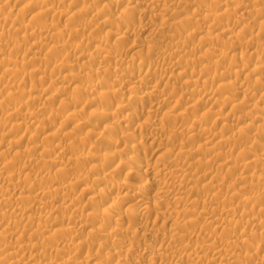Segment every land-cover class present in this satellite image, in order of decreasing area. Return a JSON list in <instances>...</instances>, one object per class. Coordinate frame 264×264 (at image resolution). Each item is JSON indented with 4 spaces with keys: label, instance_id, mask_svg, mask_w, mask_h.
<instances>
[{
    "label": "rangeland",
    "instance_id": "374dc122",
    "mask_svg": "<svg viewBox=\"0 0 264 264\" xmlns=\"http://www.w3.org/2000/svg\"><path fill=\"white\" fill-rule=\"evenodd\" d=\"M15 1V2H14ZM17 1H19V2H17ZM30 1V2H29ZM31 1L33 2V3H31ZM43 1V2H42ZM44 1L45 0H25V2L23 1V0H1L0 2V10H1V12H0V18H1V16H2V19L3 18H5L6 16H7V18H8V20L7 21H5L6 23H7V25H6V23L3 21V20H0L1 21V23H0V30L2 31L1 33H0V35L2 36L3 35V33H4V35H5V37H6V43L4 42V43H2V44H0L1 46L4 44V46L1 48V46H0V49L2 50V51H6L5 52V54H7V55H9V57L10 58H15L16 59V57H18V55H19V57L17 58V61H19V58L20 59H22L23 58V56H25L26 58H23L22 59V61H24L25 60V63L23 62V64H21L22 63V61L20 60L19 61V63L16 61V63H18V65L17 64H15V67L14 66H12V68H16V70H19V71H21L23 74H21V72L19 73L20 75L18 76V75H16L17 77H15V76H9L8 74H6L7 72L5 71V68L2 66V64H1V61L3 60V59H6V58H4L5 57V55H4V52H2V51H0V119L1 120H3V118H4V124H3V121H0L1 123H2V125H1V130H0V168H1V171H3V173L4 172H10L11 174L13 173V172H15V173H13V174H15V176H18L19 177V175H20V173H21V175H20V178H19V180H18V183H23L22 185H24V191L21 193V189H19V190H21V191H17L16 193H14V194H11L10 193V191L8 190V191H4V192H2V194L4 195V193H5V198H7L9 195L11 196L10 197V199H8V201H6L4 204H1V207H2V209H3V211H1L0 210V232H2V230L4 231V229L6 228L5 226H7L8 225V223L10 222H12L10 225H8L7 226V228H10L11 226L13 227H11V229L12 230H15V231H12L11 229V231L9 230V232H15V234H16V230L17 229H19V230H17V234L19 235H17V238H16V236L15 237H13V241H11V242H13V245L11 244V246L13 247V246H15V244L16 245H21V244H25L26 246L25 247H31L32 245L34 246V244H35V247L37 248V250H34L33 252H31V254L32 255H34V256H32V255H30V253L29 252H27L28 250H26V251H23L22 253H19L17 256L19 257V258H21L22 256H21V254H25V255H23V257L21 258L22 260H24L26 263L27 262H29L30 260H31V257L33 258H35V259H37V261L39 260V261H49L48 259H50V263L51 264H57L58 262L57 261H59L60 259H62V258H68V256H74L75 255V258L77 259V263H75V264H96L95 262H103V263H106V264H168L169 262H171V260L173 261V262H175V260H176V262L178 263V264H181L182 262H184V261H186V260H184V259H182V260H178L177 258H175V259H173L172 257L170 258V257H168L167 259H166V257H164V261H163V259L162 260H160V263L158 262V261H156L155 263H152V261L150 262V261H146V260H144L143 258L141 259L140 258V253L143 251V249L144 248H146V247H148V245H149V247H150V249H152V250H157L158 248H162V249H165L166 251H168L169 250V252L170 251H180L182 248L183 249H185L186 247H187V249H188V251L190 250V251H193V248H196L197 247V245H199L198 247V252L199 251H201V252H199V255L201 256V257H203V259H202V262L203 263H199V264H216L217 263V260H215L214 258H216V255L214 254V252L213 251H206L205 249H203L201 246L204 244V246L206 245V244H210V245H216L215 244V237L214 236H216V238H217V240H219L220 242H221V240H225V239H229L228 241L229 242H233V246L232 247H230V249H231V251L233 252H231V251H229L230 249H228V251L227 250H224L222 253L224 254V256H226L227 255V257H229L230 255H232V254H234V255H237V254H241V257H240V255L238 256V257H240L239 259H238V261L237 262H235V263H233V264H238L239 262V264H264V254L262 255V253H264L263 251H264V241H260V243L259 242H255V241H253V239L255 240V239H257L258 237H259V233H264V222L262 221H260L261 220V218H264V129H261L260 130V128H258L261 124L263 125L264 124V110H262V107L264 106V103L262 102V100H261V96H264V73H263V71H262V73H261V71H259V73H258V71H254L255 69H254V67H255V65H261V66H263L264 67V53H262V51L264 52V33H262V31L264 32V15H259L260 14V10H262L263 8H264V0H263V2L261 1V0H257L258 2H256V0H243L244 2H243V6H245V7H243L242 5L240 6V7H238V9L236 10V8H237V5H235V4H232L231 2L233 1V0H216L217 2H215V0H214V2H213V0H176V2H175V0H172L173 2H171V4L172 5H170L172 8H174V9H171V7L170 8H166V12H164V11H162L163 13H161V15H157V14H159L161 11H159L160 10V7H159V5L161 6L162 4H163V2H164V0H161L160 1V3L158 2V4H154V5H151L150 3V1L149 0H145V1H143V0H138L139 2H141L140 4H138L137 2H135V0L133 1V0H125V2L124 3H122V5H120L121 4V1L119 0V1H117L116 2V0H74V2H73V0H52L53 1V3H52V1H50V0H47V3H50V4H48L47 5V3L45 4L44 3ZM62 1V2H61ZM75 1H78V3L77 2H75ZM128 1V2H127ZM130 1V2H129ZM179 1V2H178ZM201 1V2H200ZM205 1V2H204ZM241 2H242V0H240ZM256 3H255V2ZM4 2V3H3ZM17 2V3H16ZM21 2H23V3H21ZM37 2H39V3H43L42 4V6L44 5L45 7L46 6H49V7H47V8H44V7H41V4H39V3H37ZM46 2V1H45ZM84 2H86V3H84ZM111 2H113V3H111ZM116 2V3H115ZM148 2V3H147ZM198 2H200V3H198ZM206 5H204V7H203V3ZM228 2V3H227ZM26 3H28V4H26ZM34 3H36L35 4V6L38 4V5H40V6H36V9H37V7H38V10L36 11V10H34L32 7L33 6H31V5H34ZM52 3V4H51ZM126 3H127V5H126ZM131 3V4H130ZM137 6V8H135V10L133 9L134 7H132V6H134V4ZM196 3V4H195ZM212 3H214L215 5L213 6V4ZM254 3V4H253ZM258 3V4H257ZM23 4V5H22ZM25 4V5H24ZM85 4H87L86 6H84ZM111 4V5H110ZM199 4V5H198ZM223 4V5H222ZM225 4H227L226 6H225ZM231 4V5H230ZM248 4H249V6H251L252 4L254 5V6H251V7H247L248 6ZM260 4H262V5H260ZM20 5H22V6H20ZM28 5H30V6H28ZM102 5H103V8H102ZM104 5H106V6H104ZM125 5L127 6V7H125ZM151 5V6H150ZM155 5H157V6H155ZM196 5H198V6H196ZM201 5H202V7L206 10V9H208V10H206L204 13H206L207 11V14H210V13H214L215 11H216V13L218 12V11H221V13L222 12H226V13H224L225 15H226V17L224 16L223 18H219V19H217L216 21H213V20H215V19H211V20H207L208 22H206V20L205 21H200V23L201 24H198L197 22H196V24L194 23V22H191L190 21V17H192L193 18V16H194V18H196V19H199V12L201 11V9H203V8H201ZM219 5V6H218ZM222 5V6H221ZM228 5H230V7L229 8H231V9H229L228 8ZM256 5V6H255ZM24 6V9L25 8H28L27 10H22L23 12H19L18 13V8H21L22 9V7ZM26 6V7H25ZM50 6H52V7H50ZM55 6V7H54ZM128 6H130V7H128ZM196 6V7H195ZM199 6H200V8H199ZM212 6H213V8H212ZM42 9H41V8ZM87 7H88V9L89 10H91V11H95V12H89V10L87 9ZM93 7V8H92ZM124 7H125V11H127L128 9L127 8H130V10L131 9H133L132 11H130V10H128L127 12H129L128 14H127V12H126V14H125V11L123 10L124 9ZM177 7H179L178 9H177ZM209 7V8H208ZM221 9H220V8ZM234 7V8H233ZM236 7V8H235ZM254 7H255V10H258V11H256L255 12V10H254ZM260 7V10L259 9H257V8H259ZM3 8V9H2ZM40 8V9H39ZM44 8V9H43ZM49 8V9H48ZM54 8V9H53ZM60 8H63V10L62 9H60ZM72 10H71V9ZM76 8V9H75ZM81 8H84L83 10L85 11L86 10V12H85V14L86 15H84V12H82V13H80L81 11H82V9ZM100 9L99 10V12L97 11L98 9ZM123 8V9H122ZM153 8V9H152ZM159 8V10H157V9ZM195 8V9H194ZM251 9V12H250V10L249 9ZM252 8H253V10H252ZM8 9V10H7ZM21 9H20V11H21ZM32 9V10H31ZM47 9V11H46V13H44V11ZM68 9V10H67ZM70 9V10H69ZM80 9H81V11H80ZM94 9V10H93ZM108 9V10H107ZM154 9H156V10H154ZM184 9V10H183ZM200 11H199V10ZM203 9V10H204ZM210 9H212L211 11H210ZM240 9V10H239ZM42 11V10H44V11H42V12H40V14H42V16L40 15V14H38L37 15V12L38 11ZM51 10H55V11H63V12H68V11H70V12H66V16L65 15H62V17H60L58 14H56L55 13V11L53 12V11H51ZM79 11V13L78 14H82V15H75L77 12ZM103 12H102V11ZM122 11V12H119V11ZM150 10V11H149ZM174 10H176V11H174ZM27 11V12H26ZM32 11H35L36 13H33ZM50 11V13H48ZM73 11V12H72ZM74 11H75V13H74ZM88 11V12H87ZM97 11V12H96ZM194 11H197V12H194ZM210 11V12H209ZM212 11H214V12H212ZM233 11V13H231ZM247 13L248 11L250 12H248V14H250V15H247L245 12ZM254 11V12H253ZM10 12V13H9ZM31 12V13H30ZM53 12V13H52ZM124 12V13H123ZM131 12V13H130ZM145 12V13H144ZM157 12V13H156ZM159 12V13H158ZM192 12H194V14H197V15H194ZM242 12H243V14H244V17H242L243 15H242ZM259 12V13H258ZM21 13V14H20ZM27 13V14H26ZM28 13H29V15H28ZM39 13V12H38ZM48 13V14H47ZM59 13V12H58ZM72 13H74V15H75V17H74V15H72ZM97 13V14H96ZM102 13V14H101ZM122 13L123 14H125V16H123L122 15ZM133 13V14H132ZM156 13V14H155ZM173 13V14H172ZM180 15H179V14ZM230 15H228V14ZM241 13V14H240ZM254 13H256V14H254ZM9 16H8V15ZM25 14V15H24ZM36 15V19L33 21L32 20V15ZM44 14V15H43ZM100 14V15H99ZM188 14H190V15H188ZM193 14V15H192ZM219 14V13H218ZM238 14V15H237ZM246 14V15H245ZM251 14H253V15H251ZM5 15V17H3ZM40 15V16H39ZM56 17H55V16ZM90 15V16H89ZM93 15V16H92ZM95 15H96V17H95ZM122 17H121V16ZM157 15V16H156ZM183 15V16H182ZM192 15V16H191ZM241 15V16H240ZM59 16V17H58ZM71 16V18H69V17ZM99 16V17H98ZM105 16V17H104ZM107 16V17H106ZM117 16H118V18L120 17V21L118 20V18H117ZM189 16V20L187 19V17ZM196 16V17H195ZM247 16L249 17V18H247ZM31 17V18H30ZM35 17V16H34ZM40 17H41V19H40ZM77 17V18H76ZM101 17V18H100ZM239 17H242L243 18V22H242V20H241V18H239ZM9 18H11V19H13L14 20V22L12 23V20H11V23H10V19ZM66 18H68V19H66ZM95 18V19H94ZM98 18V19H97ZM100 18V19H99ZM108 18L111 20V24H109L110 23V20L108 21ZM123 18H124V20H125V22L127 23L128 22V24H126L124 21H123ZM182 20H181V19ZM193 18V19H194ZM228 19V21H230L231 19V21H241L240 22V24H238V25H236V27L235 26H232V23L233 22H228L227 21V19ZM239 18V19H238ZM246 18V19H245ZM37 19H39L40 20V22H39V20H37ZM78 19V20H77ZM93 20V22H92V20ZM114 19V20H113ZM115 19H117L116 21H119V22H116L115 23ZM172 19V20H171ZM177 19V20H176ZM179 19V20H178ZM189 22H191V24H190V22L188 23L186 20ZM221 19H223V20H221ZM226 19V20H225ZM230 19V20H229ZM238 19V20H237ZM17 22H16V21ZM29 20H32V22L31 21H29ZM47 20V21H46ZM73 20V21H72ZM98 20V21H97ZM105 20V21H104ZM221 20V21H220ZM263 20V21H262ZM36 21V22H35ZM42 21V22H41ZM67 21V22H66ZM69 21V22H68ZM88 21V22H87ZM105 22V23H103V22ZM114 21V22H113ZM122 21V22H121ZM167 21V22H166ZM171 21V22H170ZM175 22V24L177 23L178 25L176 26L175 24H174V22ZM180 21V22H179ZM248 21H249V23H248ZM251 21V22H250ZM5 24H4V23ZM29 22V23H28ZM89 22H92V23H90V28H89ZM98 22V23H97ZM108 22V23H107ZM123 22H124V24H123ZM183 23V25H181L182 23ZM204 22V25L202 24ZM210 22H212V23H216L217 22V26L219 27H217V31H215V30H210L209 28H208V26H209V24H210ZM246 22V23H245ZM253 22V23H252ZM4 25H3V24ZM10 23V24H9ZM30 24V25H32V29L30 30V28H31V26H30V28H29V26L27 25V24ZM34 23V24H33ZM36 23H37V25H36ZM38 23H39V25H38ZM40 23H42V24H40ZM71 23V24H70ZM106 23H107V25H106ZM113 23H115V24H113ZM121 23H122V25H121ZM171 23H172V25H171ZM193 23V24H192ZM207 23V24H206ZM221 23V24H220ZM227 23V24H226ZM228 23H229V26L230 27H227V30H226V26H228ZM235 23V22H234ZM241 23H243V24H241ZM262 24V27H261V24ZM16 24V25H15ZM25 25L26 26V28H27V31H26V33L24 32L25 31V29L26 28H24L25 26H23V25ZM45 24H47V26H50L49 28L45 25ZM51 24H53L52 26H51ZM87 24H88V26H87ZM93 24V25H92ZM96 24V26H94ZM105 24V25H104ZM119 24V25H118ZM130 24V25H129ZM167 24H168V26H167ZM171 26H170V25ZM188 24V25H187ZM198 24V25H197ZM224 24H226V26L224 25ZM249 24V25H248ZM252 24V25H251ZM10 25V26H9ZM18 25V26H17ZM20 25V26H19ZM23 26V28H24V30H23V28H22V26ZM37 27H36V26ZM43 25V26H42ZM44 25H45V27H47L48 29V31H49V33L50 32H52L53 30V35L54 36H52L51 35V33L49 34L48 33V31L47 30H45V28H44ZM85 27H84V26ZM220 25V26H219ZM247 25V26H246ZM15 26V27H14ZM33 26L35 27V28H38V29H40V30H43L44 29V31H42V33H40L38 36H40V35H42L41 37H38L37 35L36 36H34V34L33 33H30L32 30H33ZM39 26V27H38ZM59 26V27H58ZM77 26V27H76ZM81 26V28H79ZM93 26V27H92ZM175 26V27H174ZM179 26V27H178ZM181 26H185V27H182L181 28ZM4 29H3V28ZM12 27V28H11ZM41 27H43V29L41 28ZM56 27V29H52V28H55ZM74 27L75 28H77L76 30L74 29ZM124 27H128L127 29L126 28H124ZM160 27V28H159ZM177 27H178V29H177ZM189 27V28H188ZM201 27H202V32H201ZM231 27H233V28H231ZM238 27V28H237ZM247 27V28H246ZM8 28V29H7ZM15 28V29H14ZM20 28V29H19ZM22 28V29H21ZM92 28V29H91ZM173 28V29H172ZM183 28H186V29H183ZM204 28V29H203ZM223 28V29H222ZM228 28H230V29H228ZM10 29V30H9ZM50 29H52L51 31H50ZM75 30V32H74V30ZM79 29V30H78ZM86 29V30H85ZM195 29V30H194ZM209 29V30H208ZM223 31H222V30ZM224 29L226 30V31H224ZM242 30V32L241 31H239V30ZM246 29V30H245ZM251 29V30H250ZM258 29H259V31H258ZM262 29V30H261ZM7 30H9V31H7ZM56 30V31H55ZM62 31V32H57V31ZM65 30V31H64ZM69 30V31H68ZM163 30V31H162ZM182 30V31H181ZM187 30V31H186ZM191 30V31H190ZM194 30V31H193ZM199 30V31H198ZM218 30H220V31H218ZM245 30V31H244ZM249 30V31H248ZM5 31V32H4ZM21 31V32H20ZM34 31V30H33ZM47 33H46V32ZM71 31V32H70ZM115 31V32H114ZM127 31V32H126ZM210 31H211V34H210ZM238 31H239V33H238ZM6 32H9L10 33V35L8 34V33H6ZM45 32V33H44ZM56 34H55V33ZM74 32V33H73ZM81 32V33H80ZM126 32V33H125ZM163 32V33H162ZM191 32H193V33H190ZM196 32H201V33H196ZM213 32V33H212ZM223 32V33H222ZM225 32V33H224ZM249 32V33H248ZM6 33V34H5ZM77 33V34H76ZM168 33V34H167ZM173 33H175V34H173ZM235 33H236V35L238 34V36H236L235 35ZM241 33V34H240ZM258 33H259V35H258ZM57 34H60V36L59 35H57ZM62 34V35H61ZM118 34V35H117ZM123 34V35H122ZM127 34V35H126ZM181 34V35H180ZM212 34L214 35V36H212ZM217 34V35H216ZM221 34V35H220ZM255 34V35H254ZM263 34V35H262ZM7 35V36H6ZM9 35V36H8ZM25 35V36H24ZM29 35V36H28ZM51 35V36H50ZM121 35V36H120ZM170 35L172 36H175L176 35V37H178V40L176 39V37H174L175 38V40H173L174 38H173V36H172V40L170 39L171 37H170ZM183 35V36H182ZM204 35V38L205 37H207V38H209V37H215V35L217 36V37H215V39H213V38H211L210 39V41L209 42H207V43H205V41H204V43H202V41H203V39H202V37L201 36H203ZM209 37H208V36ZM229 35V36H228ZM250 35H252V36H250ZM47 36V37H46ZM106 36V37H105ZM117 36H119V37H117ZM164 36V37H163ZM180 36V37H179ZM186 36V37H185ZM190 36V37H189ZM220 36V37H219ZM235 37L236 36V38H233V39H231L230 37ZM37 39H36V38ZM45 37V38H44ZM101 37V38H100ZM123 37V38H122ZM183 37V38H182ZM200 37H201V39H200ZM252 39H255L254 40V42H252V44H251V46L250 45H248V44H250V41H252L251 40V38ZM45 39V40H43V39ZM98 38V39H97ZM102 38H104L105 40H106V46L104 47V49H106V48H108L107 49V51L108 52H110V53H107V54H109L108 56H106L107 54H106V51H105V58H103L104 57V50L102 49H100V50H98V48L100 47V44H99V41L100 40H102ZM121 38V39H120ZM170 40H169V39ZM179 38H180V40H179ZM182 38V39H181ZM245 38V39H244ZM257 38V39H256ZM7 39H9V40H7ZM31 39H33V40H31ZM41 39H42V41H44V42H42V43H44L43 45H42V43H41ZM103 39V40H104ZM108 39V40H107ZM117 39V40H116ZM184 39V40H183ZM225 39H227V40H225ZM233 41V42H231V40ZM237 39H239V40H237ZM244 39V40H243ZM182 40V41H181ZM205 40V39H204ZM230 40V41H229ZM246 40V41H245ZM249 40V41H248ZM19 41V42H18ZM30 41V42H29ZM33 41H34V43H37V44H33ZM57 41V42H56ZM171 41H173V42H171ZM175 41V42H174ZM181 41V42H180ZM184 41V42H183ZM240 41V42H239ZM258 41H260V42H258ZM11 42H13V43H11ZM55 42V43H54ZM170 42V43H169ZM179 42V43H178ZM185 43V44H183V43ZM186 42H187V46H186ZM195 44H194V43ZM211 42H213V44H211ZM238 43V47H236L235 48V46H236V44ZM245 42V43H244ZM258 42L259 44H256V43ZM261 42H262V44H261ZM31 43V44H30ZM76 43H77V46H76ZM169 43V44H168ZM176 46V43H177V45L179 46V49L182 51V47H184V45L186 46V47H184V54H182V52H181V54H179V56H178V54H175L174 55V49H172V47L174 46L173 44ZM181 43V44H180ZM192 43V44H191ZM201 43H202V45H201ZM228 43H231V45L230 44H228ZM255 43V45H253ZM6 44V45H5ZM9 44H13V45H10V47L12 48L13 47V49H10L8 46H9ZM62 44H65V45H62ZM68 44V45H67ZM80 44H81V46H80ZM134 44V45H133ZM219 44V45H218ZM222 44V45H221ZM235 44V45H234ZM8 45V46H7ZM17 45H18V47H17ZM19 45H22L21 47H20V50H19ZM25 45V46H24ZM28 45V46H27ZM31 45V46H30ZM36 45V46H35ZM52 45V46H51ZM53 45H56V46H53ZM97 45H99V47L97 46ZM111 45V46H110ZM169 45H170V47H169ZM181 45H183V46H181ZM248 45V46H247ZM252 45H253V47H252ZM260 45H262L261 47H260ZM35 46V47H34ZM47 46L50 48V47H52V48H47ZM63 46H64V48H63ZM76 46V47H75ZM116 46V47H115ZM135 46H136V49H134L135 48ZM178 46H177V48H178ZM196 46H197V48H196ZM247 46V47H246ZM16 47V48H15ZM26 47V48H25ZM32 49H31V48ZM58 47V48H57ZM78 47V48H77ZM132 47H134L133 48V50L131 49ZM187 47H188V49H187ZM217 47V48H216ZM222 47V48H221ZM246 47V48H245ZM250 47V48H249ZM9 48V49H8ZM15 48V49H14ZM47 48V49H46ZM97 48V49H96ZM113 48V49H112ZM115 48H117V50L115 49ZM121 48V49H120ZM131 49V51H130V49ZM140 48V49H139ZM185 48H186V50H185ZM202 48V49H201ZM213 48H214V52L211 54V52H212V50H213ZM238 48V49H237ZM257 48H259V49H257ZM5 49H7V50H5ZM26 49V50H25ZM57 49H59L58 51H57ZM127 49H129V50H127ZM207 49V50H206ZM232 49V50H231ZM234 49V50H233ZM14 50V51H13ZM17 50H19V51H17ZM34 50V51H33ZM95 50H96V52H95ZM119 50V51H118ZM127 50V51H126ZM135 50V51H134ZM158 50V51H157ZM190 50V51H189ZM201 50V51H200ZM210 50H211V52H210ZM222 50H224V53H221V51ZM228 50V51H227ZM260 50H261V53H260ZM18 52V53H16V52ZM36 51V52H35ZM99 51V52H98ZM101 51H103V53L101 54ZM112 51V52H111ZM129 51V52H128ZM206 51V52H205ZM259 51V52H258ZM25 52V53H24ZM34 52V53H33ZM64 52H65V54H64ZM90 54H89V53ZM91 52H92V56H94L95 57V55H97L95 58L93 57H91ZM195 52V53H194ZM219 55V54H224L225 55V57H223L224 58V60H223V58H217V54ZM223 52V51H222ZM241 52V53H240ZM36 53L38 54L37 56H36ZM47 54V53H49L50 55H49V57H48V55L47 56H45V54ZM51 53H52V55H51ZM95 53V54H94ZM116 53H117V55H116ZM135 53V54H134ZM140 53V54H139ZM161 56H159L158 54ZM162 53V54H161ZM173 53V54H172ZM208 55H207V54ZM215 53V54H214ZM239 53V54H238ZM249 53V55H247V54ZM251 53H252V55H251ZM27 54H29V55H27ZM34 54V55H33ZM115 54V55H114ZM171 54V55H170ZM241 54V55H240ZM256 54V55H255ZM6 55V57H8ZM42 55V56H41ZM43 55H44V57H43ZM168 58H165V56ZM175 56V57H173L175 60H173V58H172V56ZM181 55H183V56H181ZM185 55H186V58H185ZM192 55V56H191ZM193 55H194V57H193ZM202 56V55H204V62H201L200 61V59L198 58V57H200V56ZM4 56V57H3ZM28 56V57H27ZM39 56V57H38ZM55 56V57H54ZM113 56H117L116 57V59H115V57L114 58H112ZM119 56H121V57H119ZM135 57L136 56V60L138 59V60H140L143 64H145V65H147V67L145 68V69H149V71H151L153 68H158V67H161L162 66V63H165V59H167L168 61H167V63H165V64H163V66H162V68H164L165 70H166V74H164V77L167 75V74H172L173 72H175L176 74H172L173 76L171 77V75H168V77H167V79H166V77L164 78V77H162V79L160 78V77H153L152 79L154 80V81H158L157 82V84H155L156 82H152V83H150V84H148L147 85V88H145V86L144 85H141V84H139V82H138V80H139V78L143 75V77H144V75H146L147 76V74H144V73H147V72H143L141 75H140V77L139 78H137L136 80H137V83L139 84V85H141L143 88H145V89H143L142 87H140V86H138L137 85V83H136V80H135V78L133 79L132 78V80L130 79V81L131 82H135L134 84L135 85H137V86H135V85H133V83H132V85H131V82H127L126 81V83H124L123 85H118L119 87L117 88V86H114V83H112V81H110V79H115V80H117L118 79V76H119V78H120V74H121V72L118 70V69H123V68H126L125 66H124V60L127 58V57ZM158 56V57H157ZM164 56V57H163ZM169 56V57H168ZM189 56H190V58H189ZM198 56V57H197ZM207 56V57H206ZM209 56V57H208ZM240 56H242V57H240ZM247 56V57H246ZM250 56V57H249ZM258 56V57H257ZM29 57H35L34 59H31V58H29ZM37 57V58H36ZM41 57L43 58L42 59V61L40 60L41 59ZM53 59H52V58ZM128 57V58H129ZM156 57H157V59H156ZM189 59H188V58ZM195 57H197V58H195ZM238 57V58H237ZM58 58V59H57ZM100 58H101V60H103V61H100ZM140 58V59H139ZM143 58L145 59V61L143 60ZM183 59V63L184 64H186L185 66H187L186 68H182L183 66H181L180 67V69L178 68V69H176V70H174L173 72H167V69L171 66V64L173 63V62H176V61H179V59L180 60H182ZM195 58V59H194ZM240 58V59H239ZM244 58H245V60H246V62L244 61ZM27 59H28V61H27ZM31 59V60H30ZM55 59H56V61H55ZM64 59V60H63ZM135 59V58H134ZM142 59V60H141ZM160 61H159V60ZM163 59H164V61H163ZM187 59V63L185 62V60ZM195 61H193V60ZM217 59H219L220 60V62H219V60H217ZM241 59H242V61H241ZM44 60V61H43ZM48 62H47V61ZM58 60V61H57ZM104 60H105V63H104ZM169 60H173V62L172 61H169ZM190 60H191V62L193 61L194 63H193V65H192V63L190 62ZM198 60V61H197ZM207 60H209V61H207ZM223 60V61H222ZM251 60V61H250ZM53 61V62H55L54 64H53V62H52V64H51V62ZM91 61V62H90ZM162 61V62H161ZM190 62V65H192L191 67L188 65L189 64V62ZM211 61H212V63H211ZM226 61V62H225ZM229 63H228V62ZM244 61V62H243ZM260 61V62H259ZM59 62H64V63H67V64H64L63 63V65L62 66H60L61 64L59 63ZM101 64H100V63ZM103 62V63H102ZM137 62H139V61H137ZM144 62H146V63H144ZM237 62H240L241 64H239V63H237ZM247 62H249V63H247ZM253 62V63H252ZM45 63H46V65H45ZM48 63H50V64H48ZM85 63V64H84ZM123 63V64H122ZM197 63V64H196ZM239 64V65H243V63L245 64V66L243 65V68H244V71H242L243 72V74H244V76H243V74L242 75H240V77H238L239 75H234V72H235V70H234V68H233V66L235 65V64ZM252 63V64H251ZM260 63V64H259ZM58 65V66H56V65ZM60 64V65H59ZM88 64V65H87ZM167 64V65H166ZM168 64L170 65V66H168ZM184 64H182V65H184ZM195 64V65H194ZM218 64V65H217ZM255 64V65H254ZM263 64V65H262ZM17 65V66H16ZM33 65H34V67H33ZM36 65V66H35ZM42 65V66H41ZM54 66V68H53V66ZM66 65V66H65ZM85 65V66H84ZM158 65V66H157ZM160 65V66H159ZM208 65V66H207ZM213 65V66H212ZM222 65H224V66H222ZM232 65V66H231ZM88 66V67H87ZM102 66V67H101ZM107 66V67H106ZM113 66V67H112ZM117 66V67H116ZM150 66V67H149ZM156 66V67H155ZM184 66V67H185ZM189 66V67H188ZM204 66V67H203ZM216 66V67H215ZM219 66V67H218ZM230 66V67H229ZM247 66V67H246ZM2 67V68H1ZM57 67V68H56ZM89 67H91V68H89ZM104 67H105V71H103V69H104ZM152 67V68H151ZM166 67V68H165ZM168 67V68H167ZM212 69H211V68ZM218 67V68H217ZM242 67V66H241ZM246 67V68H245ZM33 68V69H32ZM35 68V69H34ZM80 68V69H79ZM93 68H95V69H93ZM102 68V69H101ZM114 68V69H113ZM116 68V69H115ZM151 68V69H150ZM182 68V69H181ZM196 68V69H195ZM203 68V69H202ZM248 68V69H247ZM4 69V70H3ZM25 69V70H24ZM42 69V70H41ZM86 69V70H85ZM107 69V70H106ZM112 69V70H111ZM127 69V68H126ZM129 69V70H128ZM127 70L128 71H126L127 73L129 72L130 73V75H135V74H133L134 73V71H131L130 72V70H133V69H130V68H128ZM185 69V70H184ZM220 69V70H219ZM228 69V70H227ZM231 69V70H230ZM38 70V71H37ZM44 70V72H42ZM47 70V71H46ZM52 70H54V71H52ZM85 70V71H84ZM92 70V71H91ZM116 70V71H115ZM183 73L184 71L185 72H187V74L185 73H181L180 71ZM182 70H184V71H182ZM188 70V71H187ZM200 70V71H199ZM203 70H205V71H207V72H203L202 73V71ZM247 70V71H246ZM2 71V72H1ZM18 71V72H19ZM178 72V75H184L182 78H178V77H176L177 76V72ZM229 71V72H228ZM230 71H232V73L230 72ZM253 71V72H252ZM25 72H27V73H25ZM38 72H40V73H38ZM72 72V73H71ZM74 72H76V73H74ZM94 72V73H93ZM97 72V73H96ZM197 72V73H196ZM200 72V73H199ZM209 72V73H208ZM252 72V73H251ZM3 73V74H2ZM38 73V74H37ZM54 73V74H53ZM80 73L82 74V73H85V75H86V73H87V76L89 75V74H95V75H91L92 77L90 78L89 76L88 77H85V75L84 74H82L84 77H85V79L84 78H82V75H80ZM89 73V74H88ZM180 73V74H179ZM189 73V74H188ZM194 73V74H193ZM222 73V74H221ZM224 73L226 74V75H224ZM248 75H247V74ZM250 73H251V75H250ZM26 74V75H25ZM43 74H44V76H43ZM48 75V76H50V77H47L46 75ZM104 74V75H103ZM200 74H202V75H200ZM221 74V75H220ZM232 74V75H231ZM262 74V75H261ZM4 75V76H3ZM21 75H24V78H23V76H21ZM53 75V76H52ZM54 75H55V77H54ZM77 75H79V76H81V77H77ZM113 75H114V78H110V77H113ZM187 75V76H186ZM228 75V76H227ZM258 75V76H257ZM28 76V77H27ZM34 76V77H33ZM43 76V77H42ZM48 78V79H45L46 77ZM61 76V77H60ZM76 76V77H75ZM95 76V77H94ZM102 76H104L105 77V80H109L108 82L107 81H104L101 77ZM175 76V77H174ZM185 76L188 78H186V80H189V78H191V76L192 77H194V79H201L200 81H201V83H200V85L199 86H201V87H199V86H196V87H198L199 88V90H198V88H194L195 86H191L190 84H185V82L183 83V81H185ZM197 76H199V77H197ZM208 76V77H207ZM226 78H225V77ZM234 76V77H233ZM251 76V77H250ZM13 77V78H12ZM20 77V78H19ZM27 77V78H26ZM148 77H149V75H148ZM175 79H174V78ZM197 77V78H196ZM203 77V78H202ZM213 77V78H212ZM228 77V78H227ZM244 77V78H243ZM255 77H256V79H255ZM6 78V79H5ZM9 78H11V79H9ZM24 79V80H22V79ZM29 78V79H28ZM32 78V79H31ZM43 78V79H42ZM64 78V79H63ZM82 78V79H81ZM86 78H88L87 80H86ZM93 78H94V80H93ZM97 78V79H96ZM99 78V79H98ZM109 78V79H108ZM131 78V77H130ZM142 78V77H141ZM170 78V79H169ZM223 78V79H222ZM231 78V79H230ZM238 78V79H237ZM240 78V79H239ZM8 79V80H7ZM50 79V80H49ZM51 79L53 80V82L51 81ZM67 79V80H66ZM151 79V80H152ZM157 79V80H156ZM161 79V80H160ZM169 79V80H168ZM177 79H179L180 80V83L179 82H177ZM217 79V80H216ZM219 79H220V81H219ZM222 79V80H221ZM227 79V80H226ZM229 79H230V81H229ZM236 79V80H235ZM2 80V81H1ZM9 81V82H7V81ZM11 80L13 81V84H12V82H11ZM20 80V81H19ZM41 80V81H40ZM49 81V84H48V81ZM69 80V81H68ZM86 80V81H85ZM89 80V81H88ZM90 80L92 81V84L91 85H93L92 86V94L91 93H88L86 90V87L88 88V87H91V85H90ZM96 80V81H95ZM152 80V81H153ZM159 80H160V83H159ZM47 81V82H46ZM51 81V82H50ZM88 81V82H87ZM99 81V82H98ZM168 81H170V82H168ZM207 81V82H206ZM238 81V82H237ZM11 82V83H10ZM43 82V83H42ZM55 82V83H54ZM58 82V83H57ZM98 82V83H97ZM168 82V83H167ZM175 84H173V83ZM178 84H177V83ZM187 82V81H186ZM221 82H223V84H224V82H225V84L226 83H228L227 84V86H224V87H220L219 85L221 84ZM235 82H236V84H235ZM241 82V83H240ZM7 83V84H6ZM14 83H15V85H14ZM32 83H34V84H32ZM52 83V84H51ZM87 83V84H86ZM168 84V86H167V84ZM172 83V84H171ZM205 83H206V85L208 84V86H206L205 85ZM233 83V84H232ZM12 84V85H11ZM61 84H63V85H61ZM95 84V85H94ZM127 84H129V85H127ZM162 84V85H161ZM170 84V85H169ZM184 84L186 85V86H184ZM202 84V85H201ZM204 84V85H203ZM224 84V85H225ZM20 85V86H19ZM75 85V86H74ZM78 85V86H77ZM84 85V86H83ZM88 85H90V86H88ZM114 86V88H116V89H118V90H120V87H121V89H122V91L120 90V92L122 93L123 91H125V92H123L122 94L121 93H119V97L118 96H115L114 94H113V97L111 98L110 97V95L108 96H106V92L104 93V91H111V90H114V88H113V86ZM116 85V84H115ZM127 86V87H123V86ZM171 85H172V87H171ZM181 85H183V86H181ZM190 85V86H189ZM241 85H243L242 87L243 88H246L247 86L250 88V90L252 89L253 90V94L250 92V94H249V92L248 93H246L247 91H242L241 92V90H239L240 88H242L241 87ZM63 86V87H62ZM66 86V87H65ZM82 86V87H81ZM110 86H112V89H111V87ZM135 86V88H133V87ZM153 86H156L155 88L156 89H160V90H164V92L163 93H168L167 95H169V97H171L170 95H172V105L170 104L165 110H167V109H171V107L172 108H174V109H171L172 111H174L175 113V115H176V113H179L180 111H185V112H183V114H185V115H183L182 113V116H180L179 118L180 119H175V118H173L172 116L170 117H168V115L167 116H164V119H163V115L164 114H161V113H158V114H152V113H147V112H145L144 110L146 109V108H148V105H152L153 107H155L156 105H157V101H159V100H157V99H152V100H150L151 101V103L149 102V101H147V102H145V103H143V105H145L144 107H142V108H138L140 105H137V103H132L133 105H131V108H129V112H131V111H135V112H137L138 114H140L141 116H140V118L137 120H129L130 122L128 123V124H121L120 126H122V128L123 127H125L124 128V132H129V133H127L128 135H130V136H128L127 134H126V136L124 135L125 133H123L122 134V130L120 129L121 127H119V125L118 124H116V122L118 123V119H120V118H117V120H116V118H111L110 120L108 119V118H100V117H92L93 115L91 114L92 113V111L94 110V109H104V110H106V109H110V108H115V105L117 106V104H118V101H121V99H123V100H125V99H127V97L129 96L128 94L130 93V94H133L134 93V91H136L137 89H138V87H140L141 89H143V90H147V89H152V88H154ZM165 86V87H164ZM173 86H174V88H173ZM189 86V87H188ZM205 86V87H204ZM219 86V87H218ZM237 86V87H236ZM18 87V88H17ZM37 87V88H36ZM58 87H62L61 88V90H60V88H58ZM65 87V88H64ZM78 89H77V88ZM79 87H80V89H79ZM131 88V91H133V93L130 91V88ZM137 87V88H136ZM171 87V88H170ZM190 87H192V88H194V90H195V93H194V90L192 89V93L193 94H191V92H190V90H191V88ZM217 87V88H216ZM227 87V88H226ZM238 87H240V88H238ZM3 88V89H2ZM39 88V89H38ZM41 88V89H40ZM43 88H44V90H45V92H42V91H44L43 90ZM83 88V89H82ZM96 88V89H95ZM111 90H110V89ZM124 88V89H123ZM140 88L138 89V90H140ZM163 88V89H162ZM176 88V89H175ZM220 88V89H219ZM254 88V89H253ZM1 89H2V92H1ZM5 89H7V91H5ZM59 89V90H58ZM86 89V90H85ZM107 89H109V90H107ZM115 89V90H116ZM129 89V90H128ZM136 89V90H135ZM169 89V90H168ZM172 89V90H171ZM174 89V90H173ZM202 89V90H201ZM203 89H205V91L203 92ZM223 89V90H222ZM224 89H225V91H224ZM18 90V91H17ZM20 90V91H19ZM47 90V91H46ZM60 92H58V91ZM78 90V91H77ZM99 90V91H98ZM104 90V91H103ZM177 90V91H176ZM188 90V91H187ZM198 90V92H196ZM221 90V91H220ZM5 91V92H4ZM8 91H11V92H13V93H15L14 95H15V97H14V99L12 98H9L10 100H7V95H6V92H8ZM128 91V92H127ZM174 91H175V94H174ZM181 91V92H180ZM200 91V92H199ZM239 91V92H238ZM256 91V92H255ZM21 94H19V93ZM21 92H23V93H21ZM41 92L42 93H44V94H41ZM58 92V93H57ZM80 92V93H79ZM84 92H87V93H84ZM101 92H103V93H101ZM171 92V93H170ZM183 92V93H182ZM206 92V93H205ZM244 92V93H243ZM258 92V93H257ZM54 93V94H53ZM81 93H83V95L81 94ZM126 93H128V94H126ZM179 93V94H178ZM187 93H188V95H187ZM246 93V94H245ZM29 94H33V95H29ZM77 94V95H76ZM78 94H79V96H78ZM82 96H81V95ZM91 94V95H90ZM103 94V95H102ZM104 94H105V96L106 97H104ZM182 94V95H181ZM191 94V95H190ZM201 94V95H200ZM223 94V95H222ZM227 94V95H226ZM5 95V96H4ZM16 95H17V98H18V100H17V98H16ZM42 96V97H40V96ZM53 95V98L54 99H52L51 98V96ZM86 96V98H85V96ZM92 95H93V97H92ZM98 95V96H97ZM128 95V96H127ZM204 95V96H203ZM239 95V96H238ZM244 95H246V96H244ZM30 96V97H29ZM36 96H39V97H36V98H38V99H32V102H31V98H35ZM91 96V97H90ZM114 96L116 97V98H114ZM211 96H213V98H211ZM259 96V97H258ZM23 97V98H22ZM50 97V99H48V98ZM69 97V98H68ZM76 97V98H75ZM79 97V98H78ZM94 97H95V99H94ZM109 99H108V98ZM126 97V98H125ZM175 97V98H174ZM199 97V98H198ZM204 97V98H203ZM208 97V98H207ZM214 97H215V99H214ZM246 99H245V98ZM5 99V101H4V103H3V100ZM78 98V99H77ZM94 99V101H93V99ZM97 98H99L98 100H97ZM104 98H106L107 99V102L105 101L106 99H104ZM125 98V99H124ZM210 98H211V100H213V101H211L210 100ZM216 98L217 99H219V100H216ZM225 98H227V99H225ZM40 99V100H39ZM42 99V100H41ZM118 100V101H116V100ZM178 99V100H177ZM198 99H203V100H198ZM222 99H225V101L227 100V103L226 104H222L221 105V103H218V102H220V100H222ZM260 99V100H259ZM58 100V101H57ZM71 100V101H70ZM77 100V101H76ZM112 100H114V101H112ZM195 100H197L198 101V104H197V106H195ZM208 100V101H207ZM214 100H215V102H214ZM243 100V101H242ZM246 100V101H245ZM2 101V102H1ZM13 101V102H12ZM15 101H17V102H15ZM20 101V102H19ZM22 101V102H21ZM30 101V102H29ZM34 101V102H33ZM40 101V102H39ZM45 101V102H44ZM70 101V102H69ZM96 101H98L99 102V104H98V102H96ZM109 101V102H108ZM156 101V102H155ZM190 101V102H189ZM207 101V102H206ZM210 101V103H208ZM234 101V102H233ZM239 101V102H238ZM8 102V104H6ZM11 102V103H10ZM75 102H77L76 104H74ZM85 102H89L88 103V105H87V103H85ZM112 102H116L115 103V105L112 103ZM259 102V103H258ZM17 103V104H16ZM26 103H27V105H26ZM62 103V104H61ZM92 103V106L91 107H89V104H91ZM96 103H97V105H96ZM108 103V104H107ZM111 103V104H110ZM139 103V102H138ZM148 103V104H147ZM215 103V104H214ZM230 103V104H229ZM235 103V104H234ZM238 103V104H237ZM239 103H240V105H239ZM243 105H242V104ZM263 103V104H262ZM4 104H5V106H4ZM73 106V108L70 106ZM110 104V105H109ZM135 104H136V106H135ZM156 104V105H155ZM7 105V106H6ZM9 105V106H8ZM22 105V106H21ZM24 105V106H23ZM65 105V106H64ZM69 105V106H68ZM75 105V106H74ZM94 105V106H93ZM100 105V106H99ZM174 105H176V106H174ZM188 105V107H185V106H187ZM259 107H257V106ZM20 106V107H19ZM43 106V107H42ZM46 108H45V107ZM48 106V107H47ZM79 106V107H78ZM107 106H109L108 108H107ZM174 106V107H173ZM223 106V107H222ZM227 106V107H226ZM4 107V108H3ZM9 107V108H8ZM14 107V108H13ZM54 107V108H53ZM72 108V110H78L79 108L81 109H79L78 110V112H80V114H78L79 116H80V118H79V116H78V118L76 117H73V118H75L73 121H72V119H71V117L72 116H69V113L71 112V108ZM95 107V108H94ZM102 107V108H101ZM105 107V108H104ZM136 107V108H135ZM141 107V106H140ZM146 107V108H145ZM191 107V108H190ZM17 108V109H16ZM22 108V109H21ZM29 108V109H28ZM70 108V109H69ZM112 108V109H113ZM144 108V109H143ZM178 108H180V109H177ZM187 108V109H186ZM202 108V109H201ZM264 108V107H263ZM13 109V110H12ZM17 111V113L15 112V110ZM20 109V110H19ZM24 109V110H23ZM83 109V110H82ZM112 109H110V110H112ZM133 109H135V110H133ZM138 109H140V111L137 110ZM176 109V110H175ZM190 109V110H189ZM4 110V111H3ZM29 110H32L31 112L29 111ZM36 110V111H35ZM114 110V109H113ZM143 110V112H142V114H141V111ZM180 110V111H179ZM234 110V111H233ZM251 110H253V111H251ZM6 111L7 112H9V113H7L8 114V117H6L7 116V114H3V112L4 113H6ZM35 111V112H34ZM39 111V112H38ZM42 111V112H41ZM47 112V114H46V112ZM56 111V112H55ZM65 111V112H64ZM70 111V112H69ZM262 111V112H261ZM12 112V113H11ZM21 112V113H20ZM24 112H25V114H24ZM28 112V113H27ZM36 112H38V113H36ZM48 112H50V113H48ZM64 112V113H63ZM69 112V113H68ZM82 112V113H81ZM90 113V115H89V113ZM187 112V113H186ZM204 112V113H203ZM27 113V114H26ZM31 113V114H30ZM36 113V114H35ZM40 113V115L38 116V114ZM52 113H54V114H52ZM61 113H63V114H61ZM173 113V112H172ZM220 113V114H219ZM231 114V118L229 117L230 116V114ZM238 113V114H237ZM250 115H249V114ZM255 113V114H254ZM259 113V114H258ZM12 114V115H11ZM33 114V115H32ZM55 114H56V118H54L55 117ZM59 114V115H58ZM62 116H61V115ZM68 114V115H67ZM199 114V115H198ZM234 116H233V115ZM252 114L253 115H255V117H252V118H257V119H259L258 117H260V121L259 122H257V124H255L256 126H258L257 128L255 127V125L253 124V123H250V121H251V117L250 116H252ZM32 115V116H31ZM37 115V116H36ZM43 115H47L48 117H44ZM50 115V116H49ZM52 115H54V117L52 116ZM66 115L67 116H69L68 117V119H70V120H68L67 118H66ZM88 115V116H87ZM120 115V117L122 118V116H125L124 114H122V113H120L119 114ZM257 115H259V116H257ZM10 116V117H9ZM29 116H31V118L29 117ZM58 116V117H57ZM158 116V117H157ZM161 116V117H160ZM257 116V117H256ZM35 117V118H34ZM62 117V118H61ZM89 117H90V119H89ZM165 117L167 118V119H165ZM184 119H183V118ZM201 117H204V120H201ZM247 117V118H246ZM248 117L249 118H251V119H249L248 120ZM46 118V121L44 120ZM64 118V119H63ZM85 120H84V119ZM94 118H96L95 120H93ZM160 118H162V119H160ZM198 118H200V123L202 122V124L201 125H199L198 124V122H197V125H193V124H195V122H196V120H198ZM229 118V119H228ZM234 118V119H233ZM14 119V120H13ZM23 119V120H22ZM48 119V120H47ZM55 119V120H54ZM63 119V120H62ZM77 119H80L79 120V124L82 122V124H77V123H75V121H77ZM158 119H160V120H158ZM170 119H174V120H170ZM183 119V120H182ZM203 119V118H202ZM19 120V121H18ZM40 122H38V121ZM43 120V121H42ZM52 120V121H51ZM54 120V121H53ZM62 120V121H61ZM67 120V122H65ZM103 120V121H102ZM148 121L149 120V122H151V123H153L154 121L155 122H157L158 123V121L159 122H162L163 124L165 123V125L166 126H163V125H161L163 128H164V130H167L166 131V135H165V132H164V134H163V136L165 135L166 137H162L161 136V138L163 139V142L162 143H160L159 144V142H160V140H158L159 138H157L156 140L155 139H153V136H151L152 135V133H151V130L149 129V128H147V130H146V128H144V129H140V127H139V123L141 122V121ZM177 120H181V122H177ZM192 120H194V122L192 123ZM239 120V121H238ZM242 120H243V122H242ZM21 121V122H20ZM63 121H64V123H63ZM81 121V122H80ZM88 121H90L89 123L90 124H92V122H93V124H95L94 126L92 125L90 128L89 127H85V126H83V124H85L86 122L88 123ZM98 121H99V123H98ZM106 121H108V122H106ZM114 121V122H113ZM116 121V122H115ZM135 121V122H134ZM138 121V122H137ZM166 121V122H165ZM168 121H170V122H168ZM225 121V125H224V122ZM247 121H249L248 123H249V125L247 124ZM13 122V123H12ZM37 122H38V124H37ZM78 122V121H77ZM85 122V123H84ZM97 122V123H96ZM101 122V123H100ZM132 122V123H131ZM174 122H175V124H174ZM186 122H188V123H186ZM251 122H253V121H251ZM17 123V124H16ZM19 123V124H18ZM25 123V124H24ZM28 123V124H27ZM32 123V124H31ZM39 125L40 124V126L38 127L37 125ZM56 123V124H55ZM72 123V124H71ZM86 123V124H87ZM109 123H115L116 124V129H119L118 131L116 130L115 132L113 131V130H108L107 131V129H106V127L108 128V125H109ZM130 123H131V126H130ZM138 123V124H137ZM183 123V124H182ZM261 123V124H260ZM13 124V125H12ZM15 124H16V126H15ZM30 124V125H29ZM41 124H43V125H41ZM52 124H54V125H52ZM68 124V125H67ZM70 124V125H69ZM169 124V125H168ZM185 124V125H184ZM188 124H189V126H188ZM230 124H232V125H230ZM251 124V125H250ZM253 124V125H252ZM260 124V125H259ZM76 125V126H75ZM77 125H78V127H77ZM124 125V126H123ZM173 125V126H172ZM260 126L261 128L263 127L264 128V125L263 126ZM37 127V129H36V127ZM45 126V127H44ZM103 126H104V128H103ZM135 126H137V127H135ZM180 126V127H179ZM181 126H183V127H193V126H195V128H197V130H199V131H197L194 127V132H198V134H196V136L194 135V133L193 132H191L190 134H188V133H186V127H185V129H184V132L186 133V136H187V138H186V136L184 135V132H181L180 130H182L181 128ZM196 126H198V127H196ZM200 126V127H199ZM244 126H248L245 130H242L241 128H245ZM249 126H254V127H249ZM10 127V128H9ZM12 127V128H11ZM30 127V128H29ZM49 127V128H48ZM52 127H53V129H52ZM61 127V128H60ZM69 127V128H68ZM74 127V128H73ZM167 129H166V128ZM171 127H174V128H171ZM178 127V128H177ZM203 127V128H202ZM3 128V129H2ZM45 128V129H44ZM57 128H58V130H57ZM61 129V132H60V129ZM88 128V129H87ZM128 128V129H127ZM180 128V129H179ZM200 128V129H199ZM255 128H256V130H255ZM26 129H27V131H26ZM42 129H44V130H42ZM65 130V131H69L70 132V134H66V135H64L63 133H67V132H65V131H63V130ZM106 129V131H104ZM125 129H126V131H125ZM132 129H134V130H132ZM171 129V130H170ZM176 131V133H175V131ZM177 129H178V131H177ZM221 129V130H220ZM238 129H240L239 130V132H238ZM247 129H249L250 131L248 132V130ZM254 129V130H253ZM55 132H58L59 131V134L60 135H62V137H60V135H59V137H57V136H55V138H52L53 136H50L52 139H50L49 138V134H52V133H55ZM88 130V131H87ZM170 130V131H169ZM196 130V131H195ZM234 130V131H233ZM259 130V131H258ZM53 131V132H52ZM112 131H113V133H112ZM133 131V132H132ZM139 131V132H138ZM200 131H201V133H200ZM211 131V132H210ZM243 131V132H242ZM253 133H252V132ZM2 132V133H1ZM4 132V133H3ZM32 132H34V133H32ZM44 132V133H43ZM46 132H49L48 134L46 133ZM50 132H52V133H50ZM63 132V133H62ZM68 132V133H69ZM98 132H101L100 134L98 133ZM117 132L118 133H120V135L119 134H117ZM133 134H132V133ZM169 132H171V133H169ZM175 133L174 134V136H173V133ZM205 132H207V133H205ZM236 132V133H235ZM243 133V136H242V133ZM11 133V134H10ZM13 133H14V136H13ZM38 133V134H37ZM110 133V134H109ZM114 133L116 134L115 136H114ZM205 133V134H204ZM232 133H234V135L232 134ZM245 133H247V134H245ZM7 134V135H6ZM15 134L17 135V136H15ZM44 134V135H43ZM47 134V135H46ZM106 134H108V136L106 135ZM132 134V135H131ZM151 134V135H150ZM178 134V135H177ZM188 134V135H187ZM207 134V135H206ZM211 134H212V136H211ZM216 134V135H215ZM237 134V135H236ZM240 134V135H239ZM4 136V138H3V136ZM30 135L32 136V137H30ZM34 135V136H33ZM47 137H46V136ZM98 135H99V137H98ZM103 135V136H102ZM104 135H106L108 138H111V137H117V140H116V138H112L113 139V142L110 144V143H106L105 142V140H104ZM119 135V136H118ZM121 135H123L122 137L123 138H121L120 136ZM210 136V140L208 141V139L207 138H204L205 136ZM224 136V138H227V139H225L224 141L225 142H223V140H222V137L221 136ZM245 135H247V136H245ZM250 135V136H249ZM44 136V137H43ZM170 136V137H169ZM184 136V137H183ZM202 136H203V138H204V140L202 139ZM219 136H220V138H219ZM245 136V137H244ZM256 136V137H255ZM86 139H85V138ZM94 137V138H93ZM101 137V138H100ZM137 137V138H136ZM169 137V139H167ZM172 137V138H171ZM174 137L175 138H177V139H175L174 140ZM184 138V140H183V138ZM201 137V138H200ZM213 137V138H212ZM218 137V138H217ZM259 137V138H258ZM3 140H2V139ZM13 138V139H12ZM17 138V139H16ZM58 138H59V140H58ZM70 138V139H69ZM93 138V139H92ZM99 138V139H98ZM119 138V139H118ZM122 140H121V139ZM143 138V139H142ZM164 138H165V140H166V142H165V140H164ZM209 138V137H208ZM251 138H252V140H251ZM9 139H11V141L9 140ZM18 139H20V140H18ZM82 139L83 140H88V139H90L89 141H90V144H87V143H85L84 141L82 142ZM138 141H137V140ZM215 139V140H214ZM218 139L220 140L221 139V141H218ZM18 140V141H17ZM77 140H79V141H77ZM122 142H121V141ZM124 140V141H123ZM140 140L143 142H141L142 143V146H144V147H141L142 149L141 150H137V149H133L132 147V149L130 148V146H131V144H134V143H138V142H140ZM155 140V142H153ZM182 140H183V142H182ZM228 140V141H227ZM229 140H231V141H229ZM254 140V141H253ZM3 141V142H2ZM96 141V142H95ZM118 141H120V143L118 142ZM159 141V142H158ZM169 141V142H168ZM173 141H174V143H173ZM220 142V144L218 143V142ZM239 141V142H238ZM12 142H13V145H12ZM16 142H18L17 144H16ZM74 142V143H73ZM79 142V143H78ZM81 142H82V144H81ZM98 142V143H97ZM104 142V143H103ZM124 142H126V143H124ZM165 142V143H164ZM171 142V143H170ZM175 142L176 143H178V145L177 144H175ZM180 142H182V143H180ZM215 142V143H214ZM71 143V144H70ZM86 145H85V144ZM93 143H95V144H93ZM100 143V144H99ZM122 143V144H121ZM165 145H164V144ZM203 143V144H202ZM225 143V144H224ZM227 143H228V145H227ZM242 143V144H241ZM11 144V145H10ZM15 144V145H14ZM35 144V145H34ZM51 144L53 145V146H51ZM69 144V145H68ZM74 144V145H73ZM92 144V145H91ZM120 144V145H119ZM161 144H162V146H161ZM173 144V145H172ZM181 146H183V147H180V145ZM201 144V145H200ZM217 144V145H216ZM223 144V145H222ZM231 144V145H230ZM233 144V145H232ZM57 145V146H56ZM61 145V146H60ZM65 146L66 148L68 147V146H71L72 148H74V149H72V148H69L68 150L69 151H67V149L66 150H64V147L63 146ZM67 145V146H66ZM103 147H102V146ZM106 145H108V149H110V150H113V151H119V150H122L121 152H117L118 153V155H120V157H121V155H123L121 158H124V156H126L125 158L127 159V157L128 156H130L132 153H134L135 151V153L134 154H132V155H136L137 156V158L138 159H140V160H138V161H127V163H124V162H126V160H125V158L124 159H121L119 156V159H118V157H116V159L114 158V160L112 159L111 161H109L108 159L107 160H105V161H102L101 159H95V160H93V161H90V160H88V158L85 160L84 159V157L81 159V156H84V153H85V149H87L86 151H93V153H96V154H100V153H102V151H104V150H106L105 148H107V146ZM126 145V146H125ZM159 145V146H158ZM172 145V146H171ZM200 145V147L198 148V146ZM217 147H215V146ZM238 145V146H237ZM14 146V147H13ZM83 146V147H82ZM91 146H93V147H91ZM175 146V147H174ZM187 148H186V147ZM194 146V147H193ZM203 146V147H202ZM213 146H214V148L215 149H212V150H210V148L212 147L213 148ZM225 146V147H224ZM230 146V147H229ZM233 146V147H232ZM235 146H236V148H235ZM12 147V148H11ZM48 147V148H47ZM51 147V148H50ZM59 147V148H58ZM61 147L63 148V151L64 152H62V151H60V149H61ZM85 147V148H84ZM89 147V148H88ZM169 147H170V149H169ZM185 147V148H184ZM189 147V148H188ZM221 148V149H219V148ZM5 150V153H3L4 152V150ZM9 148V152L8 151H6L7 149ZM95 148V149H94ZM104 148V149H103ZM118 148V149H117ZM128 148V149H127ZM168 148V149H167ZM173 148H176L175 150L173 149ZM183 148H184V150H186V151H184L183 150ZM190 148H193V149H196L197 150V152L200 154V155H198L197 154V152L195 151V150H192V149H190ZM199 150H198V149ZM232 148V151L230 152V149ZM234 148V149H233ZM3 151H2V150ZM43 149H44V151H43ZM54 149V150H53ZM76 149V150H75ZM93 149V150H92ZM99 149V150H98ZM166 149V150H165ZM180 150V151H178V150ZM191 151H193V153H189L188 154V152H190L189 150ZM217 149V150H216ZM246 149V150H245ZM17 150L19 151V153L17 152ZM125 150V151H124ZM128 150H130L129 152H128ZM171 150V151H170ZM213 150H215V151H213ZM249 150H250V152H249ZM2 151V152H1ZM24 151V152H23ZM65 151H66V153H65ZM166 151H168V152H166ZM188 151V152H187ZM191 151V152H192ZM194 151L196 152L195 154L197 155V157H196V155L194 154ZM213 151V152H212ZM227 151V152H226ZM43 152V153H42ZM49 152V153H48ZM70 152H72V153H70ZM83 152V153H82ZM139 152V157H138V154H136V153H138ZM178 152V153H177ZM183 152V153H182ZM249 152V153H248ZM74 153V154H73ZM79 153V154H78ZM126 153V154H125ZM188 154V155H186V154ZM243 153H247V154H243ZM15 154V155H14ZM25 154V155H24ZM38 154V155H37ZM162 154V155H161ZM167 155V156H165V155ZM177 154H180V156H182L181 158H178V157H180L179 155H177ZM182 154V155H181ZM184 154V155H183ZM191 154V155H190ZM250 154V155H249ZM14 155V156H13ZM28 155V156H27ZM44 155V156H43ZM49 155V156H48ZM52 156V158H51V156ZM57 155V156H56ZM161 155V156H160ZM187 157H186V156ZM227 155V156H226ZM232 155V156H231ZM33 156V157H32ZM71 156V157H70ZM73 156H74V159H73ZM140 156H142V157H140ZM144 156V157H143ZM163 156V157H162ZM185 158H184V157ZM191 156H193V157H191ZM205 156V157H204ZM13 159H12V158ZM38 157V158H37ZM57 159H56V158ZM60 157V158H59ZM68 157H70V158H68ZM76 157V158H75ZM78 157L80 158V159H78ZM177 159H176V158ZM200 157V158H199ZM31 158V159H30ZM42 158V159H41ZM163 158V159H162ZM183 158V159H182ZM11 159V160H10ZM14 159H15V161H14ZM24 159H26L25 161H24ZM27 159H29V160H27ZM36 161H35V160ZM37 159H39V161L37 160ZM41 159V160H40ZM68 159V160H67ZM71 159H73V160H75L76 162H77V160H79V162H75V161H70ZM118 159V160H117ZM179 159V160H178ZM181 159V160H180ZM198 159V161H196ZM245 159V160H244ZM253 161H252V160ZM6 160L9 162L10 161V163H8V162H6ZM52 160V161H51ZM56 160V161H55ZM58 160V161H57ZM117 160V161H116ZM121 160H124L123 162L121 161ZM161 160V161H160ZM172 160H173V162H172ZM174 160H175V162L177 163V166L175 165V162H174ZM204 160V161H203ZM231 160V161H230ZM6 162V163H4V162ZM24 161V162H23ZM29 161H31V162H29ZM34 161V162H33ZM68 161V162H67ZM122 163H120V162ZM142 162V164H138L137 162ZM146 161H149V162H151V163H157L158 162V165H160V168H164V167H162L163 165L164 166H167V164L168 165H173L172 166V168L173 169H175V168H177V170H179L180 172L181 171H188V174L190 175H188L189 177H187V179H186V181H192V182H194V184H196L195 185V187L194 186H192V187H194V188H192L191 187V184L192 185H194L192 182H191V184H190V182H189V187H190V190L192 189H195V190H189L188 189V191L186 190V189H173V188H170V194H171V196H174V195H176V193L178 194V195H181V197L180 196H177V197H179L180 198V200L178 201V200H173V199H170V200H167V201H164L163 199H159V198H162V197H159V194L157 193V187L155 188H152L150 191L148 190L147 191V195L145 194V197L146 198H144V199H146L148 202H152V201H156V199L158 200V201H160L161 202V205H162V207H158V209L159 208H161V209H156V210H153V208H152V211H153V213H152V215L150 214V216L149 215H147V219L145 220V223H146V228H148L149 229V227H156L155 229L154 228H150L149 230L148 229H143V228H141V226L139 227V225L136 223V222H134V220L132 219V214H131V216H129L130 214L129 213H134V210L136 211L137 209H138V207H137V205L135 204V201H132V200H129V199H131V198H127V195H130L131 194V196H133V195H135L137 192H138V188L137 187H139L140 185L142 186V185H144V183H145V180H144V177L143 176H146L147 175V177H152L153 175H151L152 174V167L150 166V167H144L145 165V162ZM166 161H168V162H166ZM178 161H179V164H178ZM248 162L249 161V163H247L248 165H245L246 163L245 162ZM20 162V163H19ZM26 162H28V163H30V165L28 164V163H26ZM37 164H36V163ZM44 162H46V163H44ZM82 162V163H81ZM88 164H87V163ZM90 162V163H89ZM92 162V163H91ZM103 162H105V163H103ZM108 162L110 163L109 165H108ZM128 162H131V165H130V163H129V165L127 166V164H128ZM140 162V163H141ZM171 162V163H170ZM198 162V163H197ZM199 162H200V164H199ZM223 162H224V164L225 165H223ZM250 162H252L251 164H250ZM253 162H256V163H253ZM3 163H4V165H3ZM12 163L14 164V165H12ZM25 163H26V165H25ZM70 163H71V165H70ZM121 165H120V164ZM123 163L124 164H126V166L124 165V166H122L123 165ZM137 163V164H136ZM167 163V164H166ZM259 163V164H258ZM17 164V165H16ZM33 164H36V166L35 165H33ZM45 164V165H44ZM62 164V165H61ZM63 164H64V167L67 165V167H69V168H67V169H69V170H67V169H64V170H66V171H58L57 170V167H58V165L59 166H62L63 167ZM66 164V165H65ZM97 165V166H100V167H102V169H97V167H94V166H91V165ZM103 164V165H102ZM184 164V165H183ZM250 164V165H249ZM3 165V166H2ZM9 165H11V168L9 167ZM23 165V166H22ZM32 165V166H31ZM118 165H120V168H119V166ZM134 165H136V166H138V165H141L142 166V171H143V173H140V174H136L137 175V177H135L136 175L135 174H133V173H130V175L128 174L129 172V170H133V166ZM256 165V166H255ZM257 165H258V167H257ZM7 166V167H6ZM28 166H31L32 168H33V166H34V168H35V170L34 171H31L32 169L29 167V169L28 168H26V167H28ZM38 166V167H37ZM77 166V167H76ZM79 166V167H78ZM110 166V167H109ZM122 166V167H121ZM136 166H134V167H136ZM229 166V167H228ZM245 166V167H244ZM247 166H249V167H247ZM21 167V168H20ZM37 167V168H36ZM63 167V168H64ZM90 167V168H89ZM91 167H92V169H91ZM116 167V168H115ZM131 167V168H130ZM190 167V168H189ZM232 167V169L230 170V168ZM6 168V169H5ZM26 168V169H25ZM46 168V169H45ZM66 168V167H65ZM74 168V169H73ZM78 168V169H77ZM83 168V169H82ZM86 168V169H85ZM116 170H115V169ZM147 170H146V169ZM228 168V169H227ZM254 168V169H253ZM19 169V170H18ZM31 169V170H30ZM37 169V170H36ZM39 169H41V170H39ZM78 170V172H77V170ZM91 169V170H90ZM200 169V170H199ZM8 170V171H7ZM11 170H12V172H11ZM15 170V171H14ZM29 170V171H28ZM70 170H72V173H71V171ZM74 170H76V171H74ZM88 170V171H87ZM104 170H105V173H104ZM107 170V171H106ZM113 170H115V171H113ZM132 170L130 171V172H132ZM204 172H203V171ZM17 171V172H16ZM38 171H40L39 173H38ZM47 171V172H46ZM98 171V172H97ZM108 171H110V174H107V172ZM112 171V172H111ZM146 171V172H145ZM147 171H148V174H146L147 173ZM254 171V172H253ZM23 172V173H22ZM24 172H26L25 174H24ZM32 172V173H31ZM128 172V173H127ZM203 172V173H202ZM241 172V173H240ZM9 173V174H10ZM51 175H50V174ZM52 173H53V175H52ZM68 173V174H67ZM92 173V174H91ZM98 173V174H97ZM145 173V174H144ZM195 173V174H194ZM205 173V174H204ZM217 173V174H216ZM220 173V174H219ZM7 174V173H6ZM12 174V175H13ZM17 174V175H16ZM82 174L84 175L83 177H82ZM101 174H102V176H101ZM144 174V175H143ZM197 174H199V175H197ZM204 174V175H203ZM214 174V175H213ZM255 176H254V175ZM44 175V176H43ZM80 175V176H79ZM89 177H88V176ZM99 175L101 176V177H103V178H101V177H99ZM105 175V176H104ZM129 175V176H128ZM132 175V176H131ZM196 175V176H195ZM21 176H22V178L24 179L25 178V180H23L22 178H21ZM33 176V177H32ZM36 176H37V179H36ZM40 176V177H39ZM77 176H79V179H81L80 181H78L79 182V185H78V182H77V180H79V179H75V177H77ZM127 176V177H126ZM157 176V175H156ZM161 176V177H160ZM216 176V177H215ZM218 176H220V179L221 180H219V177ZM226 176V177H225ZM243 176H244V178H243ZM31 177V178H30ZM34 177H35V179H34ZM43 177H45V178H43ZM46 177H48V178H46ZM60 177V178H59ZM80 177H82L83 178V180H82V178H80ZM101 178V182L98 184V183H96L95 182V179L96 178ZM130 178V181L128 180L129 178ZM135 177V178H134ZM142 177H143V179H142ZM159 177V179H157ZM158 177H156V180H160V182H162V181H164V182H162L163 183V185L161 184V186H166L167 184H169V183H178V181H176V177H173V176H171V177H164V175H158ZM198 177V178H197ZM228 177V178H227ZM239 177H242V178H239ZM253 179H252V178ZM255 177V178H254ZM257 177V178H256ZM43 178V179H42ZM85 178V179H84ZM163 178H165V180L163 179ZM176 178V179H175ZM191 178H193V179H191ZM261 180V178L263 179V180H261L260 182H261V184H260V182L258 183V182H255V181H259V179ZM0 181H1V185H0V187L1 186H3L4 184H3V177H0ZM25 182H21L22 180ZM31 179V180H30ZM32 179H34V182H32L33 180ZM40 179H42V180H46L45 182L44 181H42L41 183L39 182V180ZM51 179V180H50ZM74 179V180H73ZM87 179V180H86ZM125 179H127V180H125ZM137 179V180H136ZM168 179H169V182L167 183V181H168ZM196 179V180H195ZM230 179V180H229ZM241 179V180H240ZM256 179V180H255ZM38 180V182L40 183V184H37L38 182H36V184H35V181H37ZM55 180H56V182H55ZM65 180V181H64ZM125 180V182L127 181V183L130 185H128V186H126V187H118L123 181ZM141 180V181H140ZM144 182H143V181ZM167 180V181H166ZM178 180V179H177ZM222 180H223V182H222ZM244 180V181H243ZM252 180V181H251ZM20 181V182H19ZM41 181V180H40ZM73 181H75V182H73ZM85 181V182H84ZM88 181V182H87ZM171 181V182H170ZM176 181V182H175ZM208 181V182H207ZM15 182H17V181H15ZM14 182V183H15ZM51 182V183H50ZM63 182H66V183H63ZM67 182H69V183H67ZM71 182H73L75 185L74 186H67L66 187V185L68 184V185H71ZM84 182V183H83ZM87 182V183H86ZM93 182H95L96 184H94ZM111 182V183H110ZM141 182V183H140ZM229 182V183H228ZM239 182V183H238ZM245 182V183H244ZM254 182V183H253ZM61 183H63L64 185V187L62 186V184ZM73 183H72V185H73ZM108 185H110V186H108ZM115 183V184H114ZM117 183H118V185H117ZM165 183H167V184H165ZM231 183V184H230ZM256 183V184H255ZM3 184V185H2ZM27 184H29L28 185V187H27ZM33 184H35V185H33ZM42 184H44V185H42ZM52 184H55V185H53L52 186ZM57 184V185H56ZM60 184V185H59ZM81 184V185H80ZM86 186H85V185ZM94 184V185H93ZM103 184V185H102ZM165 184V185H164ZM215 184V185H214ZM219 184V185H218ZM245 184V185H244ZM258 184V185H257ZM26 185V186H25ZM139 185V186H138ZM206 185V186H205ZM218 185V186H217ZM234 185V186H233ZM251 185V186H250ZM11 186V185H10ZM45 187V188H48V186L49 187H54V188H58V189H60L59 187L61 186L62 188V190H61V192L63 193V192H65V193H70L71 195H70V199L69 200H66L68 203H66V201L64 200V199H62V197H61V193H60V195H58V193L56 192L55 194H54V196H52V193L50 194H44V195H39V194H41V192H40V190H42V189H44L43 187ZM56 186V187H55ZM87 186H92V187H94V191H95V193L94 194H92L91 192L92 191H90V193L91 194H89V192H87L86 193V190H85V188L87 187ZM106 186H108V187H110V188H108V187H106ZM113 186V187H112ZM115 186V187H114ZM132 186V187H131ZM136 187V189H135V187ZM213 187V188H216L214 191L212 190V188L211 187ZM217 186V187H216ZM248 186V187H247ZM7 187H9V186H7ZM41 188V189H37V188ZM73 187V188H72ZM220 187V188H219ZM66 188H67V190H66ZM68 188H69V190H68ZM72 190H71V189ZM219 188V189H218ZM235 188H236V190H238V191H236L235 190ZM34 189V190H33ZM64 189V190H63ZM103 189V190H102ZM109 189L111 190V191H109ZM135 189V190H134ZM140 189V188H139ZM172 189V190H171ZM202 189V190H201ZM0 190H1V188H0ZM33 190V191H32ZM108 192H107V191ZM174 190V191H173ZM220 190V191H219ZM235 190V191H234ZM27 191V192H26ZM67 191V192H66ZM93 191V192H94ZM101 191H102V193H101ZM105 191V194L103 193ZM175 192V193H173V192ZM187 191V192H186ZM202 191V192H201ZM233 191V192H232ZM18 192H20V194H21V196H22V198L21 197H17V195L19 194ZM38 192V193H37ZM40 192V193H39ZM97 192V193H96ZM107 192V193H106ZM135 192V193H134ZM218 193V194H216V193ZM235 192V193H234ZM9 195H8V194ZM32 193V195H29V194H31ZM109 193V194H108ZM117 193V194H116ZM128 193V194H127ZM134 193V194H133ZM174 195H173V194ZM238 193V194H237ZM241 193V194H240ZM7 194V195H6ZM15 194H16V196H15ZM27 194V195H26ZM99 194V195H98ZM100 194H101V196H100ZM133 194V195H132ZM156 194V195H155ZM203 194V195H202ZM216 196H215V195ZM226 194V195H225ZM237 194V195H236ZM29 195V196H28ZM46 195V196H45ZM78 195V196H77ZM95 195V196H94ZM211 195H213V196H211ZM220 195V196H219ZM224 195V196H223ZM256 195V197H258V198H256V197H253V196H255ZM29 198H28V197ZM31 196V197H30ZM32 196H33V199H32ZM37 196V197H36ZM45 198H44V197ZM57 196V197H56ZM83 198H82V197ZM110 196V197H109ZM130 196V197H131ZM148 196V197H147ZM154 196H155V198H154ZM184 196V198L185 199H189L190 201H192V199H194V200H198L197 202H193V204L194 205H192L191 203H189L188 204V206L187 205H185L184 206V202L185 201H182L181 199H182V197ZM197 196V197H196ZM201 196H203V197H201ZM228 196V197H227ZM230 196V197H229ZM235 196V197H234ZM244 196H246L247 198L246 199H243V197ZM13 197V198H12ZM39 197V198H38ZM40 197H42V199L40 198ZM49 197V198H48ZM53 199H52V198ZM61 197V198H60ZM78 197V198H77ZM91 197V198H90ZM94 197V198H93ZM96 197V198H95ZM98 197V198H97ZM225 199H224V198ZM252 199H251V198ZM9 198V197H8ZM24 198V199H23ZM35 198V199H34ZM38 198V199H37ZM89 198V199H88ZM109 198V199H108ZM183 198V199H184ZM245 198V197H244ZM108 199V200H107ZM115 199V200H114ZM199 199H201V200H199ZM210 199V200H209ZM247 199H251L250 201H248V203L246 202L247 201ZM22 200V201H21ZM37 200V201H36ZM40 200H42V201H46V202H48V204L49 205H47V207H44V206H42L41 208H39L38 207V205H40ZM94 200V201H93ZM99 200H102V201H99ZM216 200V201H215ZM258 200V201H257ZM41 201V202H42ZM74 201V202H73ZM99 202V204H97L98 202ZM174 203H173V202ZM182 201V202H181ZM204 201V202H203ZM38 204H37V203ZM65 202V203H64ZM72 202V203H71ZM86 202V203H85ZM105 202V203H104ZM109 204H108V203ZM114 202H116V203H114ZM165 202V203H164ZM169 202V203H168ZM211 202H213V203H211ZM220 202V203H219ZM243 202H246V204L245 203H243ZM250 202V203H249ZM257 202V203H256ZM18 203H19V206H26V207H28L27 209V211L29 212V214H30V216L33 218V215L35 216L34 217V222L33 221H29V222H26V221H28V220H24V221H22V222H18L19 220L17 219V222L18 223H14V221H16V218L15 217H11V216H9L8 214H7V210L8 209H10V207L9 206H11V208L12 207H19L18 206ZM22 203V204H21ZM74 203V204H73ZM91 203H93L92 205H91ZM103 203V204H102ZM116 204L115 206L116 207H118V208H116L115 210H117V212L115 211V213L113 214V215H111L110 216V218L108 217V219H107V216H105V215H103L102 213H103V211H104V209H106L105 207H108L109 205H111V204ZM236 203V204H235ZM238 203V204H237ZM5 204H7V205H5ZM11 204V205H10ZM25 204V205H24ZM42 204V203H41ZM105 204H107V205H105ZM113 204V205H114ZM169 204V205H168ZM208 204V205H207ZM221 205V206H219V205ZM5 205V206H4ZM15 205V206H14ZM37 207H36V206ZM60 205H65L67 208L69 207L70 209L68 210L66 207H65V211L67 210V213L64 215V214H62L61 215V213H64L65 211L64 210H62V211H60L59 209L62 207H60ZM104 205V206H103ZM199 205V206H198ZM204 205H206V206H204ZM241 207H240V206ZM242 205H244V206H242ZM258 205V206H257ZM49 206V207H48ZM71 206V207H70ZM80 206V207H79ZM92 206V207H91ZM94 206V207H93ZM134 206H136V208L134 207ZM171 208H169V207ZM196 206V207H195ZM203 206H204V210H202L203 209ZM223 206V207H222ZM232 206H234V208L236 207L237 209L238 208H240V209H238V212L239 213H237L236 215H235V217H231V216H225L224 217V215H222V213L224 212L223 210L224 209H228V208H232ZM238 206V207H237ZM6 207H7V209H6ZM25 207V208H26ZM64 207V206H63ZM79 207V208H78ZM92 208V210H91V208ZM97 207V208H96ZM174 207H177L176 209L177 210H179L180 211V209H181V211H180V214H177L176 215V213H179V212H176V209L174 210L173 208ZM186 207L188 208L187 209V211H186ZM216 207V208H215ZM219 207H220V209H221V207H222V211L219 209ZM228 207V208H227ZM244 207V208H243ZM246 207V208H245ZM254 207V208H253ZM263 207V208H262ZM34 208V209H33ZM43 208V209H42ZM44 208H46V209H44ZM58 209V211H57V209ZM87 210H86V209ZM132 209V212H130L131 210L130 209ZM180 208V209H179ZM208 208H209V210H208ZM212 208H215V209H213V210H211ZM219 210H218V209ZM243 208V209H242ZM248 208V209H247ZM31 209V210H30ZM53 209V210H52ZM56 209V210H55ZM99 209V210H98ZM102 209H103V211H102ZM128 209V210H127ZM134 209V210H133ZM167 209V210H166ZM172 209H173V211H172ZM185 211H183V210ZM194 209V210H193ZM206 209V210H205ZM217 209V210H216ZM36 210V211H35ZM39 210H40V212H39ZM42 210V211H41ZM47 210H50V211H47ZM98 212H97V211ZM127 210V211H126ZM171 210V211H170ZM246 210V211H245ZM60 211V212H59ZM69 211V212H68ZM90 211H93V213H95V211H96V214L97 213H99V214H102V215H100V216H102L101 217V220H103V221H100V222H98L99 221V219H95L94 220V218H90L89 217V215H86V213L88 214V212H90ZM102 211V212H101ZM151 211V212H152ZM156 211V213L158 212V215L156 214V213H154ZM200 211H201V213H200ZM204 213H203V212ZM209 211V212H208ZM216 211V212H215ZM242 211V212H241ZM4 212H5V216H6V214H7V216L6 217H2V215H4ZM50 212L52 213V214H50ZM125 212H127V214L125 213ZM150 212V213H151ZM161 212H163V213H161ZM169 212H171L172 214H171V216H170V213ZM199 212V213H198ZM251 212V213H250ZM34 213V214H33ZM45 213H47V214H50V216L53 218L52 220H51V217L50 218H48L49 220H51V221H49L48 219H46L45 218V216H46V214ZM54 213V214H53ZM74 213H76V214H74ZM120 213V214H119ZM161 213V214H160ZM175 213V214H174ZM196 213H197V216H196ZM221 215H220V214ZM246 213V214H245ZM44 214V215H43ZM74 215V217L75 218H77V220H79L78 221V223H77V221L75 220V218L73 217V215ZM80 214V215H79ZM98 214V215H99ZM125 214V215H124ZM154 214V215H153ZM185 214V215H184ZM187 214V215H186ZM192 214V215H191ZM200 214V215H199ZM202 214V215H201ZM205 214V215H204ZM217 214V215H216ZM218 214H219V216H218ZM224 214V213H223ZM239 214H240V217H239ZM243 216H242V215ZM254 214V215H253ZM42 215V216H41ZM54 215V216H53ZM70 215H72L71 216V218H72V220H73V218H74V222L71 220H68V218H70L69 216ZM76 215V216H75ZM85 215V216H84ZM199 215V216H198ZM204 215V216H203ZM238 215V216H237ZM249 215H251V216H249ZM44 216V217H43ZM58 216V217H57ZM61 216V217H60ZM66 216V217H65ZM86 216H88V217H86ZM106 217L105 219L106 220H104V218L103 217ZM122 216V217H121ZM126 218H125V217ZM190 218V216L191 217H193V218H198L199 219V221H198V224H195V226H189V228L187 229V228H185L184 227V230L186 231H184L182 228L183 227H177L176 229H179L180 228V230H175L176 232L177 231H179V234H178V232H177V234H178V236H179V238H182V239H179L178 237V239H177V242H175V244L176 245H174V244H170V245H167V243H169V242H167V241H164L165 239L164 238H167V236H168V234H169V236L170 235H172L173 233H176V232H174V230H173V227L172 226H170V223L172 222V220H175V219H177V221H180V220H182L184 217L185 218ZM201 216V217H200ZM221 216V217H220ZM8 217H11L10 219L8 218ZM42 217V218H41ZM65 217V218H64ZM121 219H120V218ZM124 217V218H123ZM148 217H150V218H148ZM172 219H171V218ZM174 217V218H173ZM227 217V218H226ZM237 217V218H236ZM241 217H243L242 218V220H241ZM247 217H249V219H251V220H249L248 219V221H247ZM251 217H254L253 218V220H252V218ZM257 217V218H256ZM13 218H14V221H12L13 220ZM36 218H38V220L36 219ZM55 218V219H54ZM64 218V219H63ZM84 218V219H83ZM117 218V219H116ZM119 218V219H118ZM195 218V219H196ZM222 218H224V219H222ZM39 219H40V221H39ZM45 219H46V221L47 222H45ZM62 219V220H61ZM80 219H82L81 221H80ZM126 219V220H125ZM156 219V220H155ZM171 219V220H170ZM200 219H201V221H200ZM205 219H207V220H205ZM219 219H221V220H219ZM54 220V221H53ZM58 220V221H57ZM110 220H112V221H110ZM133 220V221H132ZM169 220V221H168ZM202 220H204V221H202ZM232 220V221H231ZM257 220V221H256ZM38 221H39V223H38ZM42 221V222H41ZM59 221H61V222H63V223H61V224H63L64 226V230H63V233H65L64 231L66 230V228L67 227H69L70 226V228H67L68 230L70 229H72L71 231H69V232H67V234L65 233V234H61L62 232H60L59 231V233L57 232L58 231V229L59 228H62L63 229V227H62V225L59 223ZM76 221V222H75ZM82 221H83V223H82ZM88 221V222H87ZM105 221H109L108 223H106ZM176 221V220H175ZM208 221V222H207ZM212 221V222H211ZM214 221V222H213ZM217 221V222H216ZM221 221V222H220ZM229 221H231V222H229ZM252 221V222H251ZM254 221V222H253ZM56 222V223H55ZM69 222V223H68ZM70 222H73V224H71ZM96 222H98V224L96 223ZM120 222V223H119ZM154 224H153V223ZM168 222V223H167ZM203 222V223H202ZM206 222H207V224H206ZM223 222V223H222ZM242 222V223H241ZM25 223H27V225L25 224ZM34 225H33V224ZM52 223V224H51ZM57 223L59 224V226L57 225ZM74 223L76 224H78V227L76 226V225H74ZM100 223V224H99ZM202 224V225H200V224ZM210 223V224H209ZM215 223V224H214ZM252 223V224H251ZM4 224H6V225H4ZM18 225V228H16V229H14V227H15V225ZM19 224H21V225H23V226H21V225H19ZM28 224H30V225H28ZM42 224H45V225H43L44 227H42ZM53 224H55L56 226H57V228H56V226H54ZM83 224V225H82ZM85 224H87V229H86V225ZM101 224H102V226H101ZM130 224V225H129ZM203 224H204V226H203ZM221 224H222V226H221ZM248 224V225H247ZM4 225V226H3ZM26 225V226H25ZM51 225H53L54 226V228H53V226L51 227ZM68 225V226H67ZM74 225V226H73ZM81 225L83 226L82 228H81V230H83V231H79L78 230V232H76V230L77 229H79V227H81ZM85 225V226H84ZM92 225V226H91ZM109 225V227L107 228V226ZM151 225H153V226H151ZM194 225V224H193ZM226 225H228V226H230V227H233L234 229H236V227H238L237 228V230L233 233V234H229L228 232H226L225 230H223V229H221V228H223V226H226ZM238 225V226H237ZM10 226V227H9ZM33 226V227H32ZM37 226L39 227V228H41V233L42 232H44L46 235H44V233L43 234H41L40 233V229L39 228H37ZM50 228H49V227ZM104 226L106 227V228H104ZM127 227L126 229H128L129 231H131V233H133V231H134V233L133 234H131L128 230H126L125 229V227ZM128 226H130V227H128ZM149 226V227H148ZM221 228H220V227ZM5 227V228H4ZM17 227V226H16ZM73 227V228H72ZM85 227V228H84ZM97 227V229H95ZM100 227V228H99ZM134 227V228H133ZM136 227V228H135ZM200 227H201V229H203L204 227V230H200ZM203 227V228H202ZM6 228V229H7ZM26 228V229H25ZM32 228V229H34L35 231H34V233H33V230L30 229ZM36 228V229H35ZM49 229V231L48 230H42V229ZM53 228V229H52ZM55 228H56V230H55ZM74 228H77V229H74ZM91 228H92V230L94 229V231L95 230H101V228H104L105 230L107 229H111V231H110V229L107 231V232H113V233H116V232H118L117 233V236H115V237H118L119 236V234H120V236H119V239L118 238H115V237H110V238H108V237H103V236H100L101 237V239L102 240H100V238H98L99 236L98 235H93V237H92V234H91V231H90V233L88 232L89 230H91ZM123 228V229H122ZM131 228H133V229H131ZM138 228H140V229H138ZM172 228V229H171ZM252 228V229H251ZM5 229V230H6ZM23 229H25L26 231H24ZM39 229V230H38ZM52 229V230H51ZM86 229V230H85ZM116 229V230H115ZM124 229L126 230V232H129V233H126L125 231H124ZM137 229L138 230H140V233H139V231H137ZM173 230L171 233H170V231L169 230ZM192 230V231H190V230ZM197 229V230H196ZM199 229V230H198ZM221 229V230H220ZM23 230V231H22ZM27 230H30L31 232H32V235H30L31 233H30V231H28L27 232ZM75 230V231H74ZM118 230V231H117ZM123 230V231H122ZM133 230V231H132ZM143 230H145V231H143ZM187 230H188V232H187ZM244 230V231H243ZM263 230V231H262ZM18 231H19V233H18ZM37 231V232H36ZM46 231V232H45ZM50 231H52V232H50ZM55 231H56V233H55ZM116 231V232H115ZM120 231H122V232H120ZM142 231H143V233H142ZM156 231V232H155ZM184 231V232H183ZM190 231V232H189ZM197 233H196V232ZM201 231V232H200ZM8 232V231H7ZM7 232H3V233H7ZM8 232V233H9ZM71 232H75L76 234H75V236H74V234L72 233L71 235H73V236H71V235H69ZM80 232V233H79ZM120 232V233H119ZM144 232H145V234H144ZM155 232V233H154ZM180 232H182V233H180ZM192 232H194V234L192 233ZM207 234H206V233ZM214 232V233H213ZM216 232V233H215ZM222 234H221V233ZM223 232H224V234H223ZM243 232V233H242ZM7 233V234H8ZM26 233H28V234H26ZM56 235V237L54 236V234ZM57 233H58V235H59V237H58V235H57ZM78 233V234H77ZM123 233V234H122ZM136 233H139V234H136ZM146 233H147V235L148 236H146ZM205 233V234H204ZM241 233V234H240ZM245 233V234H244ZM1 234V233H0ZM21 234H23V237H20L21 236ZM25 234V235H24ZM37 234H41L40 236L39 235H37ZM136 234V235H135ZM176 234V235H177ZM180 234H181V236L182 237H180ZM187 234V238H186V235ZM188 234L190 235V236H188ZM203 234L205 235V236H203ZM211 234V235H210ZM212 234H214V235H212ZM226 234V235H225ZM42 235H43V237H42ZM48 235V236H47ZM49 235H52V236H49ZM91 235V236H90ZM116 235V234H115ZM122 235V236H121ZM124 235H129V236H131V235H134L135 236V239H136V242L135 243H133V245L132 246H130V241H128V239L126 240V237L124 236ZM138 235V236H137ZM194 237H193V236ZM197 235H199V236H197ZM207 235V236H206ZM225 235V236H224ZM229 235V236H228ZM37 236V237H36ZM54 236V237H53ZM68 236V237H67ZM71 236V237H70ZM77 236H79V237H77ZM83 236V237H82ZM98 236V237H97ZM138 238H137V237ZM141 236V237H140ZM164 236V237H163ZM168 236V237H169ZM213 236V237H212ZM253 236V237H252ZM25 237V238H24ZM45 237V238H44ZM75 237V238H74ZM103 237V238H102ZM153 237V238H152ZM157 237V238H156ZM163 237V238H162ZM190 237H191V239H190ZM199 237V238H198ZM212 237V238H211ZM223 237V238H222ZM229 237V238H228ZM234 237V238H233ZM240 237V238H239ZM242 237V238H241ZM256 237V238H255ZM16 238V239H15ZM44 238V239H43ZM52 238H54L53 240H52ZM56 238V239H55ZM63 238H64V240H63ZM107 239V240H105V239ZM122 238V239H121ZM155 238V239H154ZM209 240H208V239ZM236 238H237V240H236ZM239 238V239H238ZM245 238H247V239H245ZM33 239V240H32ZM75 239V240H74ZM82 240V242H81V240ZM138 239V240H137ZM149 241H148V240ZM164 239V240H163ZM200 241H199V240ZM242 239H245L247 242H242L241 243V240ZM250 239V240H249ZM10 240H12L11 238H9V241H8V239H7V241L8 242H10ZM17 240V241H16ZM19 240V241H18ZM38 240V241H37ZM56 240V241H55ZM65 240H67V242L65 241ZM105 240V241H104ZM125 240V241H124ZM141 240V241H140ZM164 242H163V241ZM167 240V239H166ZM181 240V241H180ZM182 240H183V242H182ZM199 241V243H197L198 241ZM226 240V241H227ZM234 240H236V241H234ZM7 241H4V243H1L0 245V249H2V246H3V248L4 249H2V251L3 250H5L4 252L6 253V252H10V251H12L11 250V248H8L9 250H7V248H6V246H10V243H8ZM24 242V243H21V242ZM25 241H26V243H25ZM45 241V242H44ZM49 241V242H48ZM58 241V242H57ZM81 242V243H75V242ZM102 241H104V242H106V246L105 247H103L102 246V243L100 244L99 242H102ZM126 241H127V243H126ZM137 241H138V243H137ZM145 241V242H144ZM189 241V242H188ZM197 241V242H196ZM15 242H18V243H20V244H18V243H15ZM75 245H73L72 243ZM85 242V243H84ZM162 242V243H161ZM182 242V243H181ZM189 244H188V243ZM203 242V243H202ZM213 242V243H212ZM235 242V243H234ZM239 242H240V244H239ZM5 243H7L6 244V246H5ZM44 243V244H43ZM57 243V244H56ZM64 243H66L64 246L66 247V246H68V247H64V249H63V247H61ZM69 243V244H68ZM72 244V246H70L71 244ZM82 243H84L83 245H82ZM125 243V244H124ZM164 243V244H163ZM185 243L186 244H188V246L187 245H185ZM196 243V244H195ZM200 243L202 244V245H200ZM217 243V242H216ZM238 243V244H237ZM245 243V244H244ZM260 245H259V244ZM2 244H4V245H2ZM46 244V245H45ZM52 245L53 244V246H57L56 247V249H54V250H52V248L50 249V245ZM68 244V245H67ZM80 244H81V246H80ZM181 244V245H180ZM183 244H184V246H183ZM190 244H193V245H191L190 246ZM237 244V245H236ZM29 245V246H28ZM41 245V246H40ZM44 245H45V248H44ZM47 245H48V248H46L47 247ZM77 245V246H76ZM79 245V246H78ZM100 245V246H99ZM136 245H138V246H136ZM172 245H174V247L172 246ZM194 245H195V247H194ZM235 245V246H234ZM262 245V246H261ZM8 246V247H9ZM10 246V247H11ZM24 246V245H23ZM59 246V247H58ZM102 246V247H101ZM178 246V247H177ZM180 246V247H179ZM39 247L40 248H42L43 249V251H42V249H39ZM61 247V248H60ZM75 247V248H74ZM78 249H77V248ZM84 247H85V249H84ZM110 247H112V249H113V251L114 250H116V251H118L117 253H115L113 256H111L110 254H109V250H107L108 248H110ZM130 247V248H129ZM170 247H172V248H170ZM193 247V248H192ZM59 248H60V251H59ZM72 248V249H71ZM130 249V250H128V249ZM142 248V249H141ZM203 249V250H201V249ZM47 249H49V250H47ZM62 249V250H61ZM66 249H70V251H72V252H69V250L67 251ZM75 249H76V251H75ZM140 249V250H139ZM171 249V250H170ZM182 249V250H183ZM187 249H186V251H187ZM197 249V248H196ZM196 249H194V250H196ZM41 250V251H40ZM52 250V251H51ZM116 251H114V252H116ZM234 251H235V253H234ZM8 252V253H9ZM89 252H91V253H94L93 255H96V258L95 259H92L91 261H89V262H85V260H84V258H85V256H87L88 254H91V253H89ZM108 252V253H107ZM229 252V253H228ZM262 252V253H261ZM34 253V254H33ZM204 253V254H203ZM255 253V254H254ZM261 253V254H260ZM80 254V255H79ZM139 254V255H138ZM215 256H214V255ZM258 254H260V255H258ZM37 255V256H36ZM65 255V256H64ZM78 255V256H77ZM3 256H5V255H2V257ZM31 256V257H30ZM49 256V257H48ZM52 256V257H51ZM63 256V257H62ZM243 256V257H242ZM252 256V257H251ZM254 256V257H253ZM1 257V256H0ZM1 257V258H2ZM18 257H15L13 260H10V261H2V263H4V264H17L16 263V261H17V259L18 260H21V259H19ZM29 257V258H28ZM48 257V258H47ZM62 257V258H61ZM95 257V256H94ZM98 257V258H97ZM139 257V258H138ZM0 258V260H2V259H5V257H3L2 259ZM17 258V259H16ZM34 258H33V262H35V260H34ZM121 258V259H120ZM206 258V259H205ZM82 259V260H81ZM97 259H98V261H97ZM140 259V260H139ZM246 259H248V260H246ZM29 260V261H28ZM167 260V261H166ZM207 260V261H206ZM241 260V261H240ZM252 260V261H251ZM82 261V262H81ZM105 261V262H104ZM117 261V262H116ZM161 261H163V262H161ZM182 261V262H181ZM6 262V263H5ZM8 262V263H7ZM10 262V263H9ZM53 262V263H52ZM150 262V263H149ZM154 262V261H153ZM181 262V263H180ZM200 262V261H199ZM207 262V263H206ZM24 262L23 261H19V264H23ZM26 263H24V264H26ZM49 263V264H50ZM225 264V263H224ZM232 264V263H231Z\"/></svg>",
    "mask_w": 264,
    "mask_h": 264
},
{
    "label": "bare ground",
    "instance_id": "6f19581e",
    "mask_svg": "<svg viewBox=\"0 0 264 264\" xmlns=\"http://www.w3.org/2000/svg\"><path fill=\"white\" fill-rule=\"evenodd\" d=\"M0 1H1V0H0ZM7 1H8V0H7ZM11 1H12V0H11ZM20 1H21V0H20ZM23 1L25 2V0H23ZM40 1H41V0H40ZM45 1H46V2H45ZM45 1H44V3L46 4V3H47V0H45ZM50 1H52V0H50ZM56 1H57V0H56ZM117 1H119V0H116V2H117ZM120 1H121V4H120V5H122V3L125 2V0H120ZM133 1H134V0H133ZM137 1H138V0H137ZM137 1L135 0V2H137ZM143 1H145V0H143ZM149 1L151 2V3H150L151 5H154V4H158V2L160 3L161 0H149ZM180 1H181V0H180ZM194 1H195V0H194ZM245 1H246V0H245ZM261 1L263 2V0H261ZM14 2H15V1H14ZM17 2H19V1H17ZM17 2H16V3H17ZM29 2H30V1H29ZM42 2H43V1H42ZM61 2H62V1H61ZM73 2H74V0H73ZM75 2L78 3V1H75ZM116 2H115V3H116ZM127 2H128V1H127ZM129 2H130V1H129ZM138 2H139V1H138ZM138 2H137V3H138ZM171 2H173V1H172V0H164L163 4H162L161 6L159 5L160 10H159V8H158V9L156 8L157 10L161 11L160 13L158 12L159 14H157V15H161V13H163L162 11L166 12V11H165L166 8H170V7H171V6H170V5H172ZM175 2H176V0H175ZM178 2H179V1H178ZM200 2H201V1H200ZM200 2H198V3H200ZM204 2H205V1H204ZM213 2H214V0H213ZM215 2H217V1L215 0ZM243 2H244L243 0H242V2H241L240 0H233L231 3L237 5V8L235 7L236 10H237L238 7H240V6L243 4ZM254 2H255V1H254ZM256 2H258V1L256 0ZM256 2H255V3H256ZM259 2H260V1H259ZM259 2H258V3H259ZM0 3H1V2H0ZM3 3H4V2H3ZM21 3H23V2H21ZM31 3H33V2L31 1ZM37 3H39V2H37ZM52 3H53V1H52ZM52 3H51V4H52ZM84 3H86V2H84ZM111 3H113V2H111ZM117 3H118V2H117ZM140 3H141V2H139L138 4H140ZM147 3H148V2H147ZM173 3H174V2H173ZM202 3H203V2H202ZM217 3H218V2H217ZM227 3H228V2H227ZM258 3H257V4H258ZM263 3H264V2H263ZM26 4H28V3H26ZM35 4H36V3H34V5H31V6H33L32 8H33L34 10L37 11V10H38V7H37V9H36V6H40V5L37 4V5L35 6ZM39 4H41V7H44V8L49 7V6H46V7H45L44 5L42 6L43 3H39ZM48 4H50V3H47V5H48ZM130 4H131V3H130ZM133 4H134V3H133ZM160 4H161V3H160ZM195 4H196V3H195ZM200 4H201V3H200ZM212 4H213V6L215 5L214 3H212ZM218 4H219V3H218ZM253 4H254V3H253ZM253 4H252L251 6H254ZM0 5H1V4H0ZM22 5H23V4H22ZM22 5H20V6H22ZM24 5H25V4H24ZM86 5H87V4H85L84 6H86ZM110 5H111V4H110ZM126 5H127V3H126ZM126 5H125V7H127ZM151 5H150V6H151ZM198 5H199V4H198ZM198 5H196V6H198ZM202 5H203V7H204L205 4L203 3ZM202 5H201V8H203ZM222 5H223V4H222ZM222 5H221V6H222ZM226 5H227V4H225V6H226ZM230 5H231V4H230ZM230 5H228V8L230 7ZM260 5H262V4H260ZM263 5H264V4H263ZM28 6H30V5H28ZM104 6H106V5H104ZM155 6H157V5H155ZM196 6H195V7H196ZM205 6H206V5H205ZM213 6H212V8H213ZM215 6H216V5H215ZM218 6H219V5H218ZM242 6H243V5H242ZM251 6H249V4H248L247 7H251ZM255 6H256V5H255ZM0 7H1V6H0ZM25 7H26V6H25ZM41 7H40V8H41ZM50 7H52V6H50ZM54 7H55V6H54ZM125 7H124V9L122 8L124 11H125ZM128 7H130V6H128ZM132 7H134V8H133L134 10H135V8H137V6H136L135 4H134V6H132ZM216 7H217V6H216ZM243 7H245V6H243ZM40 8H39V9H40ZM44 8H43V9H44ZM90 8H91V7H90ZM90 8H89V9H90ZM92 8H93V7H92ZM102 8H103V5H102ZM178 8H179V7H177V9H178ZM199 8H200V6H199ZM201 8H200V9H201ZM208 8H209V7H208ZM219 8H220V7H219ZM231 8H232V7H231ZM231 8H229V9H231ZM233 8H234V7H233ZM0 9H1V8H0ZM2 9H3V8H2ZM20 9H21V8H18V13H19V12H23L24 10H27L28 8H25V9H24V6H23L22 9H21V11H20ZM23 9H24V10H23ZM41 9H42V8H41ZM48 9H49V8H48ZM53 9H54V8H53ZM60 9L63 10V8H60ZM70 9H71V8H70ZM70 9H69V10H70ZM75 9H76V8H75ZM81 9H82V11H81ZM81 9H80V11H81L80 13L84 12V15H86V14H87V13L85 14L86 10L84 11V10H83L84 8H81ZM87 9H88V7H87ZM89 9H88V10H89ZM97 9H98V8H97ZM103 9H104V8H103ZM127 9L130 10V8H127ZM133 9H131L130 11H132ZM152 9H153V8H152ZM156 9H154V10H156ZM171 9H174V8L171 7ZM194 9H195V8H194ZM203 9H204V8H203ZM203 9H201V11L198 9V10L200 11V12H199V16H200L199 19H196L197 17L195 16L196 18H194V16H193L194 19H193L192 17H190V18H191L190 21H191V22H194L195 24H196V22H197V23L199 22L198 24H201L200 21H205V20H206V22H208L207 20H211L212 18L215 19V20H213V21H216V20L219 19V18H223L224 16L226 17V15L224 14V13H226L225 11L222 12V13H221V11H218L217 13H216V11H215V12L212 11V12H214V13L207 14L208 11H207L206 13H204V12H205L206 10H208V9H206V10H205V9L203 10ZM213 9H214V8H213ZM220 9H221V8H220ZM248 9H249V8H248ZM257 9L260 10V7L257 8ZM7 10H8V9H7ZM22 10H23V11H22ZM31 10H32V9H31ZM62 10H61V11H60V10H59V11H58V10H57V11L54 10V11H55L56 14H58L60 17H62V15H65L66 12H67V11H66V12H63ZM67 10H68V9H67ZM71 10H72V9H71ZM91 10H92V9H91ZM91 10H89V12H90ZM93 10H94V9H93ZM99 10H100V9H98L97 11L99 12ZM107 10H108V9H107ZM123 10H122V11H123ZM128 10H127V11H128ZM183 10H184V9H183ZM211 10H212V9H210V11H211ZM231 10H232V9H231ZM239 10H240V9H239ZM249 10H250V12H251V9H249ZM252 10H253V8H252ZM254 10H255V7H254ZM42 11H44V10H42ZM42 11L39 10V11H38L39 13L37 12V15L40 14V12H42ZM46 11H47V9L44 11V13H46ZM51 11H53V10H51ZM54 11H53V12H54ZM75 11H76V10H75ZM75 11H74V13H75ZM97 11H96V12H97ZM101 11H102V10H101ZM122 11L120 10L119 12H122ZM127 11H125V14H126ZM149 11H150V10H149ZM174 11H176V10H174ZM210 11H209V12H210ZM256 11H258V10H255V12H256ZM260 11H261V12H260L259 15H261V16L264 15V8H263L262 10H260ZM0 12H1V10H0ZM26 12H27V11H26ZM32 12H33V13H36L35 11H32ZM53 12H52V13H53ZM58 12H59V13H58ZM68 12H70V11H68ZM68 12H67V13H68ZM72 12H73V11H72ZM76 12H77V11H76ZM87 12H88V11H87ZM91 12H95V11H91ZM102 12H103V11H102ZM194 12H197V11H194ZM194 12H192V13L194 14ZM244 12H245V11H244ZM248 12H249V11H248ZM248 12H247V13L245 12V13H246L247 15H250V14H248ZM250 12H249V13H250ZM253 12H254V11H253ZM9 13H10V12H9ZM30 13H31V12H30ZM48 13H50V11H49ZM48 13H47V14H48ZM64 13H65V14H64ZM74 13H72V15H74ZM78 13H79V11H78L75 15H77V16H78V15H82V14H78ZM123 13H124V12H123ZM123 13H122V15L125 16V14H123ZM128 13H129V12H127V14H128ZM130 13H131V12H130ZM144 13H145V12H144ZM156 13H157V12H156ZM156 13H155V14H156ZM218 13H219V14H218ZM231 13H233V11H232ZM258 13H259V12H258ZM20 14H21V13H20ZM26 14H27V13H26ZM96 14H97V13H96ZM101 14H102V13H101ZM132 14H133V13H132ZM172 14H173V13H172ZM178 14H179V13H178ZM193 14H192V15H193ZM227 14H228V13H227ZM240 14H241V13H240ZM246 14H245V15H246ZM254 14H256V13H254ZM7 15H8V14H7ZM24 15H25V14H24ZM28 15H29V13H28ZM40 15L42 16V14H40ZM40 15H39V16H40ZM43 15H44V14H43ZM75 15H74V17H75ZM87 15H88V14H87ZM99 15H100V14H99ZM157 15H156V16H157ZM162 15H163V14H162ZM162 15H161V16H162ZM179 15H180V14H179ZM188 15H190V14H188ZM192 15H191V16H192ZM194 15H197V14H194ZM228 15H229V14H228ZM237 15H238V14H237ZM242 15H243L242 17H244L243 12H242ZM251 15H253V14H251ZM8 16H9V15H8ZM34 16H35V17H34ZM54 16H55V15H54ZM56 16H57V15H56ZM56 16H55V17H56ZM59 16H58V17H59ZM65 16H66V15H65ZM89 16H90V15H89ZM92 16H93V15H92ZM120 16H121V15H120ZM182 16H183V15H182ZM197 16H198V15H197ZM229 16H230V15H229ZM240 16H241V15H240ZM3 17H5V15H4ZM32 17H33L32 20H33V19H34V20L36 19V15H35V14L32 15ZM68 17H69V16H68ZM95 17H96V15H95ZM98 17H99V16H98ZM104 17H105V16H104ZM106 17H107V16H106ZM121 17H122V16H121ZM218 17H219V18H218ZM242 17H239V18H241V20H242V22H243V18H242ZM262 17H263V16H262ZM30 18H31V17H30ZM69 18H71V16H70ZM76 18H77V17H76ZM100 18H101V17H100ZM100 18H99V19H100ZM117 18H118V16H117ZM216 18H217V19H216ZM239 18H238V19H239ZM247 18H249V17L247 16ZM3 19H4V20H3ZM3 19H2V16H1L0 20H3L4 22L8 20L7 16H6L5 18H3ZM9 19H10V23H11V20H12V23L14 22L13 19H11V18H9ZM40 19H41V17H40ZM66 19H68V18H66ZM94 19H95V18H94ZM97 19H98V18H97ZM119 19H120V17L118 18V20H119ZM180 19H181V18H180ZM187 19L189 20V16L187 17ZM226 19H227V18H226ZM226 19H225V20H226ZM238 19H237V20H238ZM245 19H246V18H245ZM32 20H29V21L32 22ZM34 20H33V21H34ZM37 20H39V19H37ZM77 20H78V19H77ZM91 20H92V19H91ZM109 20H110V19L108 18V21H109ZM113 20H114V19H113ZM116 20H117V19H115V23H116V22H119L121 19H120L119 21H116ZM171 20H172V19H171ZM176 20H177V19H176ZM178 20H179V19H178ZM181 20H182V19H181ZM185 20H186V19H185ZM221 20H223V19H221ZM221 20H220V21H221ZM229 20H230V19H229ZM231 20H232V19H231ZM231 20H230V21H231ZM15 21H16V20H15ZM46 21H47V20H46ZM72 21H73V20H72ZM97 21H98V20H97ZM104 21H105V20H104ZM123 21L125 22L124 18H123ZM186 21H187V20H186ZM190 21H189V22H190ZM211 21H212V20H211ZM213 21H212V22H213ZM227 21H228V19H227ZM230 21H228V22H230ZM262 21H263V20H262ZM4 22H3V23H4ZM16 22H17V21H16ZM35 22H36V21H35ZM39 22H40V20H39ZM41 22H42V21H41ZM66 22H67V21H66ZM68 22H69V21H68ZM87 22H88V21H87ZM92 22H93V20H92ZM92 22H89V23H88V24H89V28H90V23H92ZM102 22H103V21H102ZM113 22H114V21H113ZM121 22H122V21H121ZM124 22H123V24H124ZM166 22H167V21H166ZM170 22H171V21H170ZM173 22H174V21H173ZM179 22H180V21H179ZM187 22H188V21H187ZM189 22H188V23H189ZM191 22H190V24H191ZM212 22H210L208 28H209L210 30H212V31H213V30L217 31V27H218V26H217V25H218L217 22H216V23H212ZM231 22H233V23H232V26H235V27H236V25L240 24L241 21L239 20V21L237 22V21L234 20V21H231ZM231 22H230V23H231ZM234 22H235V23H234ZM250 22H251V21H250ZM0 23H1V21H0ZM3 23H2V24H3ZM5 23H6V22H5ZM5 23H4V24H5ZM10 23H9V24H10ZM28 23H29V22H28ZM97 23H98V22H97ZM103 23H105V22H103ZM107 23H108V22H107ZM107 23H106V25H107ZM115 23H113V24H115ZM119 23H120V22H119ZM125 23H126V22H125ZM177 23H178V22H177ZM177 23L175 24V22H174V24H175L176 26L178 25ZM181 23H182V22H181ZM208 23H209V22H208ZM245 23H246V22H245ZM248 23H249V21H248ZM252 23H253V22H252ZM4 24H3V25H4ZM26 24H27V23H26ZM26 24H25V25H26ZM33 24H34V23H33ZM40 24H42V23H40ZM70 24H71V23H70ZM88 24H87V26H88ZM109 24H111V20H110V23H109ZM126 24H128V22H127ZM174 24H173V25H174ZM192 24H193V23H192ZM198 24H197V25H198ZM202 24L204 25V22H203ZM206 24H207V23H206ZM216 24H217V25H216ZM220 24H221V23H220ZM226 24H227V23H226ZM226 24H224V25L226 26ZM241 24H243V23H241ZM260 24H261V23H260ZM263 24H264V23H263ZM6 25H7V23H6ZM15 25H16V24H15ZM22 25H23V24H22ZM22 25H21V26H22ZM25 25H23V26H25ZM27 25L29 26L30 24H27ZM27 25H26V26H27ZM36 25H37V23H36ZM36 25H35V26H36ZM38 25H39V23H38ZM45 25L47 26V24H45ZM45 25H44V28H45V30H47L50 26H47V27H48V28H47V27H45ZM52 25H53V24H51V26H52ZM92 25H93V24H92ZM104 25H105V24H104ZM118 25H119V24H118ZM121 25H122V23H121ZM129 25H130V24H129ZM169 25H170V24H169ZM171 25H172V23H171ZM171 25H170V26H171ZM173 25H172V26H173ZM181 25H183V23H182ZM187 25H188V24H187ZM243 25H244V24H243ZM248 25H249V24H248ZM251 25H252V24H251ZM9 26H10V25H9ZM17 26H18V25H17ZM19 26H20V25H19ZM23 26H22V28H23ZM26 26H25L24 28H26ZM30 26H31V28H30ZM30 26H29V28H30V30H31V29H32V25H30ZM42 26H43V25H42ZM83 26H84V25H83ZM94 26H96V24H95ZM167 26H168V24H167ZM219 26H220V25H219ZM246 26H247V25H246ZM263 26H264V25H263ZM14 27H15V26H14ZM36 27H37V26H36ZM38 27H39V26H38ZM58 27H59V26H58ZM76 27H77V26H76ZM84 27H85V26H84ZM92 27H93V26H92ZM174 27H175V26H174ZM178 27H179V26H178ZM178 27H177V29H178ZM182 27H185V26H181V28H182ZM227 27H230V26H229V23H228V26L225 27L226 30H227ZM261 27H262V24H261ZM2 28H3V27H2ZM11 28H12V27H11ZM22 28H21V29H22ZM24 28H23V30H24ZM41 28L43 29V27H41ZM79 28H81V26H80ZM124 28H126V27H124ZM127 28H128V27H127ZM127 28H126V29H127ZM159 28H160V27H159ZM188 28H189V27H188ZM218 28H219V27H218ZM231 28H233V27H231ZM237 28H238V27H237ZM246 28H247V27H246ZM262 28H263V27H262ZM0 29H1V28H0ZM3 29H4V28H3ZM7 29H8V28H7ZM14 29H15V28H14ZM19 29H20V28H19ZM52 29H56V27H55V28H52ZM52 29H50V31H51ZM74 29L76 30L77 28L74 27ZM74 29H73V30H74ZM91 29H92V28H91ZM172 29H173V28H172ZM183 29H186V28H183ZM203 29H204V28H203ZM209 29H208V30H209ZM222 29H223V28H222ZM222 29H221V30H222ZM228 29H230V28H228ZM233 29H234V28H233ZM9 30H10V29H9ZM9 30H7V31H9ZM33 30H34V31H33ZM33 30H32L30 33H33L34 36H36V35L38 36L40 33H42V31H44V29H43V30H40V29H38V28H35L34 26H33ZM48 30H49V29H48ZM48 30H47V31H48ZM75 30H74V32H75ZM78 30H79V29H78ZM85 30H86V29H85ZM194 30H195V29H194ZM194 30H193V31H194ZM226 30L224 29V31H226ZM238 30H239V29H238ZM245 30H246V29H245ZM245 30H244V31H245ZM250 30H251V29H250ZM261 30H262V29H261ZM26 31H27V28L25 29L24 32L26 33ZM53 31H54V30H53ZM53 31L50 32L52 36H54V35H53ZM55 31H56V30H55ZM64 31H65V30H64ZM68 31H69V30H68ZM162 31H163V30H162ZM181 31H182V30H181ZM186 31H187V30H186ZM190 31H191V30H190ZM198 31H199V30H198ZM218 31H220V30H218ZM222 31H223V30H222ZM239 31L242 32V30H239ZM239 31H238V33H239ZM248 31H249V30H248ZM258 31H259V29H258ZM1 32H2V31L0 30V33H1ZM4 32H5V31H4ZM20 32H21V31H20ZM27 32H28V31H27ZM45 32H46V31H45ZM45 32H44V33H45ZM57 32H62V31L59 30V31H57ZM70 32H71V31H70ZM74 32H73V33H74ZM114 32H115V31H114ZM126 32H127V31H126ZM126 32H125V33H126ZM201 32H202V27H201ZM201 32H196V33L199 34V33H201ZM6 33H8V34L10 35L9 32H6ZM6 33H5V34H6ZM46 33H47V32H46ZM48 33H49V31H48ZM50 33H49V34H50ZM54 33H55V32H54ZM80 33H81V32H80ZM162 33H163V32H162ZM189 33H190V32H189ZM191 33H193V32H191ZM191 33H190V34H191ZM212 33H213V32H212ZM222 33H223V32H222ZM224 33H225V32H224ZM248 33H249V32H248ZM262 33H264V32L262 31ZM55 34H56V33H55ZM76 34H77V33H76ZM167 34H168V33H167ZM173 34H175V33H173ZM201 34H202V33H201ZM210 34H211V31H210ZM240 34H241V33H240ZM9 35H8V36H9ZM51 35H50V36H51ZM57 35L60 36V34H57ZM61 35H62V34H61ZM117 35H118V34H117ZM122 35H123V34H122ZM126 35H127V34H126ZM180 35H181V34H180ZM216 35H217V34H216ZM216 35H215V37H217ZM220 35H221V34H220ZM235 35H236V33H235ZM254 35H255V34H254ZM258 35H259V33H258ZM262 35H263V34H262ZM6 36H7V35H6ZM24 36H25V35H24ZM28 36H29V35H28ZM41 36H42V35H40V36H38V37H41ZM120 36H121V35H120ZM172 36H173V35H172ZM172 36L170 35V37H171L170 39H171V40H172ZM182 36H183V35H182ZM207 36H208V35H207ZM209 36H210V35H209ZM209 36H208V37H209ZM212 36H214V35L212 34ZM212 36L209 37V38H207V37L204 38V35L201 36L202 39H203L202 43H204V41H205V43L209 42L211 38L215 39V37H212ZM228 36H229V35H228ZM236 36H238V34H237ZM236 36H235V37H232V36H231L230 38L233 39V38H236ZM250 36H252V35H250ZM46 37H47V36H46ZM105 37H106V36H105ZM117 37H119V36H117ZM163 37H164V36H163ZM174 37H176V35L173 36V38H174ZM179 37H180V36H179ZM185 37H186V36H185ZM189 37H190V36H189ZM201 37H200V39H201ZM219 37H220V36H219ZM263 37H264V36H263ZM35 38H36V37H35ZM44 38H45V37H44ZM100 38H101V37H100ZM122 38H123V37H122ZM182 38H183V37H182ZM182 38H181V39H182ZM250 38H251V37H250ZM36 39H37V38H36ZM42 39H43V38H42ZM42 39H41V43L44 42V41H42ZM97 39H98V38H97ZM103 39H104V38H102V40L99 41L100 47H99V45H97V46L99 47L98 50H100V49H101V50H102V49L104 50V53H103V51H101V54L103 53V54H104V57H103V58H105V51H106V54H107V53H110V52L107 51L108 48L104 49V47H105L107 44H106V40H105V39L103 40ZM120 39H121V38H120ZM168 39H169V38H168ZM170 39H169V40H170ZM176 39L178 40V37H176ZM204 39H205V40H204ZM231 39H230V40H231ZM244 39H245V38H244ZM244 39H243V40H244ZM256 39H257V38H256ZM7 40H9V39H7ZM31 40H33V39H31ZM43 40H45V39H43ZM107 40H108V39H107ZM116 40H117V39H116ZM173 40H175V38H174ZM179 40H180V38H179ZM183 40H184V39H183ZM211 40H212V39H211ZM225 40H227V39H225ZM230 40H229V41H230ZM233 40H234V39H233ZM237 40H239V39H237ZM251 40H252V41H250V44H248V45H250V46H251L252 42H254L255 39H252V38H251ZM181 41H182V40H181ZM181 41H180V42H181ZM245 41H246V40H245ZM248 41H249V40H248ZM4 42L6 43L7 41H6V37H5L4 33H3L2 36L0 35V44H2V43H4ZM18 42H19V41H18ZM29 42H30V41H29ZM56 42H57V41H56ZM171 42H173V41H171ZM174 42H175V41H174ZM183 42H184V41H183ZM183 42H182V43H183ZM231 42H233V41L231 40ZM239 42H240V41H239ZM258 42H260V41H258ZM258 42H257V43L255 42V43H256V44H259ZM11 43H13V42H11ZM54 43H55V42H54ZM169 43H170V42H169ZM169 43H168V44H169ZM178 43H179V42H178ZM193 43H194V42H193ZM202 43H201V45H202ZM236 43H237V42H236ZM244 43H245V42H244ZM255 43H254L253 45H255ZM30 44H31V43H30ZM33 44H37V43H34V41H33ZM43 44H44V43H42V45H43ZM172 44H173V43H172ZM180 44H181V43H180ZM183 44H185V43H183ZM191 44H192V43H191ZM194 44H195V43H194ZM211 44H213V42H211ZM228 44L231 45V43H228ZM261 44H262V42H261ZM5 45H6V44H5ZM10 45H13V44H9V46H8V45H7V46H8L10 49H13V47L11 48ZM62 45H65V44H62ZM67 45H68V44H67ZM133 45H134V44H133ZM173 45H174V44H173ZM178 45H179V44H178ZM178 45H177V43H176V46L174 45V46L172 47V49H174V52H175L174 55H175V54H178V56H179V54H181V52H182V54H184V50H183V49H184V47L187 46V42H186V46L184 45V47H182V48H183L182 51L179 49V46H178ZM218 45H219V44H218ZM221 45H222V44H221ZM234 45H235V44H234ZM248 45H247V46H248ZM253 45H252V47H253ZM0 46H1V45H0ZM3 46H4V44L1 46V48H2ZM21 46H22V45H19V50H20V47H21ZM24 46H25V45H24ZM27 46H28V45H27ZM30 46H31V45H30ZM35 46H36V45H35ZM35 46H34V47H35ZM43 46H44V45H43ZM51 46H52V45H51ZM53 46H56V45H53ZM76 46H77V43H76ZM76 46H75V47H76ZM80 46H81V44H80ZM110 46H111V45H110ZM177 46H178V48H177ZM181 46H183V45H181ZM247 46H246V47H247ZM261 46H262V45H260V47H261ZM17 47H18V45H17ZM115 47H116V46H115ZM169 47H170V45H169ZM236 47H238V43L236 44L235 48H236ZM246 47H245V48H246ZM9 48H8V49H9ZM15 48H16V47H15ZM15 48H14V49H15ZM25 48H26V47H25ZM30 48H31V47H30ZM47 48H49V47L47 46ZM47 48H46V49H47ZM50 48H52V47H50ZM50 48H49V49H50ZM57 48H58V47H57ZM63 48H64V46H63ZM77 48H78V47H77ZM130 48H131V47H130ZM130 48H129V49H130ZM133 48H134V47H132L131 49L133 50ZM196 48H197V46H196ZM216 48H217V47H216ZM221 48H222V47H221ZM249 48H250V47H249ZM31 49H32V48H31ZM96 49H97V48H96ZM112 49H113V48H112ZM115 49L117 50V48H115ZM120 49H121V48H120ZM129 49H127V50H129ZM131 49H130V51H131ZM134 49H136V46H135ZM139 49H140V48H139ZM187 49H188V47H187ZM201 49H202V48H201ZM237 49H238V48H237ZM257 49H259V48H257ZM5 50H7V49H5ZM19 50H17V51H19ZM25 50H26V49H25ZM58 50H59V49H57V51H58ZM127 50H126V51H127ZM185 50H186V48H185ZM206 50H207V49H206ZM231 50H232V49H231ZM233 50H234V49H233ZM0 51H2V50L0 49ZM13 51H14V50H13ZM33 51H34V50H33ZM118 51H119V50H118ZM134 51H135V50H134ZM157 51H158V50H157ZM186 51H187V50H186ZM189 51H190V50H189ZM200 51H201V50H200ZM222 51H223V52H222ZM222 51H221V53H224V50H222ZM227 51H228V50H227ZM2 52H4V51H2ZM5 52H6V51H5ZM5 52H4L5 57H4V56H3V57L6 58V59H3V60L1 61V64H2V66L5 68V71L7 72L6 74H8L9 76H15V77H17L16 75L19 76V75H20L19 73H20L21 71L16 70V68H15V69L12 68V66L15 67V64L18 65L19 61H20V60L22 61V59H23V58H26V57L23 56L22 59H20V58H21V57H20V58H19V61H17V58L19 57V55H18V57H16V59H15V58H10L9 55L5 54ZM15 52H16V51H15ZM35 52H36V51H35ZM95 52H96V50H95ZM98 52H99V51H98ZM111 52H112V51H111ZM128 52H129V51H128ZM205 52H206V51H205ZM210 52H211V50H210ZM213 52H214V48H213L211 54H212ZM258 52H259V51H258ZM16 53H18V52H16ZM24 53H25V52H24ZM33 53H34V52H33ZM88 53H89V52H88ZM194 53H195V52H194ZM215 53H216V52H215ZM215 53H214V54H215ZM240 53H241V52H240ZM260 53H261V50H260ZM262 53H264V52L262 51ZM44 54H45V53H44ZM64 54H65V52H64ZM89 54H90V53H89ZM94 54H95V53H94ZM134 54H135V53H134ZM139 54H140V53H139ZM157 54H158V53H157ZM161 54H162V53H161ZM172 54H173V53H172ZM206 54H207V53H206ZM216 54H217V53H216ZM238 54H239V53H238ZM246 54H247V53H246ZM0 55H1V54H0ZM6 55H7L8 57H6ZM27 55H29V54H27ZM33 55H34V54H33ZM37 55H38V54L36 53V56H37ZM47 55H48V57H49L50 54H49V53L45 54V56H47ZM51 55H52V53H51ZM97 55H98V54H97ZM97 55H95V57H96ZM108 55H109V54H107L106 56H108ZM114 55H115V54H114ZM116 55H117V53H116ZM158 55H159V54H158ZM170 55H171V54H170ZM174 55L172 56V58L176 56V55H175V56H174ZM207 55H208V54H207ZM240 55H241V54H240ZM247 55H249V53H248ZM251 55H252V53H251ZM255 55H256V54H255ZM41 56H42V55H41ZM52 56H53V55H52ZM159 56H160V55H159ZM164 56H165V55H164ZM164 56H163V57H164ZM181 56H183V55H181ZM191 56H192V55H191ZM199 56H200V55H199ZM216 56H217V58H220V59L223 58V57H225L224 54H219V55L217 54ZM27 57H28V56H27ZM38 57H39V56H38ZM43 57H44V55H43ZM54 57H55V56H54ZM91 57H92V58L94 57V56H92V52H91ZM95 57H94V58H95ZM114 57H115V56H113L112 58H114ZM116 57H117V56H116ZM116 57H115V59H116ZM119 57H121V56H119ZM128 57H129V56H128ZM128 57L124 60V61H125V62H124V66H125L127 69H128V68L133 69V70H130V72H131V71H134L133 74H135V75H130L129 72L127 73L126 71H128L129 69H128V70H127L126 68L118 69V70L121 72V74H120V78H119V76H118V79H117V80H115L116 78H115V79H110V81H112V83H114V86H117V88L119 87L118 85H123L124 83H126V81H127V82H128V81L131 82L130 79L132 80V78H133V79L135 78V80H136L137 78L140 77V75H141L145 70H146L145 72H147V73H144V74H147V76L144 75V77H143V75H142V76H141L142 78L140 77L139 80L137 79L138 82H139V84L144 85L145 88H147V85L150 84V83H152V82H156L155 84H157L158 81H154V80H153V79H154L153 77H160V78L162 79V77H164V74H166V70H165L164 68H162L163 64L167 63V61H168V60H167L168 58H167L166 56H165V58H167V59H165V60H166L165 63H162V66H161V67H158V68L155 66L156 68H153L151 71H149V69H145V68L147 67V65L143 64V63H142L143 61L141 62V61L138 60V59L136 60V56H135V57H134V56H133V57H129V58H128ZM157 57H158V56H157ZM157 57H156V59H157ZM160 57H161V56H160ZM168 57H169V56H168ZM179 57H180V56H179ZM193 57H194V55H193ZM197 57H198V56H197ZM197 57H195V58H197ZM206 57H207V56H206ZM208 57H209V56H208ZM240 57H242V56H240ZM246 57H247V56H246ZM249 57H250V56H249ZM257 57H258V56H257ZM29 58L34 59L35 57H34V58H33V57H29ZM36 58H37V57H36ZM44 58H45V57H44ZM51 58H52V57H51ZM134 58H135V59H134ZM175 58H176V57H175ZM185 58H186V55H185ZM187 58H188V57H187ZM189 58H190V56H189ZM189 58H188V59H189ZM195 58H194V59H195ZM198 58L200 59L201 62H204V61H205V60H204V55H202V56H200V57H198ZM237 58H238V57H237ZM31 59H30V60H31ZM42 59H43V58L41 57L40 60L42 61ZM52 59H53V58H52ZM57 59H58V58H57ZM105 59H106V58H105ZM139 59H140V58H139ZM145 59H146V58H145ZM145 59L143 58L144 61H145ZM181 59H182V58H181ZM239 59H240V58H239ZM63 60H64V59H63ZM141 60H142V59H141ZM158 60H159V59H158ZM173 60H175V59L173 58ZM173 60H169V61H172V62H173ZM192 60H193V59H192ZM217 60H219V59H217ZM223 60H224V58H223ZM223 60H222V61H223ZM16 61H17L18 63H16ZM27 61H28V59H27ZM43 61H44V60H43ZM46 61H47V60H46ZM55 61H56V59H55ZM57 61H58V60H57ZM100 61H103V60H101V58H100ZM137 61H139V62H137ZM159 61H160V60H159ZM163 61H164V59H163ZM193 61H194V60H193ZM193 61L191 62V60H190V62L192 63V65H193V63L195 62V61H194V62H193ZM197 61H198V60H197ZM207 61H209V60H207ZM241 61H242V59H241ZM244 61L246 62L245 58H244ZM244 61H243V62H244ZM250 61H251V60H250ZM23 62L25 63V60L22 61L21 64H23ZM47 62H48V61H47ZM50 62H51V61H50ZM52 62H53V61H52ZM52 62H51V64H52ZM90 62H91V61H90ZM161 62H162V61H161ZM185 62L187 63V59L185 60ZM188 62H189V61H188ZM190 62H189L188 65L191 67L192 65H190ZM219 62H220V60H219ZM225 62H226V61H225ZM227 62H228V61H227ZM259 62H260V61H259ZM54 63H55V62H53V64H54ZM59 63L61 64V65H60V64H59V65L62 66L64 62H62V63L59 62ZM99 63H100V62H99ZM102 63H103V62H102ZM104 63H105V60H104ZM144 63H146V62H144ZM211 63H212V61H211ZM228 63H229V62H228ZM237 63L241 64L240 62H237ZM237 63L233 66V68H234V70H235L234 75H239L238 77H240V75L243 74V72H242V71H244L243 65L245 66V64L243 63V65H239V64H237ZM247 63H249V62H247ZM252 63H253V62H252ZM252 63H251V64H252ZM19 64H20V63H19ZM48 64H50V63H48ZM64 64H67V63H64ZM84 64H85V63H84ZM100 64H101V63H100ZM122 64H123V63H122ZM182 64H184V63H183V59H182V60L179 59V61L173 62V63L171 64V66L168 64V66H170V67H169V68L167 67V68H168V69H167V72H169V73H170V72H173L174 70H176V69H178V68L180 69L181 66H183L182 68H186V67H187V66H185L186 64H184V65H182ZM196 64H197V63H196ZM259 64H260V63H259ZM17 65H16V66H17ZM45 65H46V63H45ZM55 65H56V64H55ZM55 65H54V66H55ZM87 65H88V64H87ZM144 65H145L146 67H145ZM166 65H167V64H166ZM194 65H195V64H194ZM217 65H218V64H217ZM254 65H255V64H254ZM262 65H263V64H262ZM35 66H36V65H35ZM41 66H42V65H41ZM52 66H53V65H52ZM54 66H53V68H54ZM56 66H58V65H56ZM63 66H64V65H63ZM65 66H66V65H65ZM84 66H85V65H84ZM157 66H158V65H157ZM159 66H160V65H159ZM184 66H185V67H184ZM189 66H188V67H189ZM207 66H208V65H207ZM212 66H213V65H212ZM222 66H224V65H222ZM231 66H232V65H231ZM241 66H242V67H241ZM33 67H34V65H33ZM87 67H88V66H87ZM101 67H102V66H101ZM106 67H107V66H106ZM112 67H113V66H112ZM116 67H117V66H116ZM149 67H150V66H149ZM203 67H204V66H203ZM215 67H216V66H215ZM218 67H219V66H218ZM218 67H217V68H218ZM229 67H230V66H229ZM246 67H247V66H246ZM246 67H245V68H246ZM1 68H2V67H1ZM56 68H57V67H56ZM89 68H91V67H89ZM147 68H148V67H147ZM151 68H152V67H151ZM151 68H150V69H151ZM165 68H166V67H165ZM182 68H181V69H182ZM210 68H211V67H210ZM32 69H33V68H32ZM34 69H35V68H34ZM79 69H80V68H79ZM93 69H95V68H93ZM101 69H102V68H101ZM113 69H114V68H113ZM115 69H116V68H115ZM195 69H196V68H195ZM202 69H203V68H202ZM211 69H212V68H211ZM247 69H248V68H247ZM254 69H255L254 71H258V73H259V71H261V73H262V71H263V73H264V67L261 66V65H255ZM3 70H4V69H3ZM24 70H25V69H24ZM41 70H42V69H41ZM85 70H86V69H85ZM85 70H84V71H85ZM106 70H107V69H106ZM111 70H112V69H111ZM184 70H185V69H184ZM184 70H182V71H184ZM219 70H220V69H219ZM227 70H228V69H227ZM230 70H231V69H230ZM18 71H19V72H18ZM37 71H38V70H37ZM46 71H47V70H46ZM52 71H54V70H52ZM91 71H92V70H91ZM103 71H105V67H104ZM115 71H116V70H115ZM179 71H180V70H179ZM179 71H178V72H179ZM187 71H188V70H187ZM199 71H200V70H199ZM204 71H205V70H203L202 73H203ZM246 71H247V70H246ZM1 72H2V71H1ZM42 72H44V70H43ZM176 72H177V71H176ZM178 72H177V76H176V77H178V78L180 79V78H182L184 75H183V76H182V75H178ZM180 72H181V71H180ZM184 72H185V71H184ZM184 72H183V73H184ZM205 72H207V71H205ZM228 72H229V71H228ZM230 72L232 73V71H230ZM252 72H253V71H252ZM252 72H251V73H252ZM23 73H24V72H23ZM23 73L21 72V74H23ZM25 73H27V72H25ZM38 73H40V72H38ZM38 73H37V74H38ZM71 73H72V72H71ZM74 73H76V72H74ZM93 73H94V72H93ZM96 73H97V72H96ZM173 73L176 74L175 72H173ZM173 73H172V74H173ZM181 73H182V72H181ZM183 73H182V74H183ZM185 73L187 74V72H185ZM185 73H184V74H185ZM196 73H197V72H196ZM199 73H200V72H199ZM208 73H209V72H208ZM251 73H250V75H251ZM263 73H262V74H263ZM2 74H3V73H2ZM27 74H28V73H27ZM53 74H54V73H53ZM76 74H77V73H76ZM82 74L85 75V73H82ZM82 74L80 73V75H82ZM88 74H89V73H88ZM172 74H167V75L165 76L166 79H167L168 75H171V77H172V76L174 75V74H173V75H172ZM179 74H180V73H179ZM188 74H189V73H188ZM193 74H194V73H193ZM221 74H222V73H221ZM221 74H220V75H221ZM246 74H247V73H246ZM262 74H261V75H262ZM25 75H26V74H25ZM28 75H29V74H28ZM45 75H46V74H45ZM91 75H95V74H89L88 76L91 78V77H92ZM103 75H104V74H103ZM148 75H149V77H148ZM200 75H202V74H200ZM224 75H226V74L224 73ZM231 75H232V74H231ZM247 75H248V74H247ZM3 76H4V75H3ZM21 76H23V78H24V75H21ZM29 76H30V75H29ZM43 76H44V74H43ZM43 76H42V77H43ZM46 76H47V77H50V76H48V75H46ZM46 76H45V77H46ZM52 76H53V75H52ZM78 76H79V75H77V77H78ZM88 76H87V73H86L85 77H88ZM186 76H187V75H186ZM186 76H185V81H183V83L185 82V84L187 83V84H190L191 86H195V87H194L195 89L198 88V87H196V86H199L200 83H201V81H202L201 79H200V80H201V81H200V80L197 78V77H199V76L196 77L197 79H194V77L191 76V78H189V80H186V78H187ZM227 76H228V75H227ZM243 76H244V74H243ZM257 76H258V75H257ZM27 77H28V76H27ZM27 77H26V78H27ZM33 77H34V76H33ZM47 77H46L45 79H48ZM54 77H55V75H54ZM60 77H61V76H60ZM75 77H76V76H75ZM79 77H81V76H79ZM85 77L82 75V78L85 79ZM94 77H95V76H94ZM100 77H101V76H100ZM130 77H131V78H130ZM165 77H164V78H165ZM174 77H175V76H174ZM174 77H173V78H174ZM207 77H208V76H207ZM224 77H225V76H224ZM233 77H234V76H233ZM250 77H251V76H250ZM12 78H13V77H12ZM19 78H20V77H19ZM82 78H81V79H82ZM101 78H102L104 81H107V80H105V77H104V76H102ZM110 78H114V75H113V77H110ZM152 78H153V79H152ZM183 78H184V77H183ZM183 78H182V79H183ZM199 78H200V77H199ZM202 78H203V77H202ZM212 78H213V77H212ZM225 78H226V77H225ZM227 78H228V77H227ZM243 78H244V77H243ZM263 78H264V77H263ZM5 79H6V78H5ZM9 79H11V78H9ZM21 79H22V78H21ZM28 79H29V78H28ZM31 79H32V78H31ZM42 79H43V78H42ZM63 79H64V78H63ZM87 79H88V78H86V80H87ZM96 79H97V78H96ZM98 79H99V78H98ZM108 79H109V78H108ZM151 79H152L153 81H152ZM161 79H160V80H161ZM169 79H170V78H169ZM169 79H168V80H169ZM174 79H175V78H174ZM179 79H177V82L180 83V80H181V79H180V80H179ZM187 79H188V78H187ZM222 79H223V78H222ZM222 79H221V80H222ZM230 79H231V78H230ZM230 79H229V81H230ZM237 79H238V78H237ZM239 79H240V78H239ZM255 79H256V77H255ZM7 80H8V79H7ZM7 80H6V81H7ZM22 80H24V79H22ZM49 80H50V79H49ZM66 80H67V79H66ZM86 80H85V81H86ZM93 80H94V78H93ZM137 80H136V83H137ZM156 80H157V79H156ZM160 80H159V83H160ZM216 80H217V79H216ZM226 80H227V79H226ZM235 80H236V79H235ZM1 81H2V80H1ZM19 81H20V80H19ZM40 81H41V80H40ZM47 81H48V80H47ZM47 81H46V82H47ZM51 81L53 82L52 79H51ZM51 81H50V82H51ZM68 81H69V80H68ZM88 81H89V80H88ZM88 81H87V82H88ZM95 81H96V80H95ZM108 81H109V80H108ZM108 81H107V82H108ZM186 81H187V82H186ZM203 81H204V80H203ZM203 81H202V82H203ZM219 81H220V79H219ZM7 82H9V81H7ZM11 82H12V84H13V81H12V80H11ZM11 82H10V83H11ZM98 82H99V81H98ZM98 82H97V83H98ZM168 82H170V81H168ZM168 82H167V83H168ZM177 82H176V83H177ZM206 82H207V81H206ZM237 82H238V81H237ZM42 83H43V82H42ZM54 83H55V82H54ZM57 83H58V82H57ZM132 83H133V82H131V85H132ZM134 83H135V82H134ZM134 83H133V85H135ZM167 83H166V84H167ZM172 83H173V82H172ZM172 83H171V84H172ZM203 83H204V82H203ZM240 83H241V82H240ZM6 84H7V83H6ZM12 84H11V85H12ZM32 84H34V83H32ZM48 84H49V81H48ZM51 84H52V83H51ZM86 84H87V83H86ZM91 84H92V81L90 80V85H91ZM115 84H116V85H115ZM139 84L137 83L138 86L142 87V86L139 85ZM173 84H174V83H173ZM177 84H178V83H177ZM185 84H184V86H186ZM224 84H225V82H224ZM224 84H223V82H221V84H220L219 86H220V87H224V86H227L228 83H226L225 85H224ZM232 84H233V83H232ZM235 84H236V82H235ZM14 85H15V83H14ZM61 85H63V84H61ZM90 85H88V86H90ZM94 85H95V84H94ZM127 85H129V84H127ZM137 85H135V86H137ZM161 85H162V84H161ZM169 85H170V84H169ZM174 85H175V84H174ZM190 85H189V86H190ZM201 85H202V84H201ZM203 85H204V84H203ZM205 85H206V83H205ZM19 86H20V85H19ZM74 86H75V85H74ZM77 86H78V85H77ZM83 86H84V85H83ZM92 86H93V85H91V87H88V88L86 87L87 90H86V89H85V90H86L88 93H91L92 90H93V89H92ZM112 86H113V85H112ZM112 86H110L111 89H112ZM114 86H113V88H114ZM135 86H134V87L132 86V87L135 88ZM167 86H168V84H167ZM181 86H183V85H181ZM189 86H188V87H189ZM206 86H208V84H207ZM219 86H218V87H219ZM242 86H243V85H241V87H242ZM62 87H63V86H62ZM62 87H61V88H62ZM65 87H66V86H65ZM65 87H64V88H65ZM81 87H82V86H81ZM93 87H94V86H93ZM121 87H122V86H121ZM121 87H120V90L122 91ZM123 87H127V86L124 85ZM140 87H138V89H139ZM153 87H154V88H152V89L149 88V89H147V90H143V89H145V88H143V87H142L143 89L140 88V90H138V89L136 90V89H135L136 91H134V93H133V91H131V88L129 87V88H130V91H131L133 94H130V93L128 94V93H126V94H128L129 96L127 95L128 97H127V99H125V98H126V97H125V98H124L125 100L121 99V101H118V100L115 99L116 101H118V104H117V106H116V105H115L116 102H112V103L115 105V108L112 107L114 110H113L112 108H110V109H112V110H110V109H106V110H104V109H103V110H102V109H94V110L92 111V113H91V114L93 115L92 117L108 118L109 120H110L111 118H116V120H117V118H120V119L117 120L118 123H117L116 121H115V122H116V124L119 125V127H121V128H120L121 130L123 129V130H122V131H123L122 134L125 133L124 135L126 136V134L129 133V132H124V128H125V127L122 128V126H120V125H121V124H125V125H126V124H128L131 120H136V119L138 120V119L140 118V116H141L140 114H138V113L135 112V111H131V112L128 111L129 108H131V105H133L132 103H137V105H140V106H141V107L139 106L138 108H142V107L145 106V105H143V103H145V102H147V101H149V102L151 103L150 100H152V99L155 98V99L159 100V101H157V105L155 104V105H156L155 107H153L152 105H148V108L145 107V108H146V109L144 110L145 112H147L148 114H149V113H152V114H158V113L164 114V115H163V119H164V116H167V115H168V117H169V116H170V117L172 116V117L175 118V119H180L179 117L182 116L183 112H185V111H180L181 109L178 108V109H180V110H179L180 112H179V113H176V115H175V114H174L175 112L171 110V109H174V108L171 107L170 110H169V109L165 110L170 104L172 105V98H171L172 95H170L171 97H169V95H167L168 93H167V94H166V93H163L164 90H163V91L160 90V89L158 90V89L155 88L156 86H153ZM164 87H165V86H164ZM171 87H172V85H171ZM171 87H170V88H171ZM199 87H201V86H199ZM204 87H205V86H204ZM236 87H237V86H236ZM249 87H250V86H249ZM249 87L247 86L246 88H243V87H242V88L238 87V88H240L239 90H241V92L245 90V91H247L246 93L249 92V94H250V92L252 93L253 90H252V89L250 90ZM17 88H18V87H17ZM36 88H37V87H36ZM58 88H60V87H58ZM61 88H60V90H61ZM76 88H77V87H76ZM127 88H128V87H127ZM136 88H137V87H136ZM173 88H174V86H173ZM190 88H191L190 92L192 91V89L194 90V88H192V87H190ZM201 88H202V87H201ZM216 88H217V87H216ZM226 88H227V87H226ZM2 89H3V88H2ZM2 89H1V92H2ZM38 89H39V88H38ZM40 89H41V88H40ZM77 89H78V88H77ZM79 89H80V87H79ZM82 89H83V88H82ZM95 89H96V88H95ZM109 89H110V88H109ZM109 89H107V90H109ZM111 89H110V90H111ZM115 89H116V88H114V90H111V91H104V90H103V91H104V93L106 92V93H105L106 96H107V95H108V96L110 95L111 98L113 97V94H114L115 96H118V97H119V93H121V92H120V90H118V89L115 90ZM123 89H124V88H123ZM162 89H163V88H162ZM175 89H176V88H175ZM219 89H220V88H219ZM253 89H254V88H253ZM43 90H44V88H43ZM58 90H59V89H58ZM58 90H57V91H58ZM128 90H129V89H128ZM168 90H169V89H168ZM171 90H172V89H171ZM173 90H174V89H173ZM198 90H199V88H198ZM198 90H197L196 92H198ZM201 90H202V89H201ZM222 90H223V89H222ZM5 91H7V89H5ZM5 91H4V92H5ZM17 91H18V90H17ZM19 91H20V90H19ZM46 91H47V90H46ZM77 91H78V90H77ZM98 91H99V90H98ZM176 91H177V90H176ZM187 91H188V90H187ZM204 91H205V89H203V92H204ZM220 91H221V90H220ZM224 91H225V89H224ZM42 92H45V90L42 91ZM42 92H41V94H44V93H42ZM58 92H59V91H58ZM58 92H57V93H58ZM87 92H84V93H87ZM123 92H125V91H123ZM123 92H122V93H123ZM127 92H128V91H127ZM180 92H181V91H180ZM192 92H193V91H192ZM192 92H191V94H193ZM199 92H200V91H199ZM238 92H239V91H238ZM255 92H256V91H255ZM18 93H19V92H18ZM21 93H23V92H21ZM45 93H46V92H45ZM59 93H60V92H59ZM79 93H80V92H79ZM101 93H103V92H101ZM122 93H121V94H122ZM170 93H171V92H170ZM182 93H183V92H182ZM194 93H195V90H194ZM205 93H206V92H205ZM243 93H244V92H243ZM246 93H245V94H246ZM257 93H258V92H257ZM14 94H15V93H13V92H11V91L6 92V95H7V97H8L7 100H10L9 98H11V99L13 98V99H14V97H15ZM19 94H20V93H19ZM53 94H54V93H53ZM81 94L83 95V93H81ZM81 94H80V95H81ZM91 94H92V93H91ZM91 94H90V95H91ZM105 94H104V97H106ZM123 94H124V93H123ZM174 94H175V91H174ZM178 94H179V93H178ZM191 94H190V95H191ZM252 94H253V93H252ZM20 95H21V94H20ZM29 95H33V94H29ZM76 95H77V94H76ZM82 95H81V96H82ZM102 95H103V94H102ZM181 95H182V94H181ZM187 95H188V93H187ZM200 95H201V94H200ZM222 95H223V94H222ZM226 95H227V94H226ZM4 96H5V95H4ZM39 96H40V95H39ZM39 96H36V97H39ZM78 96H79V94H78ZM84 96H85V95H84ZM97 96H98V95H97ZM115 96H114V98H116ZM203 96H204V95H203ZM238 96H239V95H238ZM244 96H246V95H244ZM0 97H1V96H0ZM29 97H30V96H29ZM34 97H35V96H34ZM36 97H35V98H31V102H32V99H33V100H34V99H35V100L38 99V98H36ZM40 97H42V96H40ZM90 97H91V96H90ZM92 97H93V95H92ZM110 97H109V98H110ZM258 97H259V96H258ZM16 98H17V95H16ZM22 98H23V97H22ZM47 98H48V97H47ZM51 98L54 99L55 97L53 98V95H52ZM68 98H69V97H68ZM75 98H76V97H75ZM78 98H79V97H78ZM78 98H77V99H78ZM85 98H86V96H85ZM107 98H108V97H107ZM109 98H108V99H109ZM111 98H110V99H111ZM119 98H120V97H119ZM174 98H175V97H174ZM198 98H199V97H198ZM203 98H204V97H203ZM207 98H208V97H207ZM211 98H213V96H211ZM211 98H210V100H211ZM244 98H245V97H244ZM3 99H4V98H3ZM5 99H6V98H5ZM5 99L3 100V103H4ZM48 99H50V97H49ZM92 99H93V98H92ZM94 99H95V97H94ZM94 99H93V101H94ZM98 99H99V98H97V100H98ZM104 99H106V98H104ZM155 99H154V100H155ZM214 99H215V97H214ZM225 99H227V98H225ZM225 99L220 100V102H218V103H221V105H222V104H226V103H227V100L225 101ZM245 99H246V98H245ZM0 100H1V99H0ZM17 100H18V98H17ZM39 100H40V99H39ZM41 100H42V99H41ZM177 100H178V99H177ZM198 100H200V99H198ZM201 100H203V99H201ZM201 100H200V101H201ZM216 100H219V99L216 98ZM259 100H260V99H259ZM261 100H262V102L264 103V96H261ZM57 101H58V100H57ZM70 101H71V100H70ZM70 101H69V102H70ZM76 101H77V100H76ZM105 101L107 102V99H106ZM112 101H114V100H112ZM195 101H196V102H195L194 104H195V106H197L198 101H197V100H195ZM207 101H208V100H207ZM207 101H206V102H207ZM211 101H213V100H211ZM242 101H243V100H242ZM245 101H246V100H245ZM1 102H2V101H1ZM5 102H6V101H5ZM12 102H13V101H12ZM15 102H17V101H15ZM19 102H20V101H19ZM21 102H22V101H21ZM29 102H30V101H29ZM33 102H34V101H33ZM39 102H40V101H39ZM44 102H45V101H44ZM96 102H98V101H96ZM108 102H109V101H108ZM138 102H139V103H138ZM155 102H156V101H155ZM189 102H190V101H189ZM214 102H215V100H214ZM233 102H234V101H233ZM238 102H239V101H238ZM10 103H11V102H10ZM73 103H74V102H73ZM76 103H77V102H75L74 104H76ZM85 103H87V105H88L89 102H85ZM196 103H197V104H196ZM208 103H210V101H209ZM258 103H259V102H258ZM263 103H262V104H263ZM6 104H8V102H7ZM16 104H17V103H16ZM61 104H62V103H61ZM98 104H99V102H98ZM107 104H108V103H107ZM110 104H111V103H110ZM110 104H109V105H110ZM147 104H148V103H147ZM151 104H152V103H151ZM214 104H215V103H214ZM229 104H230V103H229ZM234 104H235V103H234ZM237 104H238V103H237ZM241 104H242V103H241ZM243 104H244V103H243ZM243 104H242V105H243ZM26 105H27V103H26ZM69 105H70V104H69ZM69 105H68V106H69ZM96 105H97V103H96ZM239 105H240V103H239ZM1 106H2V105H1ZM1 106H0V107H1ZM4 106H5V104H4ZM6 106H7V105H6ZM8 106H9V105H8ZM21 106H22V105H21ZM23 106H24V105H23ZM64 106H65V105H64ZM70 106H71V105H70ZM74 106H75V105H74ZM91 106H92V103L89 104V107H91ZM93 106H94V105H93ZM99 106H100V105H99ZM133 106H134V105H133ZM135 106H136V104H135ZM174 106H176V105H174ZM174 106H173V107H174ZM256 106H257V105H256ZM19 107H20V106H19ZM42 107H43V106H42ZM44 107H45V106H44ZM47 107H48V106H47ZM71 107L73 108V106H71ZM71 107H70V108H71ZM78 107H79V106H78ZM108 107H109V106H107V108H108ZM185 107H188V105L185 106ZM222 107H223V106H222ZM226 107H227V106H226ZM257 107H258V106H257ZM259 107H260V106H259ZM259 107H258V108H259ZM263 107H264V106H263ZM263 107H262V110H264ZM3 108H4V107H3ZM8 108H9V107H8ZM13 108H14V107H13ZM45 108H46V107H45ZM53 108H54V107H53ZM70 108H69V109H70ZM72 108H71V112H70V111H69L70 113L68 112V113H69V116H72L71 119H72L73 117H75V118L77 117V118H78V116H79L78 114H80V112H78V110H79L80 108H79L78 110H76V111H75V110H72ZM94 108H95V107H94ZM101 108H102V107H101ZM104 108H105V107H104ZM135 108H136V107H135ZM190 108H191V107H190ZM260 108H261V107H260ZM16 109H17V108H16ZM21 109H22V108H21ZM28 109H29V108H28ZM143 109H144V108H143ZM176 109H177V108H176ZM176 109H175V110H176ZM178 109H177V110H178ZM186 109H187V108H186ZM201 109H202V108H201ZM12 110H13V109H12ZM14 110H15V109H14ZM19 110H20V109H19ZM23 110H24V109H23ZM80 110H81V109H80ZM82 110H83V109H82ZM133 110H135V109H133ZM136 110H137V109H136ZM138 110L140 111V109H138ZM138 110H137V111H138ZM189 110H190V109H189ZM3 111H4V110H3ZM29 111L31 112L32 110H29ZM35 111H36V110H35ZM35 111H34V112H35ZM233 111H234V110H233ZM251 111H253V110H251ZM15 112L17 113L16 110H15ZM38 112H39V111H38ZM38 112H36V113H38ZM41 112H42V111H41ZM45 112H46V111H45ZM55 112H56V111H55ZM64 112H65V111H64ZM64 112H63V113H64ZM142 112H143V110L141 111V114H142ZM172 112H173V113H172ZM261 112H262V111H261ZM7 113H9V112H7V111H6V113L3 112L4 115L7 114ZM11 113H12V112H11ZM20 113H21V112H20ZM27 113H28V112H27ZM27 113H26V114H27ZM36 113H35V114H36ZM48 113H50V112H48ZM63 113H61V114H63ZM81 113H82V112H81ZM88 113H89V112H88ZM120 113L124 114L125 116H122V118H121L120 115H119ZM181 113H182V114H181ZM186 113H187V112H186ZM203 113H204V112H203ZM24 114H25V112H24ZM30 114H31V113H30ZM46 114H47V112H46ZM52 114H54V113H52ZM61 114H60V115H61ZM219 114H220V113H219ZM229 114H230V113H229ZM237 114H238V113H237ZM248 114H249V113H248ZM254 114H255V113H254ZM258 114H259V113H258ZM11 115H12V114H11ZM32 115H33V114H32ZM32 115H31V116H32ZM39 115H40V113L38 114V116H39ZM58 115H59V114H58ZM67 115H68V114H67ZM67 115H66V118L68 119L69 116H67ZM77 115H78V116H77ZM80 115H81V114H80ZM89 115H90V113H89ZM183 115H185V114H183ZM198 115H199V114H198ZM232 115H233V114H232ZM249 115H250V114H249ZM31 116H29V117L31 118ZM36 116H37V115H36ZM43 116H44V117H45V116L48 117L47 115H43ZM49 116H50V115H49ZM52 116L54 117V115H52ZM61 116H62V115H61ZM87 116H88V115H87ZM90 116H91V115H90ZM233 116H234V115H233ZM257 116H259V115H257ZM257 116H256V117H257ZM6 117H8V114H7ZM9 117H10V116H9ZM57 117H58V116H57ZM157 117H158V116H157ZM160 117H161V116H160ZM168 117H167V118H168ZM229 117L231 118V114H230ZM250 117H251V118H252V117H255V115L252 114V116H250ZM34 118H35V117H34ZM48 118H49V117H48ZM50 118H51V117H50ZM50 118H49V119H50ZM54 118H56V114H55V117H54ZM61 118H62V117H61ZM75 118H73L72 121H73ZM79 118H80V116H79ZM167 118L165 117V119H167ZM182 118H183V117H182ZM202 118H203V119H202ZM246 118H247V117H246ZM251 118L248 117V120L251 119ZM258 118H259V119H257V118H252L251 121H253V122L250 121V123H253L254 125L257 124V122L260 121V117H258ZM63 119H64V118H63ZM63 119H62V120H63ZM83 119H84V118H83ZM85 119H86V118H85ZM85 119H84V120H85ZM89 119H90V117H89ZM95 119H96V118H94L93 120H95ZM160 119H162V118H160ZM160 119H158V120H160ZM163 119H162V120H163ZM168 119H169V118H168ZM183 119H184V118H183ZM183 119H182V120H183ZM228 119H229V118H228ZM233 119H234V118H233ZM13 120H14V119H13ZM22 120H23V119H22ZM44 120L46 121V118H45ZM47 120H48V119H47ZM54 120H55V119H54ZM54 120H53V121H54ZM62 120H61V121H62ZM68 120H70V119H68ZM79 120H80V119H77L78 122L75 121V123L79 124ZM86 120H87V119H86ZM129 120H130V121H129ZM170 120H174V119H170ZM199 120H200V118H198V120H196L195 124H193V125H197V122H198L199 125H201L202 122L200 123ZM201 120H204V117H201ZM0 121H3V124L5 123V122H4V121H5L4 118H3V120L0 119ZM18 121H19V120H18ZM37 121H38V120H37ZM39 121H40V120H39ZM39 121H38V122H39ZM42 121H43V120H42ZM51 121H52V120H51ZM70 121H71V120H70ZM72 121H71V122H72ZM95 121H96V120H95ZM102 121H103V120H102ZM138 121H139V120H138ZM138 121H137V122H138ZM160 121H161V120H160ZM178 121H179V120H177V122H178ZM238 121H239V120H238ZM20 122H21V121H20ZM38 122H37V124H38ZM46 122H47V121H46ZM65 122H67V120H66ZM80 122H81V121H80ZM89 122H90V121H88V123L86 122L87 124L84 122L85 124H83V126H85V127H86V126H87V127L90 126V127H91L92 125H93V126L95 125V124H93L94 121L92 122V124H90ZM106 122H108V121H106ZM113 122H114V121H113ZM134 122H135V121H134ZM162 122H163V121H162ZM162 122H159V121H158V123H157V122L154 121L153 123H151V122H149V120H148V121H145V120H144V121H141V122L139 123V127H140L141 130L144 129V128H146V127L149 128V129L151 130V133H152V135H151V134H150V135L153 136V139H155V140H156L157 138H159L158 140H160V142H159V141H158V142H159V144H160V143L163 142V139L161 138V136H162V137H166L165 135L168 133V132L166 133L167 130H164V128L161 126V125L166 126L165 123L163 124ZM165 122H166V121H165ZM168 122H170V121H168ZM179 122H181V120H180ZM179 122H178V123H179ZM193 122H194V120H192V123H193ZM242 122H243V120H242ZM248 122H249V121H247V124L249 125ZM12 123H13V122H12ZM39 123H40V122H39ZM63 123H64V121H63ZM96 123H97V122H96ZM98 123H99V121H98ZM100 123H101V122H100ZM131 123H132V122H131ZM131 123H130V126H131ZM161 123H162V124H161ZM186 123H188V122H186ZM223 123H224V125L226 124L225 121H224ZM16 124H17V123H16ZM16 124H15V126H16ZM18 124H19V123H18ZM24 124H25V123H24ZM27 124H28V123H27ZM31 124H32V123H31ZM35 124H36V123H35ZM37 124H36V125H37ZM55 124H56V123H55ZM71 124H72V123H71ZM80 124H82V122H81ZM80 124H79V125H80ZM116 124H115V123H109L108 128L106 127L107 131H108V130H113L114 132H115L116 130L118 131L119 129H116V128H117V127H116ZM137 124H138V123H137ZM160 124H161V125H160ZM174 124H175V122H174ZM182 124H183V123H182ZM253 124H252V125H253ZM260 124H261V123H260ZM260 124H259V125H260ZM1 125H2V123L0 122V128H1ZM12 125H13V124H12ZM29 125H30V124H29ZM41 125H43V124H41ZM52 125H54V124H52ZM67 125H68V124H67ZM69 125H70V124H69ZM168 125H169V124H168ZM184 125H185V124H184ZM230 125H232V124H230ZM250 125H251V124H250ZM261 125H262V124H261ZM261 125H260V126H261ZM263 125H264V124H263ZM263 125H262V126H263ZM37 126L39 127L40 124L37 125ZM75 126H76V125H75ZM123 126H124V125H123ZM172 126H173V125H172ZM188 126H189V124H188ZM188 126H187V127L185 126V127L187 128V129H186V133L190 134L191 132H193L194 135L196 136V134H198V132H194V128H195V126H193L194 128H193V127H188ZM260 126L258 127V126L255 125V127H256V128H257V127L260 128V130H261V129H264L263 127L261 128ZM16 127H17V126H16ZM35 127H36V126H35ZM44 127H45V126H44ZM77 127H78V125H77ZM90 127H89V128H90ZM135 127H137V126H135ZM179 127H180V126H179ZM181 127H182V128H181L182 130H180V131H181V132H184L185 127H183V126H181ZM196 127H198V126H196ZM199 127H200V126H199ZM244 127H245V128H241V129H242V130H245L248 126H244ZM249 127L251 128V127H254V126H249ZM9 128H10V127H9ZM11 128H12V127H11ZM29 128H30V127H29ZM48 128H49V127H48ZM60 128H61V127H60ZM60 128H59V129H60ZM68 128H69V127H68ZM73 128H74V127H73ZM103 128H104V126H103ZM137 128H138V127H137ZM147 128H146V130H147ZM165 128H166V127H165ZM171 128H174V127H171ZM177 128H178V127H177ZM202 128H203V127H202ZM256 128H255V130H256ZM2 129H3V128H2ZM36 129H37V127H36ZM44 129H45V128H44ZM44 129H42V130H44ZM52 129H53V127H52ZM87 129H88V128H87ZM106 129H105L104 131H106ZM127 129H128V128H127ZM166 129H167V128H166ZM179 129H180V128H179ZM195 129L197 130V128H195ZM199 129H200V128H199ZM251 129H252V128H251ZM0 130H1V129H0ZM57 130H58V128H57ZM62 130H63V129H62ZM132 130H134V129H132ZM170 130H171V129H170ZM170 130H169V131H170ZM173 130H174V129H173ZM196 130H195V131H196ZM220 130H221V129H220ZM239 130H240V129H238V132H239ZM247 130H248V132L250 131L249 129H247ZM253 130H254V129H253ZM26 131H27V129H26ZM53 131H54V130H53ZM53 131H52V132H53ZM63 131H65V130H63ZM87 131H88V130H87ZM113 131H112V133H113ZM125 131H126V129H125ZM174 131H175V130H174ZM177 131H178V129H177ZM197 131H199V130H197ZM233 131H234V130H233ZM258 131H259V130H258ZM52 132H50V133H52ZM54 132H55V131H54ZM60 132H61V129H60ZM65 132H67V131H65ZM68 132H69V131H68ZM68 132H67V133H63V132H62V133H63L64 135H66V134L68 135V134H70V132H69V133H68ZM132 132H133V131H132ZM132 132H131V133H132ZM138 132H139V131H138ZM164 132H165V135L163 136ZM210 132H211V131H210ZM242 132H243V131H242ZM242 132H241V133H242ZM251 132H252V131H251ZM253 132H254V131H253ZM253 132H252V133H253ZM1 133H2V132H1ZM3 133H4V132H3ZM32 133H34V132H32ZM43 133H44V132H43ZM46 133L48 134L49 132H46ZM98 133L100 134L101 132H98ZM115 133H116V132H115ZM115 133H114V136L116 135ZM120 133H121V132H120ZM120 133L117 132V134H119V135H120ZM169 133H171V132H169ZM172 133H173V132H172ZM175 133H176V131H175ZM175 133H173V136H174ZM186 133L184 132V135H185V136H186ZM195 133H196V134H195ZM200 133H201V131H200ZM205 133H207V132H205ZM205 133H204V134H205ZM235 133H236V132H235ZM10 134H11V133H10ZM34 134H35V133H34ZM37 134H38V133H37ZM47 134H46V135H47ZM60 134H61V133H60ZM60 134H59V131H58V132H55V133L49 134L48 136H49L50 139H52V138H55V136H57V135H58L57 137H59ZM109 134H110V133H109ZM132 134H133V133H132ZM132 134H131V135H132ZM188 134H187V135H188ZM232 134L234 135V133H232ZM245 134H247V133H245ZM6 135H7V134H6ZM43 135H44V134H43ZM46 135H45V136H46ZM100 135H101V134H100ZM106 135L108 136V134H106ZM106 135H104V136H105V137H104V140H105L106 143L108 142V143L111 144V143L113 142V139H112V138H116V140H117V137H114V136H113V137H111V138H108L109 136L107 137ZM119 135H118V136H119ZM127 135H128V134H127ZM177 135H178V134H177ZM206 135H207V134H206ZM215 135H216V134H215ZM236 135H237V134H236ZM239 135H240V134H239ZM2 136H3V135H2ZM13 136H14V133H13ZM15 136H17V135L15 134ZM33 136H34V135H33ZM50 136H53V137L51 138ZM102 136H103V135H102ZM122 136H123V135H121L120 137L123 138ZM128 136H130V135H128ZM211 136H212V134H211ZM242 136H243V133H242ZM245 136H247V135H245ZM245 136H244V137H245ZM249 136H250V135H249ZM0 137H1V136H0ZM30 137H32V136L30 135ZM43 137H44V136H43ZM46 137H47V136H46ZM60 137H62V135H60ZM98 137H99V135H98ZM169 137H170V136H169ZM169 137H168L167 139H169ZM183 137H184V136H183ZM183 137H182V138H183ZM208 137H209V138H208ZM221 137H222L223 142H225V141H226L225 139H227V138H224L223 135H222ZM255 137H256V136H255ZM3 138H4V136H3ZM84 138H85V137H84ZM93 138H94V137H93ZM93 138H92V139H93ZM100 138H101V137H100ZM121 138H120V139H121ZM136 138H137V137H136ZM171 138H172V137H171ZM186 138H187V136H186ZM200 138H201V137H200ZM204 138H207L208 141L211 139L209 135H208V136H205ZM204 138H203V136H202V139H203V140H204ZM212 138H213V137H212ZM217 138H218V137H217ZM219 138H220V136H219ZM258 138H259V137H258ZM1 139H2V138H1ZM12 139H13V138H12ZM16 139H17V138H16ZM69 139H70V138H69ZM85 139H86V138H85ZM98 139H99V138H98ZM118 139H119V138H118ZM142 139H143V138H142ZM167 139H166V140H167ZM175 139H177V138L174 137V140H175ZM2 140H3V139H2ZM9 140L11 141V139H9ZM18 140H20V139H18ZM18 140H17V141H18ZM58 140H59V138H58ZM89 140H90V139H88V140H83V139H82V142L84 141L85 143L90 144V141H89ZM121 140H122V139H121ZM121 140H120V141H121ZM136 140H137V139H136ZM155 140H154L153 142H155ZM164 140H165V138H164ZM166 140H165V142H166ZM169 140H170V139H169ZM183 140H184V138H183ZM183 140H182V142H183ZM214 140H215V139H214ZM224 140H225V141H224ZM251 140H252V138H251ZM20 141H21V140H20ZM77 141H79V140H77ZM120 141H118V142L120 143ZM123 141H124V140H123ZM137 141H138V140H137ZM142 141H143V140H142ZM142 141L140 140V142H138V143L131 144L130 148L132 147L133 149H137V150L139 149V150H141V149H142L141 147H144V146H142V143H143ZM175 141H176V140H175ZM218 141H221V139H220V140L218 139ZM218 141H217V142H218ZM227 141H228V140H227ZM229 141H231V140H229ZM253 141H254V140H253ZM2 142H3V141H2ZM21 142H22V141H21ZM82 142H81V144H82ZM95 142H96V141H95ZM121 142H122V141H121ZM141 142H142V143H141ZM165 142H164V143H165ZM168 142H169V141H168ZM176 142H177V141H176ZM176 142H175V144L178 145V143H176ZM182 142H180V143H182ZM238 142H239V141H238ZM17 143H18V142H16V144H17ZM73 143H74V142H73ZM78 143H79V142H78ZM85 143H84V144H85ZM97 143H98V142H97ZM103 143H104V142H103ZM108 143H107V144H108ZM113 143H114V142H113ZM124 143H126V142H124ZM164 143H163V144H164ZM170 143H171V142H170ZM173 143H174V141H173ZM214 143H215V142H214ZM218 143L220 144V142H218ZM70 144H71V143H70ZM93 144H95V143H93ZM99 144H100V143H99ZM121 144H122V143H121ZM182 144H183V143H182ZM182 144H181V145H182ZM202 144H203V143H202ZM224 144H225V143H224ZM241 144H242V143H241ZM10 145H11V144H10ZM12 145H13V142H12ZM14 145H15V144H14ZM34 145H35V144H34ZM68 145H69V144H68ZM73 145H74V144H73ZM85 145H86V144H85ZM91 145H92V144H91ZM119 145H120V144H119ZM164 145H165V144H164ZM172 145H173V144H172ZM172 145H171V146H172ZM179 145H180V144H179ZM181 145H180V147H183V146H181ZM183 145H184V144H183ZM200 145H201V144H200ZM200 145L198 146V148L200 147ZM216 145H217V144H216ZM220 145H221V144H220ZM222 145H223V144H222ZM227 145H228V143H227ZM230 145H231V144H230ZM232 145H233V144H232ZM51 146H53V145L51 144ZM56 146H57V145H56ZM60 146H61V145H60ZM62 146H63V145H62ZM66 146H67V145H66ZM101 146H102V145H101ZM103 146H104V145H103ZM103 146H102V147H103ZM106 146H107V148H105L106 150L102 151V153H100V154L93 153V151L91 152L90 150H89V151H86L87 149H85V150H84V151H85L84 156H81V159L84 157V159H85V158H86V159L88 158V160H90V161H93V160H95V159H101L102 161H105V160L108 159L109 161H111L112 159L114 160V158L116 159V157H118V156L120 157V155H118L117 152H121L122 150H119V151H113V150L108 149V145H106ZM125 146H126V145H125ZM158 146H159V145H158ZM161 146H162V144H161ZM214 146H215V145H214ZM214 146H213V148L211 147L210 150L215 149ZM237 146H238V145H237ZM13 147H14V146H13ZM63 147H64V150L67 149V151H69V150H68L69 148H72L71 146H68L69 148H68V147L66 148L65 146H63ZM82 147H83V146H82ZM91 147H93V146H91ZM174 147H175V146H174ZM185 147H186V146H185ZM185 147H184V148H185ZM193 147H194V146H193ZM202 147H203V146H202ZM215 147H216V146H215ZM224 147H225V146H224ZM229 147H230V146H229ZM232 147H233V146H232ZM11 148H12V147H11ZM47 148H48V147H47ZM50 148H51V147H50ZM58 148H59V147H58ZM65 148H66V149H65ZM84 148H85V147H84ZM88 148H89V147H88ZM132 148H131V149H132ZM184 148H183V150H184ZM186 148H187V147H186ZM188 148H189V147H188ZM198 148H197V149H198ZM216 148H217V147H216ZM218 148H219V147H218ZM235 148H236V146H235ZM2 149H3V148H2ZM2 149H1V150H2ZM72 149H74V148H72ZM94 149H95V148H94ZM103 149H104V148H103ZM117 149H118V148H117ZM127 149H128V148H127ZM167 149H168V148H167ZM169 149H170V147H169ZM173 149L175 150L176 148H173ZM190 149L195 150V151L197 152L196 149H193V148H190ZM219 149H221V148H219ZM233 149H234V148H233ZM3 150H4V149H3ZM3 150H2V151H3ZM8 150H9V148H8L6 151H8ZM10 150H11V149H10ZM10 150H9V151H10ZM53 150H54V149H53ZM75 150H76V149H75ZM92 150H93V149H92ZM98 150H99V149H98ZM165 150H166V149H165ZM177 150H178V149H177ZM180 150H181V149H180ZM180 150H178V151H180ZM186 150H187V149H186ZM186 150H184V151H186ZM188 150H189V149H188ZM192 150H191V151H192ZM198 150H199V149H198ZM216 150H217V149H216ZM245 150H246V149H245ZM2 151H1V152H2ZM9 151H8V152H9ZM43 151H44V149H43ZM60 151L64 152L62 147H61ZM124 151H125V150H124ZM129 151H130V150H128V152H129ZM170 151H171V150H170ZM189 151H190V150H189ZM191 151H190V152L187 151L188 154H189V153H193V151H192V152H191ZM195 151H194V154L196 153ZM213 151H215V150H213ZM213 151H212V152H213ZM231 151H232V148L230 149V152H231ZM17 152L19 153L18 150H17ZM23 152H24V151H23ZM122 152H123V151H122ZM135 152H136V151H135ZM135 152H134V153H135ZM166 152H168V151H166ZM226 152H227V151H226ZM249 152H250V150H249ZM249 152H248V153H249ZM3 153H5V150H4ZM42 153H43V152H42ZM48 153H49V152H48ZM65 153H66V151H65ZM67 153H68V152H67ZM67 153H66V154H67ZM70 153H72V152H70ZM82 153H83V152H82ZM134 153H132V154H134ZM177 153H178V152H177ZM182 153H183V152H182ZM73 154H74V153H73ZM78 154H79V153H78ZM125 154H126V153H125ZM132 154H131L130 156H128L127 159L125 158L126 156H124V158H125V160H126V162H124V163H127V161H131V160L134 161V162L140 160V159L137 158L136 155H132ZM136 154H138V157H139V152L136 153ZM185 154H186V153H185ZM188 154H186V155H188ZM197 154L200 155L198 152H197ZM243 154H247V153H243ZM14 155H15V154H14ZM14 155H13V156H14ZM24 155H25V154H24ZM37 155H38V154H37ZM161 155H162V154H161ZM161 155H160V156H161ZM164 155H165V154H164ZM177 155L180 156V154H177ZM181 155H182V154H181ZM183 155H184V154H183ZM186 155H185V156H186ZM190 155H191V154H190ZM195 155H196V154H195ZM247 155H248V154H247ZM249 155H250V154H249ZM27 156H28V155H27ZM43 156H44V155H43ZM48 156H49V155H48ZM50 156H51V155H50ZM56 156H57V155H56ZM122 156H123V155H121V157H122ZM165 156H167V155H165ZM226 156H227V155H226ZM231 156H232V155H231ZM32 157H33V156H32ZM70 157H71V156H70ZM70 157H68V158H70ZM119 157H118V159H119ZM121 157H120V158H121ZM140 157H142V156H140ZM143 157H144V156H143ZM162 157H163V156H162ZM181 157H182V156H180V157H178V158H181ZM183 157H184V156H183ZM186 157H187V156H186ZM191 157H193V156H191ZM196 157H197V155H196ZM204 157H205V156H204ZM11 158H12V157H11ZM37 158H38V157H37ZM51 158H52V156H51ZM55 158H56V157H55ZM59 158H60V157H59ZM75 158H76V157H75ZM124 158H121V159H124ZM175 158H176V157H175ZM184 158H185V157H184ZM199 158H200V157H199ZM12 159H13V158H12ZM30 159H31V158H30ZM41 159H42V158H41ZM41 159H40V160H41ZM56 159H57V158H56ZM73 159H74V156H73ZM73 159H71V160L69 159V160H70V161H75V160H76V159H75V160H73ZM78 159H80V158L78 157ZM86 159H85V160H86ZM118 159H117V160H118ZM162 159H163V158H162ZM176 159H177V158H176ZM182 159H183V158H182ZM10 160H11V159H10ZM25 160H26V159H24V161H25ZM27 160H29V159H27ZM34 160H35V159H34ZM37 160L39 161V159H37ZM67 160H68V159H67ZM117 160H116V161H117ZM178 160H179V159H178ZM180 160H181V159H180ZM244 160H245V159H244ZM251 160H252V159H251ZM14 161H15V159H14ZM24 161H23V162H24ZM35 161H36V160H35ZM51 161H52V160H51ZM55 161H56V160H55ZM57 161H58V160H57ZM121 161L123 162L124 160H121ZM160 161H161V160H160ZM196 161H198V159H197ZM203 161H204V160H203ZM230 161H231V160H230ZM252 161H253V160H252ZM3 162H4V161H3ZM6 162H8V161L6 160ZM6 162H4V163H6ZM29 162H31V161H29ZM33 162H34V161H33ZM67 162H68V161H67ZM75 162H76V161H75ZM77 162H79V160H77ZM77 162H76V163H77ZM119 162H120V161H119ZM140 162H141V161H140ZM140 162H137V163H138V164H142V162H141V163H140ZM144 162H145V161H144ZM166 162H168V161H166ZM172 162H173V160H172ZM174 162H175V160H174ZM176 162H177V161H176ZM176 162H175V165L177 166V163H176ZM244 162H245V161H244ZM4 163H3V165H4ZM8 163H10V161H9ZM19 163H20V162H19ZM26 163H28V162H26ZM26 163H25V165H26ZM35 163H36V162H35ZM44 163H46V162H44ZM81 163H82V162H81ZM86 163H87V162H86ZM89 163H90V162H89ZM91 163H92V162H91ZM103 163H105V162H103ZM120 163H121V162H120ZM120 163H119V164H120ZM124 163H123L122 166H124V165L126 166V164H124ZM129 163H130V165H131V162H128L127 166L129 165ZM137 163H136V164H137ZM170 163H171V162H170ZM197 163H198V162H197ZM245 163H246L245 165H248L247 163H249V161H248V162H245ZM251 163H252V162H250V164H251ZM253 163H256V162H253ZM6 164H7V163H6ZM14 164H15V163H14ZM14 164L12 163V165H14ZM28 164L30 165V163H28ZM36 164H37V163H36ZM36 164H33V165L36 166ZM46 164H47V163H46ZM87 164H88V163H87ZM109 164H110V163L108 162V165H109ZM121 164H122V163H121ZM121 164H120V165H121ZM166 164H167V163H166ZM178 164H179V161H178ZM199 164H200V162H199ZM225 164H226V163H225ZM225 164H224V162H223V165H225ZM250 164H249V165H250ZM258 164H259V163H258ZM263 164H264V163H263ZM3 165H2V166H3ZM7 165H8V164H7ZM16 165H17V164H16ZM44 165H45V164H44ZM61 165H62V164H61ZM65 165H66V164H65ZM67 165H68V164H67ZM67 165L65 166L66 168L64 167V164H63V167H64V168H63L62 166H59V165H58L57 170L61 172V171H63L64 169L69 168V167H67ZM70 165H71V163H70ZM102 165H103V164H102ZM120 165H118L119 168H120ZM144 165H145L144 167H150V166L152 167V168H151V169H152V174H151V175H153V176H152V177H151V176H150V177H147V175H146V176H143V177H144V180H145L144 185H142V186H141V185H140V186L138 185V186H139V187H137V188H138V192H137L135 195H133V194L135 193V192H134V193L132 194L133 196H131V194H130V195H127V198H131V199H129V200L135 201V204H136L137 207H138V209H137L136 211L133 209V210H134V213H129V214H130L129 216H131V214H132L131 217H132V219L134 220V222H136L137 224L139 223V224H140V225L138 224L139 227L142 225L144 228H143L142 226H141V228H143V229L146 230V229H148V228H146L145 220L147 219V215H149V216H150V214L152 215V213H153L152 208H153V210H156V209H158V207L161 205V202L158 201V200H159V199H163L164 201H167V200L173 199V200H178V201H179L180 198L177 197V196H180V197H181V195H178L177 193H176V195H174L173 193H175V192H173V191H174V190H173V191H172V192H173L172 194H173L174 196H171V194H170V193H171V192H170V188H173V189H186V190L188 191V189L190 190L189 185L191 184L192 181H191V182L189 181L190 184H189L188 181H186L187 177L190 176V175L188 174V171H181V172H180L179 170H177V168L173 169V168H172L173 165H171V164H170V165L167 164V166H164V165H163L162 167H164V168H160V165H158V162H157V163H151V162H149V161H146ZM183 165H184V164H183ZM22 166H23V165H22ZM26 166H27V165H26ZM31 166H32V165H31ZM31 166H28V167H26V168L29 169V167H30V168L32 169V170H31V169H30V170H31V171H34V170H35L34 166H33V168H32ZM91 166L97 167V169H99V170L102 169V167L97 166V165H94V164L91 165ZM122 166H121V167H122ZM134 166H136V165H134ZM134 166H133V170L131 169L132 172H130L131 170L128 171L129 173L127 172L129 175H130V173H133V174H135V175H136V174L143 173V171H142V166H141V165H138V166H136V167H134ZM178 166H179V165H178ZM178 166H177V167H178ZM255 166H256V165H255ZM6 167H7V166H6ZM9 167L11 168V165H9ZM37 167H38V166H37ZM37 167H36V168H37ZM76 167H77V166H76ZM78 167H79V166H78ZM109 167H110V166H109ZM228 167H229V166H228ZM244 167H245V166H244ZM247 167H249V166H247ZM257 167H258V165H257ZM20 168H21V167H20ZM26 168H25V169H26ZM89 168H90V167H89ZM115 168H116V167H115ZM115 168H114V169H115ZM130 168H131V167H130ZM189 168H190V167H189ZM5 169H6V168H5ZM33 169H34V170H33ZM45 169H46V168H45ZM73 169H74V168H73ZM77 169H78V168H77ZM77 169H76V170H77ZM82 169H83V168H82ZM85 169H86V168H85ZM91 169H92V167H91ZM91 169H90V170H91ZM145 169H146V168H145ZM227 169H228V168H227ZM231 169H232V167L230 168V170H231ZM253 169H254V168H253ZM18 170H19V169H18ZM36 170H37V169H36ZM39 170H41V169H39ZM67 170H69V169H67ZM76 170H74V171H76ZM115 170H116V169H115ZM115 170H113V171H115ZM146 170H147V169H146ZM199 170H200V169H199ZM7 171H8V170H7ZM14 171H15V170H14ZM28 171H29V170H28ZM64 171H66V170H64ZM70 171H71V173H72V170H70ZM87 171H88V170H87ZM106 171H107V170H106ZM202 171H203V170H202ZM11 172H12V170H11ZM16 172H17V171H16ZM39 172H40V171H38V173H39ZM46 172H47V171H46ZM77 172H78V170H77ZM97 172H98V171H97ZM111 172H112V171H111ZM145 172H146V171H145ZM203 172H204V171H203ZM203 172H202V173H203ZM253 172H254V171H253ZM6 173H7V174H6ZM9 173H10V172H9ZM9 173H8V172H4V173H3V171H1V168H0V177H3V184L5 183L4 185L2 184L3 186L0 187V188H1V190H0V210H1V211H3V209L5 208V207H4V208L2 209L1 204H4V203H5L6 201H8V199H10V197H11V196L7 193V194L9 195V196H8L9 198H8V197L5 198L4 196H5V193H6V192L4 193V195L2 194V192H4V191H8V190H9L11 194H14V193H16L17 191H21V190H22V191H21V193H22V192L24 191L23 189L25 188L24 185H22L23 183H21V184L18 183V180H19V178H20L21 173H20L19 177H18V176H15V174H13V173H15V172L12 173L13 175H12L11 173H10V174H9ZM22 173H23V172H22ZM25 173H26V172H24V174H25ZM31 173H32V172H31ZM61 173H62V172H61ZM104 173H105V170H104ZM240 173H241V172H240ZM49 174H50V173H49ZM67 174H68V173H67ZM91 174H92V173H91ZM97 174H98V173H97ZM107 174H110V171H108ZM144 174H145V173H144ZM144 174H143V175H144ZM146 174H148V171H147ZM194 174H195V173H194ZM204 174H205V173H204ZM204 174H203V175H204ZM216 174H217V173H216ZM219 174H220V173H219ZM16 175H17V174H16ZM50 175H51V174H50ZM52 175H53V173H52ZM110 175H111V174H110ZM129 175H128V176H129ZM156 175H157V176H156ZM158 175H164V177H165V176H166V177H171V176L176 177L178 180H177L176 178H175V179H176V181H178V183H177L176 181H175L176 183H172V182L170 181L171 183L167 184V183L169 182V179H168V181L166 180L167 183H165V184H167V185H166V186H161V184L163 185L162 182H164V181L160 182V180H159V181L156 180V177H158ZM188 175H189V176H188ZM197 175H199V174H197ZM213 175H214V174H213ZM253 175H254V174H253ZM255 175H256V174H255ZM255 175H254V176H255ZM43 176H44V175H43ZM79 176H80V175H79ZM79 176L75 177V179H79ZM83 176H84V175L82 174V177H83ZM87 176H88V175H87ZM101 176H102V174H101ZM101 176L99 175V177H101ZM104 176H105V175H104ZM131 176H132V175H131ZM195 176H196V175H195ZM32 177H33V176H32ZM39 177H40V176H39ZM82 177H80V178H82ZM88 177H89V176H88ZM99 177L95 179V182L98 183V184L101 182V178H103V177H101V178H99ZM126 177H127V176H126ZM135 177H137V175H136ZM135 177H134V178H135ZM143 177H142V179H143ZM160 177H161V176H160ZM166 177H165V178H166ZM215 177H216V176H215ZM218 177H219V180H221V179H220V176H218ZM225 177H226V176H225ZM21 178H22V176H21ZM30 178H31V177H30ZM43 178H45V177H43ZM43 178H42V179H43ZM46 178H48V177H46ZM59 178H60V177H59ZM128 178H129V177H128ZM165 178H163V179L165 180ZM197 178H198V177H197ZM227 178H228V177H227ZM239 178H242V177H239ZM243 178H244V176H243ZM251 178H252V177H251ZM254 178H255V177H254ZM256 178H257V177H256ZM22 179H23V178H22ZM22 179H21V180H22ZM34 179H35V177H34ZM34 179H32V180H33L32 182H34ZM36 179H37V176H36ZM36 179H35V180H36ZM42 179H40L41 181L39 180L40 183H41L42 181H44V180H42ZM84 179H85V178H84ZM103 179H104V178H103ZM157 179H159V177H158ZM191 179H193V178H191ZM252 179H253V178H252ZM258 179H259V178H258ZM0 180H1V179H0ZM23 180H25V178H24ZM23 180H22L21 182H24ZM30 180H31V179H30ZM50 180H51V179H50ZM73 180H74V179H73ZM80 180H81V179L77 180V182L80 181ZM82 180H83V178H82ZM86 180H87V179H86ZM125 180H127V179H125ZM125 180H124V181H123L118 187H122V188H123V187H126V186H128V185L130 184L129 182H128V183H129V184H128L127 181L125 182ZM128 180L130 181V178H129ZM136 180H137V179H136ZM195 180H196V179H195ZM229 180H230V179H229ZM240 180H241V179H240ZM255 180H256V179H255ZM261 180H263V179L261 178ZM261 180L259 179V181H255V182H258V183H259ZM15 181H17V182H15ZM45 181H46V180H45ZM45 181H44V182H45ZM64 181H65V180H64ZM140 181H141V180H140ZM142 181H143V180H142ZM243 181H244V180H243ZM251 181H252V180H251ZM14 182H15V183H14ZM19 182H20V181H19ZM36 182H38V180L35 181V184H36ZM39 182H38L37 184H40ZM55 182H56V180H55ZM73 182H75V181H73ZM73 182H71V185H68V184H67L66 187H67V186H68V187H69V186H70V187H71V186H74L75 184H74ZM84 182H85V181H84ZM84 182H83V183H84ZM87 182H88V181H87ZM87 182H86V183H87ZM95 182H93V183L96 184ZM143 182H144V181H143ZM207 182H208V181H207ZM222 182H223V180H222ZM0 183H1V181H0ZM24 183H25V182H24ZM50 183H51V182H50ZM63 183H66V182H63ZM63 183H61L62 186L64 185ZM67 183H69V182H67ZM72 183H73V185H72ZM75 183H76V182H75ZM110 183H111V182H110ZM140 183H141V182H140ZM192 183L194 184V182H192ZM228 183H229V182H228ZM238 183H239V182H238ZM244 183H245V182H244ZM253 183H254V182H253ZM35 184H33V185H35ZM94 184H93V185H94ZM106 184H107V183H106ZM114 184H115V183H114ZM127 184H128V185H127ZM165 184H164V185H165ZM230 184H231V183H230ZM255 184H256V183H255ZM260 184H261V182H260ZM0 185H1V184H0ZM10 185H11V186H10ZM28 185H29V184H27V187H28ZM42 185H44V184H42ZM53 185H55V184H52V186H53ZM56 185H57V184H56ZM59 185H60V184H59ZM78 185H79V182H78ZM80 185H81V184H80ZM84 185H85V184H84ZM102 185H103V184H102ZM107 185H108V184H107ZM117 185H118V183H117ZM195 185H196V184H194V185L191 184V187H192V186L195 187ZM214 185H215V184H214ZM218 185H219V184H218ZM218 185H217V186H218ZM244 185H245V184H244ZM257 185H258V184H257ZM7 186H9V187H7ZM25 186H26V185H25ZM29 186H30V185H29ZM85 186H86V185H85ZM108 186H110V185H108ZM108 186H106V187H108ZM129 186H130V185H129ZM205 186H206V185H205ZM217 186H216V187H217ZM233 186H234V185H233ZM250 186H251V185H250ZM42 187H43V186H42ZM55 187H56V186H55ZM63 187H64V186H63ZM112 187H113V186H112ZM114 187H115V186H114ZM131 187H132V186H131ZM134 187H135V186H134ZM154 187H155V188L157 187V189H156V190H157V193L159 194V197H162V198H159L158 200L156 199V201L154 200V201H152V202H151V201L148 202L149 200L147 201L146 199H144V198H146V197H145V194L147 193V191H148L149 189L151 190V189L154 188ZM194 187H192V188H194ZM210 187H211V186H210ZM247 187H248V186H247ZM43 188H44V189L40 190L41 194H39V195H44V194L47 195V194H49V193H50V194L52 193V196H54V194L57 192L58 195H60V193H61V197H62V199H64L65 201L70 199V195H71V194L68 193L67 191H66L67 193H65V192L62 193V192H61V190H62V189H61V188H62L61 186L59 187L60 189H58L57 187L54 188V187H49V186H48V188H45V187H43ZM72 188H73V187H72ZM108 188H110V187H108ZM139 188H140V189H139ZM211 188H212V190H213V189H214V190L216 189V188H213V187H211ZM219 188H220V187H219ZM219 188H218V189H219ZM19 189H21V190H19ZM37 189H41V188L39 187V188H37ZM70 189H71V188H70ZM93 189H94V187H92V186H87V187L85 188L86 193L89 192V194H91V193L94 194V193H95V191H94ZM135 189H136V187H135ZM135 189H134V190H135ZM33 190H34V189H33ZM33 190H32V191H33ZM63 190H64V189H63ZM66 190H67V188H66ZM68 190H69V188H68ZM71 190H72V189H71ZM102 190H103V189H102ZM111 190H112V189H111ZM111 190L109 189V191H111ZM150 190H149V191H150ZM171 190H172V189H171ZM191 190H192V189H191ZM191 190H190V191H191ZM193 190H195V189H193ZM193 190H192V191H193ZM201 190H202V189H201ZM214 190H213V191H214ZM235 190H236V188H235ZM235 190H234V191H235ZM90 191H92V192L90 193ZM93 191H94V192H93ZM106 191H107V190H106ZM187 191H186V192H187ZM219 191H220V190H219ZM236 191H238V190H236ZM24 192H25V191H24ZM26 192H27V191H26ZM40 192H39V193H40ZM107 192H108V191H107ZM107 192H106V193H107ZM201 192H202V191H201ZM232 192H233V191H232ZM18 193H19V194L17 195V197H21V198H22L20 192H18ZM37 193H38V192H37ZM96 193H97V192H96ZM101 193H102V191H101ZM103 193L105 194V191H104ZM215 193H216V192H215ZM234 193H235V192H234ZM7 194H6V195H7ZM108 194H109V193H108ZM116 194H117V193H116ZM127 194H128V193H127ZM216 194H218V193H216ZM237 194H238V193H237ZM237 194H236V195H237ZM240 194H241V193H240ZM26 195H27V194H26ZM29 195H32V193L29 194ZM29 195H28V196H29ZM46 195H45V196H46ZM98 195H99V194H98ZM105 195H106V194H105ZM146 195H147V194H146ZM155 195H156V194H155ZM202 195H203V194H202ZM214 195H215V194H214ZM225 195H226V194H225ZM15 196H16V194H15ZM28 196H27V197H28ZM77 196H78V195H77ZM94 196H95V195H94ZM100 196H101V194H100ZM130 196H131V197H130ZM211 196H213V195H211ZM215 196H216V195H215ZM219 196H220V195H219ZM223 196H224V195H223ZM30 197H31V196H30ZM36 197H37V196H36ZM43 197H44V196H43ZM56 197H57V196H56ZM61 197H60V198H61ZM81 197H82V196H81ZM109 197H110V196H109ZM147 197H148V196H147ZM196 197H197V196H196ZM201 197H203V196H201ZM227 197H228V196H227ZM229 197H230V196H229ZM234 197H235V196H234ZM244 197H245V198H244ZM244 197H243V199H246V198H247L246 196H244ZM253 197H256V195L253 196ZM12 198H13V197H12ZM28 198H29V197H28ZM38 198H39V197H38ZM38 198H37V199H38ZM40 198L42 199V197H40ZM44 198H45V197H44ZM48 198H49V197H48ZM51 198H52V197H51ZM77 198H78V197H77ZM82 198H83V197H82ZM90 198H91V197H90ZM93 198H94V197H93ZM95 198H96V197H95ZM97 198H98V197H97ZM154 198H155V196H154ZM183 198H184V196H183L182 199H181L182 201H185V202H184V203H185L184 206H185V205L188 206V204L191 203L192 201H193V202H197V201H198V200H194V199H192V201H190L189 199L187 200V199H185V198L183 199ZM223 198H224V197H223ZM250 198H251V197H250ZM256 198H258V197H256ZM23 199H24V198H23ZM32 199H33V196H32ZM34 199H35V198H34ZM52 199H53V198H52ZM88 199H89V198H88ZM108 199H109V198H108ZM108 199H107V200H108ZM224 199H225V198H224ZM251 199H252V198H251ZM251 199H247L246 202L248 203V201H250ZM70 200H71V199H70ZM114 200H115V199H114ZM199 200H201V199H199ZM209 200H210V199H209ZM21 201H22V200H21ZM36 201H37V200H36ZM41 201H42V200H40V205H38L39 208H41L42 206L47 207V205L50 204V203L48 204V202H46V201H45V202H44V201L41 202ZM93 201H94V200H93ZM99 201H102V200H99ZM182 201H181V202H182ZM215 201H216V200H215ZM257 201H258V200H257ZM73 202H74V201H73ZM97 202H98V201H97ZM172 202H173V201H172ZM193 202L191 203L192 205H194ZM203 202H204V201H203ZM246 202H243V203L246 204ZM36 203H37V202H36ZM41 203H42V204H41ZM64 203H65V202H64ZM66 203H68V202L66 201ZM71 203H72V202H71ZM85 203H86V202H85ZM104 203H105V202H104ZM107 203H108V202H107ZM114 203H116V202H114ZM114 203H113V204H114ZM164 203H165V202H164ZM168 203H169V202H168ZM173 203H174V202H173ZM211 203H213V202H211ZM219 203H220V202H219ZM249 203H250V202H249ZM256 203H257V202H256ZM21 204H22V203H21ZM37 204H38V203H37ZM73 204H74V203H73ZM92 204H93V203H91V205H92ZM97 204H99V202H98ZM102 204H103V203H102ZM108 204H109V203H108ZM110 204H111V203H110ZM113 204H111V205H109V206H108L107 204H105V205H107L108 207H105L106 209H104V211H103V209H102V211H103L102 214L105 215V216H107V219H108V217L110 218V216L113 215V214L115 213V211L117 212V210H115V209L118 208V207H116V206H117L116 204H114V205H113ZM235 204H236V203H235ZM237 204H238V203H237ZM5 205H7V204H5ZM5 205H4V206H5ZM10 205H11V204H10ZM24 205H25V204H24ZM93 205H94V204H93ZM99 205H100V204H99ZM115 205H116V206H115ZM168 205H169V204H168ZM207 205H208V204H207ZM218 205H219V204H218ZM14 206H15V205H14ZM18 206H19V203H18ZM35 206H36V205H35ZM61 206H62V205H60V207H61ZM63 206H64V207H63ZM63 206L59 209L60 211H62V210L65 211V207H66V206H65V205H63ZM103 206H104V205H103ZM198 206H199V205H198ZM204 206H206V205H204ZM204 206H203V209H202V210H204ZM219 206H221V205H219ZM239 206H240V205H239ZM242 206H244V205H242ZM257 206H258V205H257ZM9 207H10V209L7 210V214H8L9 216H11V217H15V218H16V221H14V218H13V220H12V221H14V223H18V222L20 223V222H22V221H24V220H28V221H26V222H29V221H33V222H34V221H35V220H34V217H35V216L33 215V218H32V217L30 216L29 212L27 211V210H28V209H27L28 207H26V206H25L26 208H25L24 206H22V207H21V206H19V207L16 206V207H12V208H11V206H9ZM36 207H37V206H36ZM48 207H49V206H48ZM70 207H71V206H70ZM79 207H80V206H79ZM79 207H78V208H79ZM91 207H92V206H91ZM91 207H90V208H91ZM93 207H94V206H93ZM134 207L136 208V206H134ZM160 207H162V205H161ZM168 207H169V206H168ZM195 207H196V206H195ZM222 207H223V206H222ZM222 207H221V209H222ZM237 207H238V206H237ZM240 207H241V206H240ZM66 208H67V207H66ZM96 208H97V207H96ZM169 208H170V207H169ZM176 208H177V207H174L173 209L175 210ZM215 208H216V207H215ZM215 208H212L211 210H213V209H215ZM227 208H228V207H227ZM243 208H244V207H243ZM243 208H242V209H243ZM245 208H246V207H245ZM253 208H254V207H253ZM262 208H263V207H262ZM6 209H7V207H6ZM33 209H34V208H33ZM42 209H43V208H42ZM44 209H46V208H44ZM56 209H57V208H56ZM56 209H55V210H56ZM67 209L69 210L70 208L68 207ZM85 209H86V208H85ZM129 209H130V208H129ZM159 209H161V208H159ZM159 209H158V210H159ZM170 209H171V208H170ZM173 209H172V211H173ZM179 209H180V208H179ZM187 209H188V208L186 207V211H187ZM217 209H218V208H217ZM217 209H216V210H217ZM219 209H220V207H219ZM219 209H218V210H219ZM221 209H220V210H221ZM238 209H240V208H238ZM238 209H237L236 207L234 208V206H232V208L224 209V210H223V211H224V212H223L224 214L222 213V215H224V217H225V216L235 217V215H236L237 213H239V212H238ZM247 209H248V208H247ZM4 210H5V209H4ZM30 210H31V209H30ZM52 210H53V209H52ZM86 210H87V209H86ZM91 210H92V208H91ZM98 210H99V209H98ZM127 210H128V209H127ZM127 210H126V211H127ZM130 210H131L130 212H132V209H130ZM166 210H167V209H166ZM182 210H183V209H182ZM193 210H194V209H193ZM205 210H206V209H205ZM208 210H209V208H208ZM240 210H241V209H240ZM35 211H36V210H35ZM41 211H42V210H41ZM47 211H50V210H47ZM57 211H58V209H57ZM60 211H59V212H60ZM96 211H97V210H96ZM96 211H95V213H93V211H90V212H88V214L86 213V215H89V217H90L91 219L94 218V220H95V219H96V220L99 219V221L97 220L98 222L103 221V220H101V217H102L103 215H102V214H99V213L96 214ZM102 211H101V212H102ZM151 211H152V212H151ZM170 211H171V210H170ZM180 211H181V209H180ZM180 211L176 209V212H179V213H176V215H177V214H180ZM183 211H184V210H183ZM221 211H222V210H221ZM245 211H246V210H245ZM39 212H40V210H39ZM68 212H69V211H68ZM97 212H98V211H97ZM150 212H151V213H150ZM184 212H185V211H184ZM202 212H203V211H202ZM208 212H209V211H208ZM215 212H216V211H215ZM241 212H242V211H241ZM1 213H2V212H1ZM1 213H0V214H1ZM66 213H67V210H66L64 213H61V215H62V214L65 215ZM125 213L127 214V212H125ZM154 213H156V211H155ZM161 213H163V212H161ZM161 213H160V214H161ZM169 213H170V216H171L172 213H171V212H169ZM198 213H199V212H198ZM200 213H201V211H200ZM203 213H204V212H203ZM250 213H251V212H250ZM2 214H3V213H2ZM7 214H6V216H7ZM33 214H34V213H33ZM45 214H46L45 218L48 219V218L51 217L50 214H52V213L50 212V214H47V213H45ZM53 214H54V213H53ZM74 214H76V213H74ZM98 214H99V215H98ZM119 214H120V213H119ZM156 214L158 215V212H157ZM174 214H175V213H174ZM219 214H220V213H219ZM219 214H218V216H219ZM245 214H246V213H245ZM43 215H44V214H43ZM72 215H73V214H72ZM72 215L69 216L70 218H68V220H70V219L72 220V218H71ZM79 215H80V214H79ZM100 215H102V216H100ZM124 215H125V214H124ZM153 215H154V214H153ZM184 215H185V214H184ZM186 215H187V214H186ZM191 215H192V214H191ZM199 215H200V214H199ZM199 215H198V216H199ZM201 215H202V214H201ZM204 215H205V214H204ZM204 215H203V216H204ZM216 215H217V214H216ZM220 215H221V214H220ZM241 215H242V214H241ZM253 215H254V214H253ZM3 216L6 217V216H5V212H4V215H2V217H3ZM41 216H42V215H41ZM53 216H54V215H53ZM75 216H76V215H75ZM84 216H85V215H84ZM105 216L103 217L104 220H106V219H105V218H106ZM196 216H197V213H196ZM237 216H238V215H237ZM242 216H243V215H242ZM249 216H251V215H249ZM11 217H8V218L10 219ZM43 217H44V216H43ZM57 217H58V216H57ZM60 217H61V216H60ZM65 217H66V216H65ZM65 217H64V218H65ZM73 217H74V215H73ZM86 217H88V216H86ZM111 217H112V216H111ZM121 217H122V216H121ZM124 217H125V216H124ZM124 217H123V218H124ZM150 217H151V216H150ZM150 217H148V218H150ZM186 217H187V216H186ZM200 217H201V216H200ZM220 217H221V216H220ZM239 217H240V214H239ZM41 218H42V217H41ZM64 218H63V219H64ZM74 218H75V217H74ZM74 218H73V220H72L73 222H74ZM119 218H120V217H119ZM119 218H118V219H119ZM125 218H126V217H125ZM170 218H171V217H170ZM173 218H174V217H173ZM195 218H196V217H195ZM195 218H193V217L190 216V218H188V217L185 218V217H184V218H183L182 220H180V221H177V219H175L176 221H175V220H172V222L170 223V226L173 227V230H174V229H175V230H180V228H179V229H176L177 227H183V228H182L183 230H184V227L188 229L190 225H191V226H195V224H198L199 219H198V218L195 219ZM226 218H227V217H226ZM236 218H237V217H236ZM242 218H243V217H241V220H242ZM251 218H252V220H253L254 217H251ZM256 218H257V217H256ZM11 219H12V218H11ZM17 219L19 220L18 222H17ZM36 219L38 220V218H36ZM46 219H45V222H47ZM52 219H53V218L51 217V220H52ZM54 219H55V218H54ZM83 219H84V218H83ZM116 219H117V218H116ZM120 219H121V218H120ZM171 219H172V218H171ZM171 219H170V220H171ZM222 219H224V218H222ZM248 219H249V217H247V221H248ZM48 220H49V219H48ZM51 220H49V221H51ZM61 220H62V219H61ZM71 220H70V221H71ZM75 220H76L77 223H78L79 220H77V218H75ZM81 220H82V219H80V221H81ZM92 220H93V219H92ZM96 220H95V221H96ZM125 220H126V219H125ZM133 220H132V221H133ZM155 220H156V219H155ZM205 220H207V219H205ZM219 220H221V219H219ZM249 220H251V219H249ZM39 221H40V219H39ZM39 221H38V223H39ZM53 221H54V220H53ZM57 221H58V220H57ZM76 221H75V222H76ZM110 221H112V220H110ZM168 221H169V220H168ZM200 221H201V219H200ZM202 221H204V220H202ZM231 221H232V220H231ZM231 221H229V222H231ZM256 221H257V220H256ZM260 221H261V222H262V221L264 222V218H261ZM41 222H42V221H41ZM73 222H70V223L73 224ZM87 222H88V221H87ZM98 222H96V223L98 224ZM105 222L108 223L109 221H108V222L105 221ZM207 222H208V221H207ZM207 222H206V224H207ZM211 222H212V221H211ZM213 222H214V221H213ZM216 222H217V221H216ZM220 222H221V221H220ZM251 222H252V221H251ZM253 222H254V221H253ZM9 223H10V222H9ZM9 223H8V225H10L12 222H11L10 224H9ZM55 223H56V222H55ZM59 223L61 224V223H63V222L59 221ZM68 223H69V222H68ZM77 223H76V224H77ZM82 223H83V221H82ZM100 223H101V222H100ZM100 223H99V224H100ZM119 223H120V222H119ZM152 223H153V222H152ZM167 223H168V222H167ZM202 223H203V222H202ZM222 223H223V222H222ZM241 223H242V222H241ZM1 224H2V223H1ZM1 224H0V225H1ZM25 224L27 225V223H25ZM32 224H33V223H32ZM51 224H52V223H51ZM63 224H64V223H63ZM63 224H61L62 227L64 226ZM76 224L74 223V225H76ZM153 224H154V223H153ZM193 224H194V225H193ZM199 224H200V223H199ZM209 224H210V223H209ZM214 224H215V223H214ZM251 224H252V223H251ZM4 225H6V224H4ZM4 225H3V226H4ZM8 225H7V226H8ZM14 225H15V224H14ZM19 225H21V224H19ZM26 225H25V226H26ZM28 225H30V224H28ZM33 225H34V224H33ZM43 225H45V224H42V227H44ZM53 225L56 226L55 224H53ZM53 225H51V227H52ZM57 225L59 226L58 223H57ZM74 225H73V226H74ZM82 225H83V224H82ZM82 225H81V227H79V229L74 228V229H77L76 232H78V230H79V231L81 230V228L83 227ZM85 225H86V229H87V224H85ZM85 225H84V226H85ZM129 225H130V224H129ZM200 225H202V224H200ZM247 225H248V224H247ZM7 226H5V227L7 228ZM16 226H17V227H16ZM21 226H23V225H21ZM30 226H31V225H30ZM45 226H46V225H45ZM54 226H53V228H54ZM67 226H68V225H67ZM76 226L78 227V224H77ZM91 226H92V225H91ZM101 226H102V224H101ZM106 226H107V225H106ZM151 226H153V225H151ZM203 226H204V224H203ZM221 226H222V224H221ZM237 226H238V225H237ZM5 227H4V228H5ZM9 227H10V226H9ZM11 227H12V226H11ZM11 227H10V228H7V229L5 228L6 230L4 229V231L2 230V232H0V233H1V234H0V244H1V243H4V241H7V239H8V241H9V238H11L12 240H10V242H8V241H7V242L10 243V246H11V244L13 245V242H11V241H13V237L16 236V238H17V235H18V234H17V230H19L20 228L16 230V234H15V232H9V230L11 229ZM23 227H24V226H23ZM32 227H33V226H32ZM39 227H40V226H39ZM39 227L37 226V228H39ZM48 227H49V226H48ZM64 227H65V226H64ZM64 227H63V229H62V228H59L57 232L59 233V231H60V232H62L61 234H65V233L67 234V232H69V231L72 230V229H71V230H70V229H69V230L67 229V228H70V226H69V227H67L66 230L64 231L65 233H63V230L65 229ZM108 227H109V225L107 226V228H108ZM124 227H125V226H124ZM128 227H130V226H128ZM148 227H149V226H148ZM219 227H220V226H219ZM233 227H234V226H233ZM233 227H230V226L226 225V226H223V228H221V227H220V228L223 229V230H225V231L228 232L229 234H233V233L237 230V228H238L239 226L236 227V229H234ZM12 228H13V227H12ZM16 228H18V225H15L14 229H16ZM49 228H50V227H49ZM53 228H52V229H53ZM56 228H57V226H56ZM56 228H55V230H56ZM72 228H73V227H72ZM84 228H85V227H84ZM99 228H100V227H99ZM104 228H106V227L104 226ZM104 228H101V230L99 229V230H95V231H94V229L92 230V228H91V230H89L88 232L90 233V231H91L92 237H93V235H94V236H95V235H98L99 237H98V236H97V237L100 238V240H102L100 236L108 237V238L117 236V233H118V232L115 231L116 233H113V232L111 233V232H110V231H111L110 228H109L110 231L107 232L109 229H108V230L106 229V230H107V231H106ZM126 228H127V227H125V229H126ZM133 228H134V227H133ZM133 228H131V229H133ZM135 228H136V227H135ZM150 228L152 229V228H154V227H149V229H150ZM155 228H156V227H155ZM155 228H154V229H155ZM202 228H203V227H202ZM204 228H205V227H204ZM204 228L201 229V227H200V230H204ZM25 229H26V228H25ZM25 229H23V230L26 231ZM29 229H30V228H29ZM31 229H32V228H31ZM31 229H30V230H31ZM35 229H36V228H35ZM39 229H40V233H41V228H39ZM39 229H38V230H39ZM52 229H51V230H52ZM86 229H85V230H86ZM95 229H97V227H96ZM122 229H123V228H122ZM125 229H124V231L126 232V230H128V229H126V230H125ZM138 229H140V228H138ZM138 229H137V231H139V233H140V230H138ZM149 229H148V230H149ZM171 229H172V228H171ZM171 229L169 230L170 233L173 231V230H171ZM221 229H220V230H221ZM238 229H239V228H238ZM251 229H252V228H251ZM11 230H12V229H11ZM11 230H10V231H11ZM23 230H22V231H23ZM30 230H27V232L30 231ZM32 230H33V233H34L35 230H34V229H32ZM42 230H48V231H49L48 228H47V229H44V228H43ZM67 230H68V231H67ZM115 230H116V229H115ZM133 230H134V229H133ZM133 230H132V231H133ZM145 230H143V231H145ZM175 230H174V232H176ZM189 230H190V229H189ZM196 230H197V229H196ZM198 230H199V229H198ZM7 231H8L9 233H8ZM12 231H15V230H12ZM66 231H67V232H66ZM72 231H73V230H72ZM74 231H75V230H74ZM81 231H83V230H81ZM81 231H80V232H81ZM117 231H118V230H117ZM122 231H123V230H122ZM122 231H120V232H122ZM128 231H129V230H128ZM134 231H135V230H134ZM134 231H133V233H134ZM143 231H142V233H143ZM184 231H185V230H184ZM184 231H183V232H184ZM190 231H192V230H190ZM190 231H189V232H190ZM243 231H244V230H243ZM262 231H263V230H262ZM3 232H7L8 234H7V233H3ZM36 232H37V231H36ZM45 232H46V231H45ZM50 232H52V231H50ZM80 232H79V233H80ZM120 232H119V233H120ZM129 232L131 233V231H129ZM129 232H126V233H129ZM155 232H156V231H155ZM155 232H154V233H155ZM177 232H178V234H179V231H177ZM177 232H176V233H173V232H172V233H173L172 235L169 236V234H168L169 237L167 236V238H164L165 240L163 239L164 241L169 242V243H167V245H170V244H174V245H176V244H177V243L175 244V242H177V239L179 238ZM185 232H186V231H185ZM187 232H188V230H187ZM195 232H196V231H195ZM200 232H201V231H200ZM18 233H19V231H18ZM28 233H29V232H28ZM28 233H26V234H28ZM30 233H31L30 235H32V232H31V231H30ZM43 233H44V232H42L41 234H43ZM55 233H56V231H55ZM58 233H57V235H58ZM72 233H73V232H71L69 235H71ZM130 233H129V234H130ZM133 233H131V234H133ZM139 233H136V234H139ZM180 233H182V232H180ZM192 233L194 234V232H192ZM196 233H197V232H196ZM205 233H206V232H205ZM205 233H204V234H205ZM213 233H214V232H213ZM215 233H216V232H215ZM220 233H221V232H220ZM242 233H243V232H242ZM41 234H37V235L40 236ZM53 234H54V233H53ZM59 234H60V233H59ZM73 234H74V236H75L76 233L74 232ZM77 234H78V233H77ZM115 234H116V235H115ZM122 234H123V233H122ZM136 234H135V235H136ZM144 234H145V232H144ZM176 234H177V235H176ZM182 234H183V233H182ZM204 234H203V236H205ZM206 234H207V233H206ZM221 234H222V233H221ZM223 234H224V232H223ZM240 234H241V233H240ZM244 234H245V233H244ZM24 235H25V234H24ZM44 235H46V234L44 233ZM183 235H184V234H183ZM190 235H191V234H190ZM190 235L188 234V236H190ZM210 235H211V234H210ZM212 235H214V234H212ZM225 235H226V234H225ZM225 235H224V236H225ZM18 236H19V235H18ZM47 236H48V235H47ZM49 236H52V235H49ZM54 236L56 237L55 234H54ZM54 236H53V237H54ZM71 236H73V235H71ZM71 236H70V237H71ZM90 236H91V235H90ZM119 236H120V234H119ZM119 236H118V237H115V238H118V239H119ZM121 236H122V235H121ZM124 236L126 237V240L128 239V241H130V242H129V243H130V246H132L133 243L136 242V239H135V236H134V235H131V236H129V235H127V236L124 235ZM137 236H138V235H137ZM137 236H136V237H137ZM146 236H148L147 233H146ZM185 236H186V238H187V234H186ZM192 236H193V235H192ZM197 236H199V235H197ZM206 236H207V235H206ZM228 236H229V235H228ZM20 237H23V234H21ZM36 237H37V236H36ZM40 237H41V236H40ZM42 237H43V235H42ZM58 237H59V235H58ZM67 237H68V236H67ZM77 237H79V236H77ZM82 237H83V236H82ZM103 237H102V238H103ZM140 237H141V236H140ZM163 237H164V236H163ZM163 237H162V238H163ZM177 237H178V238H177ZM180 237H182L181 234H180ZM193 237H194V236H193ZM199 237H200V236H199ZM199 237H198V238H199ZM212 237H213V236H212ZM212 237H211V238H212ZM214 237H215V239H216V240H215V244H216V245H213V244H212V245H210V244H206V245L204 246V244L202 245L201 243H200V245H202L201 247H202L203 249H205L206 251H213V252H214V254L216 255V258H214V259L217 260V263H216V264H224V263H225V264H231V263L233 264V263L237 262L238 259L241 257V254H237L238 256L240 255V257H238L237 255H234V254H232V255H230L229 257H227V255L224 256V254L222 253L224 250H227V251H228V249H230V247L233 246V242H229V241H228L229 239H228V240H227V239H225V240H221V242H220L219 240H217L218 237H217V238H216V236H214ZM252 237H253V236H252ZM16 238H15V239H16ZM24 238H25V237H24ZM44 238H45V237H44ZM44 238H43V239H44ZM56 238H57V237H56ZM56 238H55V239H56ZM74 238H75V237H74ZM137 238H138V237H137ZM152 238H153V237H152ZM156 238H157V237H156ZM200 238H201V237H200ZM222 238H223V237H222ZM228 238H229V237H228ZM233 238H234V237H233ZM239 238H240V237H239ZM239 238H238V239H239ZM241 238H242V237H241ZM255 238H256V237H255ZM53 239H54V238H52V240H53ZM104 239H105V238H104ZM121 239H122V238H121ZM154 239H155V238H154ZM166 239H167V240H166ZM179 239H182V238H179ZM190 239H191V237H190ZM207 239H208V238H207ZM209 239H210V238H209ZM209 239H208V240H209ZM245 239H247V238H245ZM245 239H242V240H241V243H242V242H247ZM32 240H33V239H32ZM63 240H64V238H63ZM74 240H75V239H74ZM80 240H81V239H80ZM105 240H107V239H105ZM105 240H104V241H105ZM119 240H120V239H119ZM137 240H138V239H137ZM147 240H148V239H147ZM163 240H162V241H163ZM191 240H192V239H191ZM198 240H199V239H198ZM198 240H197V241H198ZM226 240H227V241H226ZM236 240H237V238H236ZM236 240H234V241H236ZM249 240H250V239H249ZM16 241H17V240H16ZM18 241H19V240H18ZM37 241H38V240H37ZM55 241H56V240H55ZM65 241L67 242V240H65ZM104 241L99 242L100 244L102 243V246H103V247L106 246V242H104ZM124 241H125V240H124ZM140 241H141V240H140ZM148 241H149V240H148ZM164 241H163V242H164ZM180 241H181V240H180ZM197 241H196V242H197ZM199 241H200V240H199ZM199 241H198L197 243H199ZM253 241H255L256 243H257V242L260 243V241H264V233H259V237H258L257 239H255V240L253 239ZM20 242H21V241H20ZM44 242H45V241H44ZM48 242H49V241H48ZM57 242H58V241H57ZM81 242H82V240H81ZM81 242H77V241H76L75 243L77 244V243H81ZM144 242H145V241H144ZM182 242H183V240H182ZM182 242H181V243H182ZM188 242H189V241H188ZM188 242H187V243H188ZM216 242H217V243H216ZM15 243H18V242H15ZM21 243H24V242H21ZM25 243H26V241H25ZM71 243H72V242H71ZM71 243H70V244H71ZM84 243H85V242H84ZM84 243H82V245H83ZM126 243H127V241H126ZM137 243H138V241H137ZM161 243H162V242H161ZM202 243H203V242H202ZM212 243H213V242H212ZM234 243H235V242H234ZM259 243H258V244H259ZM6 244H7V243H5V246H6ZM18 244H20V243H18ZM35 244H36V243H35ZM35 244H34V246L32 245L31 247H30L29 245H28L29 247H25V246H26L25 244H21V245H16V244H15V246H13V247H12V246L10 247V246L8 245L9 247L6 246L7 250H9L8 248H11V250H12V251H10V252L8 251L9 253H8V252L5 253V252H4L5 250L2 251V249H4L3 246H2V249H0V256L2 257V255H5V256H3V257H5V259H2L3 257H2V258L0 257V258L2 259V260H0V264H4V263H2L3 260H4V261H10V260H13L15 257H18V256H19V255H18L19 253H22L23 251H26V250H28L27 252H29L30 255H32L31 252H33L34 250H37V248L35 247ZM43 244H44V243H43ZM56 244H57V243H56ZM65 244H66V243H64V244L61 246V247H63V249H64V247H65V246H64ZM68 244H69V243H68ZM68 244H67V245H68ZM72 244H73V243H72ZM72 244H71L70 246H72ZM124 244H125V243H124ZM163 244H164V243H163ZM188 244H189V243H188ZM188 244L185 243V245H187V246H188ZM195 244H196V243H195ZM237 244H238V243H237ZM237 244H236V245H237ZM239 244H240V242H239ZM244 244H245V243H244ZM2 245H4V244H2ZM23 245H24V246H23ZM45 245H46V244H45ZM45 245H44V248H45ZM49 245H50V244H49ZM73 245H74V244H73ZM134 245H135V244H134ZM134 245H133V246H134ZM174 245H172V246L174 247ZM180 245H181V244H180ZM191 245H193V244H190V246H191ZM259 245H260V244H259ZM0 246H1V245H0ZM40 246H41V245H40ZM50 246H51L50 249L52 248V250L56 249V247H57V246H56V247L53 246V244L50 245ZM74 246H75V245H74ZM76 246H77V245H76ZM78 246H79V245H78ZM80 246H81V244H80ZM99 246H100V245H99ZM102 246H101V247H102ZM136 246H138V245H136ZM170 246H171V245H170ZM183 246H184V244H183ZM198 246H199V245H197V247H196L197 249L192 247V248H193V251H190V250L188 251V249H187V247H186L185 249L182 248L183 250L181 249L180 251H178V250H177V251H174V250H173V251H170V252H169V250L166 251L165 249H162V248H161V249L158 248L157 250H152V249H150V247H149V245H148V247L144 248L143 251L140 253V255H139V254H138V255L140 256L141 259L143 258V259L146 260V261H150V262L152 261V263H155L156 261H158V262L160 263V260L163 259V261H164V257L167 256L166 259H167L168 257H170V258L172 257L173 259L177 258L178 260H182V259L186 260V261H184V262L181 261V262H182V263L180 262L181 264H199V263H203L204 261L202 262V259H203V257H201L202 255H201V256L199 255V252H201V251H199V252L197 251L198 248H199ZM234 246H235V245H234ZM261 246H262V245H261ZM58 247H59V246H58ZM61 247H60V248H61ZM66 247H68V246H66ZM66 247H65V248H66ZM72 247H73V246H72ZM106 247H107V246H106ZM177 247H178V246H177ZM179 247H180V246H179ZM184 247H185V246H184ZM194 247H195V245H194ZM263 247H264V246H263ZM46 248H48V245H47ZM60 248H59V251H60ZM74 248H75V247H74ZM76 248H77V247H76ZM129 248H130V247H129ZM170 248H172V247H170ZM39 249H42V248L39 247ZM71 249H72V248H71ZM77 249H78V248H77ZM84 249H85V247H84ZM127 249H128V248H127ZM141 249H142V248H141ZM186 249H187V251H186ZM194 249H196V250H194ZM200 249H201V248H200ZM203 249H201V250H203ZM47 250H49V249H47ZM52 250H51V251H52ZM56 250H57V249H56ZM61 250H62V249H61ZM64 250H65V249H64ZM66 250H67V251L69 250V252H72V251H73V250L70 251V249H66ZM107 250H109V254H110L111 256H113L115 253L118 252V251H116V250H114V251H116V252H114L113 249H112V247L108 248ZM128 250H130V249H128ZM139 250H140V249H139ZM170 250H171V249H170ZM37 251H38V250H37ZM40 251H41V250H40ZM42 251H43V249H42ZM75 251H76V249H75ZM229 251H231V249H230ZM34 252H35V251H34ZM73 252H74V251H73ZM231 252H232V251H231ZM263 252H264V251H263ZM89 253H91V252H89ZM107 253H108V252H107ZM228 253H229V252H228ZM232 253H233V252H232ZM234 253H235V251H234ZM261 253H262V252H261ZM261 253H260V254H261ZM25 254H26V253H25ZM25 254H21V256L23 257V255H25ZM33 254H34V253H33ZM93 254H94V253H91V254H88L87 256H85V258H84L85 262H89V261H91L92 259H95V258H96V255H93ZM203 254H204V253H203ZM214 254H213V255H214ZM254 254H255V253H254ZM260 254H258V255H260ZM263 254H264V253H262V255H263ZM17 255H18V256H17ZM79 255H80V254H79ZM215 255H214V256H215ZM32 256H34V255H32ZM36 256H37V255H36ZM64 256H65V255H64ZM77 256H78V255H77ZM94 256H95V257H94ZM114 256H115V255H114ZM114 256H113V257H114ZM22 257H21V258H22ZM30 257H31V256H30ZM48 257H49V256H48ZM48 257H47V258H48ZM51 257H52V256H51ZM62 257H63V256H62ZM62 257H61V258H62ZM242 257H243V256H242ZM251 257H252V256H251ZM253 257H254V256H253ZM263 257H264V256H263ZM18 258H19V257H18ZM21 258H19V259H21ZM23 258H24V257H23ZM28 258H29V257H28ZM33 258H34V257H33ZM33 258L31 257V260H30V261L28 260L29 262H27V263H26L24 260H22V259H21V260H18V259L16 258V259H17L16 263L19 264V261H20V262L23 261V262L26 263V264H49V263H50V259H48L49 261H46V260L44 261V260H43V261L41 262V261H39V260L37 261V259L34 258L35 262H33ZM97 258H98V257H97ZM138 258H139V257H138ZM120 259H121V258H120ZM205 259H206V258H205ZM240 259H241V258H240ZM81 260H82V259H81ZM139 260H140V259H139ZM203 260H204V259H203ZM246 260H248V259H246ZM97 261H98V259H97ZM153 261H154V262H153ZM163 261H161V262H163ZM166 261H167V260H166ZM199 261H200V262H199ZM206 261H207V260H206ZM240 261H241V260H240ZM251 261H252V260H251ZM10 262H11V261H10ZM10 262H9V263H10ZM57 262H58L57 264H75V263H77V259L75 258V255H74V256H68V258H62V259H60V260L57 261ZM81 262H82V261H81ZM104 262H105V261H104ZM116 262H117V261H116ZM150 262H149V263H150ZM5 263H6V262H5ZM7 263H8V262H7ZM24 263H23V264H24ZM52 263H53V262H52ZM89 263H90V262H89ZM95 263H96V264H106V263H103V262H101V261H100L99 263H98V262H95ZM206 263H207V262H206ZM239 263H240V262H239ZM239 263H238V264H239ZM10 264H11V263H10ZM50 264H51V263H50ZM168 264H178V263L176 262V260H175V262H173V261L171 260V262H169ZM211 264H212V263H211Z\"/></svg>",
    "mask_w": 264,
    "mask_h": 264
}]
</instances>
